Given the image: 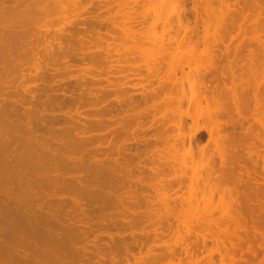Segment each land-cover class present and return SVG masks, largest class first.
<instances>
[{
	"label": "rangeland",
	"instance_id": "obj_1",
	"mask_svg": "<svg viewBox=\"0 0 264 264\" xmlns=\"http://www.w3.org/2000/svg\"><path fill=\"white\" fill-rule=\"evenodd\" d=\"M14 1V2H12ZM29 2H27L26 0H0V28H1V31H0V41H2L3 43H5V41L7 40V47L8 48H5L4 44L1 45L0 43V49L1 47L3 48V50H0V68H1V71H5L6 73H2L0 71V77L3 79L0 78V85L3 87H0V117L4 116L3 118L1 117L0 118V132H7L8 136H9V133L12 131V133H14L16 130H17V133L15 132L14 134H17L20 135V136H23L25 135L26 133V136L31 137L32 140H35L33 141L34 143H38V144H35L36 146L38 145V148H36V146L34 145V143L32 144L33 147L35 148V150L32 148L33 151L31 152H35L36 149H38L36 152L39 153V151H45L46 153H48L50 155V152L51 154H57V152L59 153V150H60V153L62 155V152L65 153L63 154V156L61 155H57L55 156V161L54 159L52 160H49L47 154L44 153V158L45 160H42V157L40 156V160H39V164L40 163H45L46 166L45 168H47V171H43L42 172V175L39 173L38 174V177L39 175L41 176H44L45 174L48 176L46 177V175L44 177H46L48 180H54L53 176L54 177H58V181L61 183L63 182L64 187H61V188H57V189H52V185L51 182L49 184L48 182V185H50V188H48V185H47V188L46 187L44 188V192H43V196H46L44 198H39L38 200V196H37V203H39V208H41V212H45L46 210L47 211H53L55 213V215H52L53 213H50V212H47L48 215L47 216H51L53 218H55V220H57L56 217H58V219L60 220L58 222V226H61L62 224V227L64 226V228H74V229H77L79 233H84L89 235L90 237H88L87 235L85 234H74V237L72 236L70 238V244L65 251H67V253L63 250L62 251V255L63 253L65 252L66 255L70 256H73L72 258L74 259H71L69 258L68 256L64 255L66 258V261L67 263L70 262L71 260V263L70 264H241L242 263V260H249V262L253 261L252 263L253 264H259V261L262 259V256L264 255V248L261 249V247H259L257 244H262L264 246V143L262 141H264V0H242V2H244L243 4L240 3L239 0H233L234 2H232V0H228V2H225L227 0H215L217 2H214L213 0H208V2L206 0H132L134 2H132L131 0H120L121 3L119 2V0H112L114 2H108L107 0H73V3L76 4L75 5H72L71 1L70 3L67 1V3L63 2L61 3L62 1L64 0H36L33 1L34 3H32V0H28ZM43 1V3L41 2ZM98 1V2H96ZM107 1V2H106ZM129 1V2H128ZM142 1V2H141ZM145 1V2H144ZM163 4H161L160 2ZM164 1L167 3H164ZM173 1V5L170 4L172 3ZM193 1V2H192ZM202 1V5L200 4V2ZM210 1V4L208 5ZM212 1V2H211ZM221 1V2H219ZM229 1H230V4H234V6L230 5L229 4ZM241 5H239V3ZM4 2V3H3ZM79 4H77V3ZM86 4H85V3ZM103 2V3H102ZM106 2V3H105ZM132 2V3H131ZM140 2V3H139ZM148 2V3H147ZM150 2H151V5L154 4V2L156 4L149 7L150 5ZM153 2V3H152ZM159 2V3H158ZM168 2H170V8H169V4ZM179 2V3H178ZM185 2V3H184ZM189 2V3H188ZM197 3L198 4V18H197V22L195 23V18H193V16H195L196 13H194L195 11H193L191 9V6L193 5L192 3ZM204 2V3H203ZM226 3V5L224 3ZM238 3L237 5L235 3ZM258 2V4H257ZM24 3V4H23ZM46 3V4H45ZM58 3V4H57ZM109 5H108V4ZM115 3V4H114ZM122 3L124 4V6L122 5ZM130 3V4H129ZM177 3V4H176ZM207 3V4H206ZM220 3V5H219ZM223 3V4H222ZM227 3L231 6L228 7ZM256 3V4H255ZM9 4V6H8ZM30 6H28V5ZM47 4L49 6H47ZM50 4H53L50 5ZM56 4V5H55ZM62 4V5H61ZM65 4V7H63V5ZM67 4V5H66ZM82 4V6H81ZM105 4L106 7L104 8ZM114 4L116 6H112L111 5ZM129 6H128V5ZM135 6H134V5ZM147 4V5H146ZM149 4V5H148ZM159 6H158V5ZM192 4V5H191ZM204 4V5H203ZM218 4V5H217ZM251 4V5H250ZM4 5V7L2 6ZM14 7H12V6ZM18 5V6H16ZM21 5V6H20ZM24 5V6H23ZM37 5V6H34ZM45 5V6H43ZM61 5V6H60ZM70 5V6H69ZM75 8H72V6ZM79 5H80V8H79ZM95 5V6H94ZM119 5V7H118ZM137 5V6H136ZM155 5H157L158 7H161L160 5H164L165 7H167V9L163 6L162 9L159 8V10L157 11L156 9L158 7H156ZM167 5V6H166ZM179 5V6H177ZM183 5V6H182ZM200 5V6H199ZM217 7H216V6ZM224 5V7L222 6ZM3 8H2V7ZM49 8H47V7ZM52 6V8H50ZM60 6V8H59ZM78 6V7H77ZM88 6V7H87ZM100 6V8H99ZM123 7V10H124V7H125V10H129L126 11L127 14L121 10L120 11V8ZM134 6V7H133ZM145 6V7H143ZM147 6V7H146ZM175 6V7H174ZM202 6V7H201ZM213 6V7H212ZM217 9H215L214 8ZM246 6V7H244ZM7 7V8H6ZM11 7V8H10ZM22 7V8H21ZM38 7V8H37ZM46 7V9H45ZM68 7L70 9H68ZM87 7V8H86ZM108 7V9H107ZM118 7V8H116ZM129 7V8H128ZM137 7V8H135ZM143 7V8H142ZM149 7V8H148ZM152 7V11L150 8ZM188 7V10L185 11V9ZM201 7V8H199ZM207 7V8H205ZM230 11H227L228 9ZM239 7V8H238ZM240 7H241V11H240ZM17 8V9H16ZM20 8V9H19ZM43 8V9H42ZM66 10V14H67V17H66V14L65 13V10ZM85 8L87 9L85 11ZM102 8V9H101ZM113 8V9H112ZM132 8V9H131ZM142 8V9H141ZM147 8V9H146ZM156 8V9H155ZM224 8V9H223ZM232 8V9H230ZM235 8H238V9H235ZM246 8V9H245ZM4 9V10H3ZM7 9V10H6ZM11 9V10H10ZM13 9V11H12ZM22 9V10H21ZM26 9V10H25ZM32 9V10H31ZM47 9H49V11L47 12ZM53 9V10H52ZM57 9V10H56ZM62 11H60V10ZM89 9V11H88ZM98 9V10H97ZM105 9L107 10H110V11H105ZM136 9V10H135ZM139 9V10H138ZM177 9V10H176ZM180 9V10H178ZM189 9L192 11H189ZM203 9V11H202ZM211 9V11H210ZM227 9V10H226ZM233 9L235 10H238V11H233ZM3 10V11H1ZM11 11L12 13H10L9 11ZM15 10V11H14ZM18 10V12H17ZM28 10V11H27ZM43 10V11H42ZM45 10V11H44ZM52 10V12H51ZM64 10V11H63ZM72 12V13H67V12ZM72 10V11H71ZM84 10V11H82ZM103 10V11H102ZM133 14H132V12ZM138 10V12H137ZM151 10V11H150ZM164 10V11H162ZM169 10V12H168ZM172 10V12H171ZM174 10H176L177 12H175ZM216 10V11H215ZM220 10V12H219ZM223 10V11H222ZM242 10H245V11H242ZM21 11V12H20ZM112 11V12H111ZM114 11V12H113ZM123 11V12H122ZM136 11V12H135ZM144 11L146 13H144ZM156 11V12H155ZM180 11V12H179ZM202 11V12H201ZM215 11V12H214ZM14 12V13H13ZM16 12V13H15ZM44 12V13H43ZM55 12H61V13H55ZM80 12V13H79ZM103 12H105L106 14H104ZM119 12V13H118ZM143 12V13H142ZM149 12V13H147ZM154 14H153V13ZM158 12V13H157ZM171 12V14H169ZM212 12V13H211ZM218 12V13H217ZM224 12V13H223ZM227 14H226V13ZM231 16H228L229 13ZM238 12V13H237ZM11 15H10V14ZM42 13V14H41ZM55 13V14H54ZM86 13V17L84 16ZM95 15V16H93ZM96 13V14H95ZM108 13H109V17H108ZM111 13V14H110ZM128 13H131V14H128ZM150 13L153 15V18H158L159 16V13L162 14V18L163 17H167L169 19L170 22L167 24L166 21H162L160 20L159 18L156 19L155 21L157 22H153L154 20H150L149 17L152 18V16H149ZM165 15H164V14ZM176 13L182 18V22H184L185 24H180L177 22V19L178 17L175 16ZM183 13V14H181ZM210 13V15H209ZM216 13V14H215ZM222 13V14H220ZM243 13V14H242ZM13 14V15H12ZM18 14V15H15ZM21 14V15H20ZM50 16H48V15ZM57 14V15H56ZM63 14V15H62ZM103 14V15H102ZM115 14H121L120 15H116ZM127 16H126V15ZM136 14L140 15L139 17V20L138 17L136 16ZM148 16H147V15ZM173 14H174V17H173ZM206 14V15H205ZM233 14V15H232ZM240 14V15H239ZM245 14V15H244ZM7 15V17H6ZM24 15L26 16L24 18ZM40 15V16H39ZM42 15V16H41ZM46 15V16H45ZM55 15V16H54ZM65 15V16H64ZM69 15V17H68ZM82 15V16H80ZM88 15V16H87ZM108 17L106 19V17ZM129 15H130V18L132 19H129ZM134 17L135 18H132L131 17ZM148 19H147V17ZM157 15V17H156ZM171 17H170V16ZM193 15V16H192ZM200 15V16H199ZM207 15L211 16V17H208ZM259 15V16H258ZM21 16V18H19ZM76 16V17H75ZM104 16V18L102 17ZM113 16V17H112ZM119 16L120 20H118L119 18H117ZM123 16H125L126 18H124ZM141 16H144V17H141ZM183 16V17H182ZM217 16V17H216ZM219 16V17H218ZM236 16V17H235ZM257 18H256V17ZM35 17V18H34ZM38 17V18H37ZM44 17V18H43ZM84 17V19H83ZM146 17V19H144ZM177 17V18H175ZM196 17V16H195ZM200 17V18H199ZM202 17V18H201ZM205 17V18H204ZM215 17V18H214ZM223 17V19H222ZM240 17V18H239ZM244 17V18H243ZM4 19V21L2 19ZM8 18H9V21H8ZM62 21H61V19ZM66 18V19H65ZM79 18V19H77ZM90 18V19H89ZM98 18V19H97ZM115 18V20H114ZM143 18L144 23H143V20H141ZM154 18V19H155ZM161 18V17H160ZM174 18V19H173ZM189 18V19H188ZM217 18V19H216ZM228 18H229V21L230 19L233 20V23L231 22H227L228 21ZM255 18V19H254ZM20 20V23L22 22V25L20 23H18L17 21ZM50 19H53V20H50ZM56 19V20H55ZM59 19V21H58ZM70 19V20H69ZM73 19V20H72ZM82 19V20H81ZM86 19V21H85ZM94 19L98 20L97 23H96V20L94 21ZM101 19V20H100ZM164 19V18H163ZM194 19V21H193ZM200 19V21L198 20ZM205 19V21H203ZM210 19V20H208ZM214 20V22L211 21ZM221 19V20H220ZM256 19H258L256 21ZM260 19V20H259ZM17 20V21H16ZM44 20V21H42ZM55 20V21H54ZM78 20V21H76ZM83 20L85 22H83ZM106 20V21H105ZM141 20V21H140ZM165 20V19H164ZM174 21L172 23V21ZM176 20V21H175ZM184 20V21H183ZM203 22H202V21ZM236 20H239V21H236ZM13 21V22H11ZM45 21H48L49 23L45 22ZM54 21V22H52ZM58 21V23H57ZM111 21V23L108 22ZM113 21V22H112ZM127 21V25L125 27V23ZM129 21V22H128ZM132 21V22H131ZM134 21V22H133ZM159 21V22H158ZM161 21V22H160ZM242 21V22H241ZM258 22L256 25L252 22ZM15 22V23H14ZM39 22V23H38ZM53 24H52V23ZM60 22V23H59ZM74 22V23H73ZM78 22V24H77ZM92 22V23H91ZM103 22V23H102ZM115 22V23H114ZM119 22V24H118ZM140 22V23H138ZM148 22L149 24L154 25L153 26H150L148 23V25L146 23ZM151 22V23H150ZM166 22V23H164ZM203 24H202V23ZM211 22V23H210ZM219 24V27H218V24ZM237 22V23H236ZM14 23V24H13ZM29 23V24H28ZM31 23V24H30ZM73 23V24H72ZM85 23H88V24H85ZM114 23V24H113ZM129 23V24H128ZM138 23V24H137ZM142 23V25H141ZM159 25H158V24ZM166 26V28H163L164 25ZM177 23V24H176ZM231 23V24H229ZM48 24V25H47ZM50 24V26H49ZM52 24V25H51ZM72 24V25H71ZM91 24H93L94 26L92 27ZM103 24V25H102ZM136 27H135V25ZM146 24V25H145ZM157 24V26H156ZM172 24V26H171ZM187 24V25H186ZM196 24V25H194ZM217 24V25H216ZM227 24L229 26H227ZM237 24V25H236ZM239 24V25H238ZM241 24V25H240ZM7 25V26H5ZM18 25V26H16ZM21 25V27H19ZM97 25V26H96ZM100 25V26H99ZM108 28H107V26ZM111 27H110V26ZM132 25L133 26V29H132ZM140 25V26H139ZM163 25V27L161 26ZM170 25V26H169ZM207 25V26H206ZM224 25V26H223ZM259 25H260V28L261 30H259L258 32V28H259ZM14 26V27H13ZM24 26V27H23ZM30 26V27H29ZM90 27V28H87V27ZM99 26V27H98ZM122 26V27H119ZM138 26V27H137ZM142 26V27H141ZM156 26V28H155ZM176 26V27H175ZM182 26V27H181ZM184 26V27H183ZM189 26V27H187ZM193 26H196V27H193ZM217 28H216V27ZM232 26V27H230ZM237 26V27H235ZM255 26V27H254ZM6 27V28H4ZM9 27V28H7ZM35 27V28H33ZM63 27V28H62ZM92 27V28H91ZM130 27V28H129ZM140 27V28H139ZM149 27V28H148ZM150 27H152V29H154L156 32H154V30L150 29ZM159 27V29H158ZM170 27V28H169ZM181 27V28H180ZM187 27V28H185ZM222 27V28H221ZM257 27V28H256ZM2 28H4L2 30ZM11 28V29H10ZM25 30H24V29ZM52 28V30H51ZM66 30H65V29ZM73 28H76L75 30ZM112 30H111V29ZM115 28V29H114ZM118 28V29H117ZM177 28V29H176ZM202 28V29H201ZM210 28V29H209ZM219 28V29H218ZM226 28V29H225ZM235 28V29H234ZM241 28V29H240ZM30 29V30H29ZM33 29V30H32ZM80 29V30H79ZM97 29V30H96ZM125 31H124V30ZM130 29V30H129ZM132 29V30H131ZM158 29V30H157ZM181 29V31H179ZM188 29V30H187ZM194 29V30H193ZM233 29V30H232ZM10 30V31H9ZM16 30V31H15ZM41 33H40V31ZM43 30V31H42ZM74 30V31H73ZM77 30V31H76ZM79 30V31H78ZM122 32H121V31ZM164 30V31H162ZM167 30V31H166ZM179 32H177V31ZM184 30V32H183ZM191 30V31H190ZM199 30V31H198ZM217 30V31H216ZM226 30V31H225ZM231 30V31H230ZM235 30V31H234ZM2 31H3V34H2ZM9 31V32H8ZM19 31V32H18ZM31 31V32H30ZM34 31V32H33ZM38 33H36V32ZM47 32L48 34H46L45 32ZM49 31V32H48ZM55 34L52 36V33ZM100 31V32H98ZM140 31V32H139ZM176 31V32H175ZM214 31H216L214 33ZM230 32V33H227ZM234 31V32H233ZM251 31V32H250ZM261 31V32H260ZM8 32V33H7ZM18 32V34H16ZM23 32V33H21ZM33 32V33H32ZM90 32V33H89ZM96 32V33H95ZM110 32V33H109ZM116 32V33H115ZM142 32V33H141ZM145 32V33H144ZM164 32V33H163ZM166 32V33H165ZM186 32V33H185ZM193 32V33H191ZM208 32V34H207ZM232 32V33H231ZM239 32V34H238ZM243 32H247V34L249 33V35L247 34H243ZM257 32V33H256ZM263 32V33H262ZM30 33V34H29ZM35 33V34H34ZM58 33V34H57ZM67 33V34H66ZM69 33V34H68ZM70 33L72 35H70ZM78 33V34H77ZM86 33V35H85ZM98 33V34H97ZM105 33V34H104ZM113 33V34H112ZM139 33V34H138ZM148 33V34H147ZM153 33V34H152ZM156 33V36L155 34ZM184 33V34H183ZM201 33V35H200ZM218 33V35L216 34ZM221 33L222 36H221ZM242 33V34H240ZM253 33V34H252ZM256 35H255V34ZM6 34V36L4 35ZM9 34V37H7ZM22 36H20V35ZM29 34V35H28ZM32 34V35H31ZM34 34V36H33ZM43 35L42 38L41 36L39 35ZM50 34V36H49ZM60 34V36H58ZM64 36H63V35ZM77 34V35H76ZM96 36H95V35ZM132 35V36H129V35ZM143 34V35H142ZM145 34V35H144ZM147 34V35H146ZM171 34V35H170ZM175 34V35H174ZM183 34V35H182ZM196 34V35H195ZM28 35V37H27ZM39 36L38 39L37 37L35 36ZM56 35V36H55ZM105 35V36H104ZM115 35V36H114ZM118 35H121V36H118ZM122 35H123V38H122ZM151 35V36H150ZM165 35V37L163 36ZM169 35V36H168ZM174 35V36H173ZM177 35V38H176V41L174 40L175 36ZM190 35V36H189ZM200 35V36H198ZM207 35V36H206ZM216 35L218 37L214 38L213 40V37ZM221 38H220V36ZM229 35V36H228ZM246 37H245V36ZM261 37H260V36ZM45 36L48 38H45ZM69 36V37H68ZM71 36L73 38H71ZM78 38H77V37ZM80 36V37H79ZM84 36V37H82ZM94 36L96 38H94ZM110 36H113V37H110ZM136 37V39L134 37ZM142 36V37H141ZM147 36V37H146ZM150 38H149V37ZM160 36V37H159ZM163 36V38L161 37ZM170 38L168 39L167 38ZM182 36V37H181ZM185 38H184V37ZM213 36V37H212ZM238 36V37H237ZM251 37V39L253 40H249ZM6 40H5V38ZM11 37H13V39H11ZM14 37H18L17 40L16 38ZM33 37V39H32ZM98 37V38H97ZM107 37V38H106ZM120 37V38H119ZM133 37V38H132ZM190 37V38H189ZM192 37V38H191ZM194 37V38H193ZM222 37L225 38V40L223 39L222 40ZM236 37V38H235ZM247 39L245 40L244 39ZM253 37V38H252ZM2 38V40H1ZM4 38V39H3ZM23 41L25 42H22V39ZM26 40H25V39ZM41 40H40V39ZM47 40H45V39ZM52 40H51V39ZM75 38V39H74ZM82 40H81V39ZM87 38L90 39L89 42L87 41ZM94 38V39H93ZM101 38V39H99ZM103 38V39H102ZM111 38V39H110ZM122 38V39H121ZM155 38V39H154ZM167 41H166V39ZM196 38V39H195ZM211 38V39H210ZM228 38V40H227ZM232 38V39H230ZM254 38H259L260 41H258V39H254ZM15 39V40H14ZM20 39V40H18ZM36 39V41H35ZM58 39V40H57ZM62 39H63V42H62ZM66 39V40H65ZM79 39V40H78ZM93 39V40H92ZM107 39V40H106ZM117 41H116V40ZM120 39V41H119ZM131 39V40H129ZM137 39H140L142 41L139 40V42L137 41ZM158 39V40H157ZM183 39L184 42H183ZM189 39V40H188ZM193 39H195L193 41ZM207 39V40H206ZM238 39V40H237ZM9 40V41H8ZM39 40V41H37ZM65 40V41H64ZM124 40V41H123ZM128 40V41H127ZM146 41L144 43V41ZM160 40L162 41V46L164 47H159L161 46V42ZM169 40L172 41L169 42ZM197 40H198V43H197ZM224 41L223 43L219 41ZM242 40V41H241ZM255 40V41H254ZM21 41V42H19ZM29 41V42H28ZM68 41V42H67ZM96 41V42H95ZM102 41V42H101ZM108 41V42H106ZM131 41V42H129ZM135 41V43L133 42ZM150 41V42H149ZM155 43H154V42ZM168 43H166V42ZM174 41V42H173ZM185 41L186 43L188 44H185ZM216 41V42H215ZM239 41V42H238ZM254 41V42H253ZM18 42V43H17ZM31 42V43H30ZM36 42V43H34ZM39 42V43H38ZM40 45V43H42ZM51 42V43H49ZM61 42V43H60ZM67 42V43H66ZM70 42V43H69ZM83 42V43H82ZM87 42V43H86ZM128 42V43H127ZM154 44H153V43ZM158 42V43H157ZM163 42L165 43V45L163 44ZM200 42V43H199ZM211 42V43H210ZM214 42V43H213ZM218 42V43H217ZM227 42V43H226ZM235 42V43H234ZM241 42V43H240ZM247 42H250V43H247ZM15 43V45L13 44ZM22 43V44H21ZM55 43V44H53ZM59 43V44H58ZM63 43V44H62ZM65 43V44H64ZM81 43V44H80ZM89 43V44H88ZM102 43V44H101ZM107 43V44H106ZM113 43H117V44H113ZM125 45H124V44ZM137 43V44H136ZM153 44L152 46H155V44L157 45V47L155 48H158L159 49H162V50H159V54L158 52H156L158 49H155L154 47L148 45V44ZM171 43V44H169ZM179 43V44H178ZM182 43V45H181ZM184 43V44H183ZM207 43V44H206ZM231 43V44H230ZM255 43V44H254ZM26 44V47L24 46ZM28 44L29 45V48H28ZM33 44V45H32ZM39 44V45H38ZM46 47H45V45ZM51 44V45H50ZM91 44V45H90ZM102 46H101V45ZM120 44V45H119ZM139 44V46H138ZM141 44V45H140ZM145 44V45H144ZM147 44V45H146ZM174 44V45H173ZM176 44V45H175ZM199 44V45H198ZM204 44V45H203ZM221 44V45H220ZM223 44V45H222ZM237 44V45H236ZM240 44V45H239ZM22 45V46H21ZM38 45V46H37ZM47 45L49 47H47ZM69 45V46H68ZM73 45V48L72 46ZM98 45V46H97ZM107 47L105 49V46ZM113 46H116V47H112ZM131 45V46H130ZM159 45V46H158ZM239 45V46H238ZM246 45V47H245ZM259 45V46H258ZM14 46V47H13ZM18 46V47H17ZM21 46V47H19ZM44 46V47H43ZM57 46V47H56ZM65 46V47H64ZM88 46V47H87ZM120 46V47H119ZM128 46V47H127ZM132 46H133V49H132ZM143 46V47H142ZM167 46V47H166ZM178 46V47H177ZM182 46V47H181ZM185 48H184V47ZM190 46V47H189ZM208 46V47H207ZM211 46V47H210ZM215 46V48L213 47ZM221 46L225 49L226 47V50L228 52V55H227V58L225 57V60L223 61V59L221 58H218V55H220V52H222L224 49L221 48ZM234 46V47H233ZM238 49H236L237 47ZM249 46V48H248ZM257 46V47H256ZM12 48V49H9V48ZM25 47V48H24ZM31 47V49H30ZM62 47V48H61ZM70 47V48H68ZM101 47V49H99ZM123 47V48H122ZM125 47V48H124ZM138 47V48H136ZM146 47V48H145ZM152 47V48H151ZM172 47H174V50H171L173 49ZM177 47L176 51H175V48ZM204 47V48H203ZM207 47V48H206ZM213 47V48H212ZM242 47V48H241ZM15 48V49H13ZM21 48V49H19ZM46 48V49H45ZM55 48V49H54ZM65 48V49H64ZM95 48V49H93ZM112 48V50H111ZM141 48V49H140ZM168 48V49H167ZM170 48V49H169ZM184 50V52L182 51V49ZM201 48V49H200ZM220 48V49H219ZM248 51L246 53L245 50ZM257 48H260V49H257ZM5 49V50H4ZM18 49L20 51H18ZM27 49V50H26ZM44 49V50H42ZM62 49V50H61ZM70 49V51H69ZM98 49V50H97ZM103 49V50H102ZM118 52H116L117 50ZM122 49V50H121ZM127 49V50H126ZM135 51L136 52H131L130 51ZM144 49V50H143ZM155 49V50H154ZM166 49V50H164ZM188 49V50H187ZM190 49V50H189ZM215 49L217 51H215ZM222 49V50H221ZM254 49V50H252ZM257 49V50H256ZM8 50H11L8 51ZM25 51V52H22ZM59 50V51H58ZM74 50V51H73ZM84 50V51H83ZM97 50V51H96ZM105 50V51H104ZM116 50V51H115ZM141 53H138L137 55V52ZM170 50V51H169ZM186 50V51H185ZM192 50V51H191ZM197 50V51H196ZM205 50V51H204ZM209 52H207V51ZM223 51V52H226ZM250 50V52H249ZM261 50V51H260ZM6 51V53H5ZM31 51L32 53L30 54ZM45 51V52H43ZM50 51V52H49ZM52 51V52H51ZM111 51V52H110ZM129 52L127 55L126 52ZM146 51V52H145ZM151 51H154L155 53L153 54ZM163 51V56L161 54L160 56V53ZM196 53V56L198 58H194V55ZM212 51V52H211ZM215 51V52H214ZM219 51V52H218ZM239 51V52H238ZM241 51H242V54H241ZM254 51V53H253ZM14 52V53H13ZM20 52V54L18 55V53ZM21 52L24 54L22 55ZM29 52V53H28ZM34 52V53H33ZM57 52V53H56ZM60 52V53H59ZM67 52V53H66ZM69 52V53H68ZM72 52V53H71ZM83 52H84V55H83ZM122 52V54L120 53ZM125 52L126 55H124L123 53ZM134 54L136 53V55L133 57V55L131 54ZM145 52V54H144ZM166 52V54H164ZM175 52H177V54H174ZM179 52V53H178ZM203 52V53H202ZM207 54H206V53ZM262 52V53H261ZM11 54V55H14V56H11V55H8ZM36 53V54H35ZM44 53V54H43ZM49 53V54H48ZM52 53V55H51ZM82 53V54H81ZM93 53V54H92ZM98 53V54H97ZM110 53V54H109ZM115 53V55H114ZM148 53V55H147ZM150 53V54H149ZM192 53L194 55H192ZM219 53V54H217ZM251 53V54H248ZM46 54H48L49 56H47ZM54 54V55H53ZM69 54V55H68ZM79 54V55H78ZM101 54V55H100ZM104 54V55H103ZM113 54V55H111ZM118 54V55H117ZM121 54V55H120ZM144 54V55H143ZM171 54V55H170ZM208 54H211L208 55ZM213 54V55H212ZM245 54V55H244ZM258 54H260L259 56L261 58H263L261 60V58L258 56ZM262 54V55H261ZM26 55V57H25ZM51 55V56H50ZM60 55V56H59ZM78 55L80 57V60L77 58ZM88 55V56H86ZM98 55V56H97ZM100 55V56H99ZM106 55V56H105ZM117 55V56H116ZM120 55V56H119ZM140 55V56H139ZM145 55H146V58H145ZM149 55H154L155 57L153 56H149ZM165 55V56H164ZM168 55V56H166ZM174 55V56H173ZM180 55V57H179ZM191 55V56H190ZM234 55V56H232ZM253 55V57H252ZM255 55V56H254ZM8 56V57H6ZM15 56H17V58L15 59ZM22 58V60L19 59ZM39 56V57H38ZM45 58H44V57ZM64 58H63V57ZM83 56V57H82ZM102 59V62L100 63L99 59ZM105 56V57H104ZM112 56V57H111ZM114 56V57H113ZM120 58H119V57ZM121 56H122V60L124 59H127V60H124L121 61ZM129 57V60L127 57ZM139 56V57H138ZM150 58H148V57ZM158 56V57H157ZM210 56V57H209ZM229 56H230V60L229 59ZM245 56V57H244ZM263 56V57H262ZM12 57V59H10ZM41 57V58H40ZM49 57V58H47ZM59 57V58H58ZM61 57L63 59H61ZM73 57V58H72ZM87 57V58H85ZM94 57V58H93ZM104 57V58H103ZM106 57H110L109 61ZM116 57V58H115ZM125 57V58H124ZM133 57V61H132V58ZM156 57L158 59H156ZM163 57L162 60H160V58ZM166 57V59H164ZM170 57V58H169ZM187 57V58H186ZM190 57V58H189ZM193 57V58H192ZM213 57V58H212ZM224 57V56H223ZM244 57V58H243ZM255 57V58H254ZM27 58V59H26ZM32 58V59H31ZM55 58V59H54ZM76 58V59H74ZM85 60H84V59ZM89 58H93L90 59V60H87ZM96 58H97V61H96ZM119 58V59H118ZM139 58V60H137ZM141 58V59H140ZM144 60H143V59ZM186 58V59H185ZM210 58V60L208 59ZM212 58V59H211ZM232 58V59H231ZM244 61H243V59ZM248 58V59H247ZM259 58L260 60V63H259V60L257 59ZM19 59V60H17ZM24 59V60H23ZM30 59V60H29ZM34 59V60H33ZM36 59V60H35ZM46 59V60H45ZM54 59V60H53ZM68 59V60H67ZM106 59V60H105ZM113 59V60H112ZM116 59V61H114ZM131 59V60H130ZM189 59V60H188ZM191 59V60H190ZM194 59V60H193ZM217 59V60H216ZM221 59V60H220ZM237 59V60H236ZM242 59V60H241ZM251 59V60H249ZM254 59V60H253ZM2 60V62H1ZM6 60V61H5ZM51 60H53L52 62H50ZM83 61V62H78V61ZM120 62H118V61ZM151 60V62H150ZM153 60V61H152ZM160 61H163L162 62V66L159 64L161 62ZM165 60V62H164ZM178 60V61H176ZM185 60V61H184ZM193 60V61H192ZM212 60V61H211ZM214 60V61H213ZM250 61L249 63L247 61ZM258 60V63L256 62ZM15 62V63H12V62ZM23 61V62H22ZM29 61V62H28ZM39 61V62H38ZM65 61V62H63ZM68 61V62H67ZM73 61V62H72ZM96 61V63H95ZM131 61V62H130ZM135 61V62H134ZM141 63H140V62ZM144 61V62H143ZM169 61V62H168ZM180 61V62H179ZM219 61V62H218ZM220 61H222L220 63ZM227 61V62H226ZM231 61V63H230ZM262 61H263V64H262ZM55 62V63H54ZM78 62V63H77ZM92 62H94L92 64ZM110 62V63H109ZM118 65H116L117 63ZM133 62V63H132ZM155 62L156 64H159L160 66H155ZM167 62V64H165ZM184 62H186L184 64ZM197 62V64L194 65V63ZM202 62V63H201ZM232 66H230L229 64ZM252 62V64H251ZM17 63L19 64V66H17ZM50 63H52L50 65ZM85 63V64H84ZM98 63L100 65H98ZM105 63V64H104ZM123 63V64H122ZM124 63L126 64V66L124 65ZM128 63V64H127ZM130 63V64H129ZM142 63H146L145 65L142 64ZM150 63V64H149ZM154 63V65L152 66L151 64ZM172 63V64H171ZM189 63L190 66L187 64ZM201 63V64H200ZM215 64L216 67L218 69H220V66L221 64H223V66H221V70L225 73L224 76H225V80L223 82L220 81V90L218 91V94H214V95H211V97L209 96L208 100H205V98L203 97V95H199L197 96L196 94V91H200L202 88L199 89V86L198 84H196V86H192L194 83L192 80H203L204 77L202 78V76H204V74L202 72L205 73L206 70H211L210 68H213L212 65L210 64ZM227 63V65H225ZM234 63V64H233ZM238 64V66L235 65ZM243 63L245 64L243 66ZM257 63V64H256ZM43 64V65H42ZM48 64V65H47ZM68 64V65H67ZM92 64V65H91ZM110 65V67L112 68H109L108 65ZM192 64V66H191ZM203 64V65H202ZM205 64V66H204ZM240 64H242L240 66ZM260 64V65H259ZM262 64V65H261ZM8 65V67H7ZM30 65V66H29ZM47 65V66H46ZM57 65V66H56ZM64 65V66H63ZM66 65V66H65ZM94 65V66H93ZM113 65V66H112ZM123 65V66H122ZM164 65V66H163ZM169 65V66H167ZM180 65V66H178ZM187 65V66H186ZM197 65V66H196ZM214 65V66H215ZM220 65V66H219ZM230 66L232 69H227V67L225 66ZM43 66V67H42ZM50 66V67H49ZM53 66V67H52ZM59 66V67H58ZM102 66V67H101ZM122 66V67H121ZM4 67H7V68H4ZM11 67V68H10ZM19 67V68H18ZM24 67V68H23ZM41 67V68H40ZM48 67V68H47ZM69 67V68H68ZM90 67V68H89ZM103 67L106 68V69H109V70H106L104 69L103 70ZM209 69H208V68ZM224 67V68H223ZM241 69H240V68ZM263 68V70L261 71L260 68ZM3 68V69H2ZM30 68V69H29ZM50 68V69H49ZM55 68V70H54ZM85 68V71H82V69ZM92 68V69H91ZM100 68V69H98ZM226 68V69H225ZM246 68V69H245ZM14 71H13V70ZM20 69V71L18 70ZM42 69V70H41ZM87 69V70H86ZM95 69V70H94ZM97 69V70H96ZM111 69V70H110ZM199 69V70H198ZM206 69V70H205ZM224 69V70H223ZM235 69V70H234ZM240 72H239V70ZM8 70V71H6ZM12 70V71H10ZM18 70V71H17ZM24 70V71H23ZM44 70V71H43ZM49 70V71H48ZM57 70V71H56ZM68 70V71H67ZM76 70V71H75ZM90 70V71H89ZM99 70V71H98ZM114 70V72H113ZM234 70V71H233ZM259 70V71H257ZM41 71V73L39 72ZM101 71V72H100ZM112 71V72H110ZM202 71V72H201ZM244 71V72H242ZM261 71V72H260ZM9 74H8V73ZM10 72H11V75H10ZM17 72L19 75H17ZM35 72V73H34ZM47 72V73H46ZM53 72V73H52ZM108 72V73H107ZM232 72V73H231ZM238 72V73H236ZM29 73H32V75L34 74V76L32 78H30L32 75L29 74ZM73 73V74H72ZM95 73V74H94ZM97 73V74H96ZM112 73V74H111ZM227 73V74H226ZM236 73V74H235ZM246 75H245V74ZM259 73L261 75H259ZM3 74V75H2ZM7 76H6V75ZM24 74V76H22ZM51 74V75H50ZM53 74V75H52ZM82 74V75H81ZM95 75V76H92V75ZM100 74V75H99ZM108 77H106L105 75ZM109 74V75H108ZM255 74V75H253ZM258 74V75H257ZM5 75V76H4ZM30 75V76H29ZM43 75V76H42ZM71 75V76H70ZM77 75L79 78H77ZM91 75V76H90ZM230 75H232V77L235 79H233ZM237 75V77H236ZM240 75V82H242L240 84L239 82V76ZM243 75V76H242ZM11 76V77H10ZM19 76V77H18ZM22 76V77H21ZM29 76V77H28ZM74 76V77H73ZM88 78H86V77ZM104 76V77H103ZM151 76V77H150ZM230 76V77H229ZM257 76V77H256ZM263 76V77H262ZM16 77V78H15ZM26 77V78H25ZM55 77H57L55 79ZM60 77V78H59ZM63 77V78H62ZM99 77V78H98ZM106 77V78H105ZM245 77V78H244ZM10 78V79H9ZM12 78V80H11ZM24 78V79H23ZM39 78V79H38ZM43 78V79H41ZM52 78V80H51ZM55 80H54V79ZM75 78V79H74ZM95 78V79H94ZM233 80H232V79ZM247 78V79H246ZM254 78V79H253ZM5 79V80H4ZM7 79H9L7 81ZM15 79V81H14ZM23 79V80H22ZM29 79V80H27ZM32 79V80H31ZM35 79H38L35 81ZM63 79V80H62ZM77 79V80H76ZM85 79V80H84ZM87 79V80H86ZM107 79V80H106ZM175 79V81H174ZM231 79V80H230ZM243 81H242V80ZM245 79V80H244ZM21 82H20V81ZM41 80V81H40ZM45 80V81H44ZM51 80V81H50ZM75 80V81H74ZM110 80V82H109ZM123 80V81H121ZM177 80V81H176ZM229 80V81H228ZM235 80V82H234ZM256 80V81H255ZM4 83H3V82ZM10 81V82H9ZM14 81V82H13ZM19 83H17V82ZM25 81V83H24ZM29 81V83H28ZM32 81V82H30ZM45 83H44V82ZM52 83H50V82ZM56 81V83H54ZM60 81V82H58ZM69 81V82H68ZM74 81V83H72ZM90 81V82H89ZM169 81V82H168ZM192 81V82H191ZM246 81V83H245ZM248 81V82H247ZM251 81V82H250ZM9 82V83H8ZM12 82L14 83V85L12 84ZM39 82H42V84H46V85H42V84H39ZM48 82V83H47ZM63 82V83H62ZM72 84H71V83ZM87 82V84L85 83ZM108 82V83H106ZM118 82V83H117ZM166 82V83H165ZM168 82V83H167ZM174 82V83H173ZM180 84H179V83ZM219 82V81H218ZM24 83V84H23ZM29 85H28V84ZM67 83V85H66ZM84 83V85H83ZM111 83V84H110ZM113 83V84H112ZM169 83H171L169 85ZM177 83V84H176ZM190 83V84H189ZM226 83V84H225ZM245 83V84H244ZM253 83V84H252ZM263 83V84H262ZM9 84V85H8ZM50 86H49V85ZM52 84V85H51ZM71 84V85H70ZM76 85V86H73V85ZM78 84V85H77ZM111 86H110V85ZM117 84V85H116ZM225 84V85H224ZM238 84V85H237ZM16 85V86H15ZM23 85V86H22ZM38 85V86H37ZM41 87H40V86ZM58 85V86H57ZM66 85V86H65ZM92 85V86H91ZM96 87H94V86ZM107 85V86H106ZM109 85V86H108ZM167 85V86H166ZM181 85V86H180ZM241 85V86H240ZM5 86V88H4ZM8 88H7V87ZM20 86V87H19ZM22 86V88H21ZM27 86V87H26ZM32 86V88L30 87ZM64 86V88H62ZM81 86V88H80ZM88 86V87H87ZM100 86V88H99ZM114 86V87H113ZM161 86V87H160ZM164 87V90L163 87ZM171 86V87H170ZM173 86V87H172ZM186 86V87H185ZM191 86V87H190ZM198 86V87H197ZM223 86V87H222ZM227 88H226V87ZM238 86V87H237ZM244 86V87H243ZM247 88H246V87ZM35 87V88H34ZM38 87V88H37ZM43 87V88H42ZM73 87V88H72ZM157 87H160L159 89H155ZM166 87H168V91H165L166 90ZM178 87H182L180 90H181V93L180 92H177V91H180L178 90ZM193 87V88H192ZM230 87V91H229V88ZM24 88H27V92L25 91ZM37 88V89H36ZM70 88V89H68ZM76 88V89H74ZM78 88L79 90H82V91H78ZM95 88V89H94ZM105 88V89H104ZM111 88V89H110ZM155 90H154V89ZM171 88V89H170ZM174 88V89H173ZM194 90V92L192 91V89ZM232 88V89H231ZM234 88V89H233ZM235 88H236V91H235ZM243 88V89H242ZM18 89V90H17ZM34 89V90H32ZM93 89V90H92ZM108 89V90H107ZM142 89V90H141ZM184 89V90H182ZM191 89V91H190ZM222 89V90H221ZM247 89V90H246ZM3 90V91H2ZM30 90V91H29ZM32 90V91H31ZM70 92H69V91ZM84 90V91H83ZM107 90V91H106ZM110 90V91H109ZM157 90V91H156ZM171 90V91H170ZM177 90V91H176ZM188 90V91H187ZM224 90V92H223ZM249 90V92H248ZM258 90V91H257ZM7 91V92H6ZM12 91V92H11ZM35 91H38V92H34ZM102 93V94H97L96 93ZM149 91V92H148ZM156 91V92H155ZM159 91V92H158ZM164 91V92H163ZM169 91H170V94H169ZM222 91V92H221ZM227 91V92H225ZM251 91V92H250ZM253 91V93H252ZM3 92V93H2ZM5 92V93H4ZM18 92V93H17ZM47 92V93H46ZM49 92H52V93H49ZM66 92V93H65ZM108 92V93H107ZM134 92V94L132 93ZM143 92V93H142ZM151 92V93H150ZM155 92V93H154ZM177 92V93H176ZM188 92V94H186ZM244 92V94H243ZM263 92V93H262ZM7 93V94H6ZM29 93V94H28ZM46 93V94H45ZM48 93H49V96H48ZM56 93V94H55ZM74 93V94H73ZM85 93V94H84ZM110 93V94H109ZM141 93V94H139ZM163 93V94H162ZM195 93V94H194ZM223 93V94H222ZM229 93H231L229 95ZM238 93V94H236ZM42 94V95H41ZM53 94V95H52ZM64 94V95H63ZM71 94V95H70ZM91 94H94V95H91ZM136 94V95H135ZM148 94V95H147ZM161 94V95H160ZM180 94V95H178ZM227 94V96H226ZM251 94V95H250ZM258 94V95H257ZM17 95H19L17 97ZM52 95V96H50ZM61 95V96H60ZM63 95V96H62ZM86 95V96H84ZM88 95V96H87ZM91 95V96H90ZM132 95V96H131ZM150 95V96H149ZM159 95V96H158ZM177 95V96H176ZM186 95V97L184 98V96ZM188 95V96H187ZM192 95V96H191ZM216 95V96H215ZM239 95V96H238ZM249 95V96H248ZM16 96V97H15ZM21 96V97H20ZM55 96V97H54ZM68 96V97H67ZM110 96V97H109ZM135 96V97H134ZM154 96V98H153ZM157 96V97H156ZM191 96V100H190V97ZM218 96V97H217ZM220 96V97H219ZM223 96V97H222ZM232 96V98L230 97ZM240 98L241 100H243L242 102H240L241 100L237 98ZM245 97L246 98H242V97ZM252 96V97H250ZM255 96V97H254ZM262 96V97H261ZM12 97V98H11ZM23 97V98H22ZM25 97V98H24ZM49 97V98H48ZM51 97V98H50ZM57 97V98H56ZM61 97V98H60ZM65 97V98H64ZM75 97V98H74ZM86 97V98H85ZM116 97V98H115ZM143 97V98H142ZM148 97V98H147ZM156 97V98H155ZM165 97V98H164ZM183 97V98H182ZM188 97V98H187ZM196 97L200 98V99H197ZM28 98V99H27ZM33 98V99H31ZM36 98V99H35ZM44 98V99H43ZM69 98V99H68ZM74 98V99H73ZM82 98V99H81ZM102 98V99H101ZM110 98L112 100H110ZM131 98V99H130ZM133 98V99H132ZM135 98V99H134ZM142 98V99H141ZM150 98V99H149ZM172 98V99H171ZM173 98H175L177 101L173 100ZM186 98H187V101H186ZM231 98V99H230ZM11 99V100H10ZM13 99V101H12ZM27 99V100H26ZM59 99V100H58ZM67 99V100H66ZM79 99V100H78ZM85 99V100H83ZM95 103H94V101ZM106 99H109V100H106ZM163 99V100H162ZM61 100V101H60ZM69 100V101H68ZM76 101V103L74 101ZM82 102H81V101ZM89 100V101H88ZM105 100V101H104ZM116 100V101H115ZM126 100V101H124ZM128 100V101H127ZM131 100H132V103H131ZM193 100L195 102H193ZM215 102H214V101ZM239 100V101H238ZM250 100V103L253 105H250V103L248 102ZM252 100V101H251ZM263 100V101H262ZM21 101V102H20ZM29 101V102H28ZM32 101V102H31ZM50 101V102H49ZM54 101V102H53ZM56 101V102H55ZM60 101V102H58ZM93 101V102H92ZM114 101V102H113ZM118 101V103H117ZM127 104V102H129ZM135 103H134V102ZM140 101V102H139ZM161 101V102H160ZM163 101V104L162 106L160 105ZM165 101V102H164ZM167 101V102H166ZM174 101V102H173ZM191 101V102H189ZM210 102V105L208 102ZM221 101V102H220ZM232 101V102H231ZM234 101V102H233ZM245 101V103H243ZM258 101V103H257ZM40 102V103H39ZM68 102V103H67ZM73 102V106L71 105V103ZM78 102V103H77ZM106 102V103H105ZM111 102V103H110ZM121 102V103H120ZM125 102V103H124ZM138 102V103H136ZM160 102V104L158 105V103ZM172 102V103H171ZM183 102V103H181ZM231 102V103H230ZM260 102V103H259ZM8 103V104H7ZM53 103V104H52ZM55 103V104H54ZM67 103V104H66ZM82 105H81V104ZM94 103V104H93ZM134 103V104H133ZM142 103V104H141ZM155 103V104H154ZM213 105H212V104ZM221 103V105H220ZM225 103V104H224ZM233 103V104H232ZM262 103V105H260ZM4 106H3V105ZM25 104V105H24ZM34 104V105H33ZM71 106H70V105ZM75 104V105H74ZM81 106H80V105ZM86 106H85V105ZM98 104V105H97ZM108 104V106H107ZM114 104V105H113ZM121 104V105H120ZM124 106H123V105ZM138 104V105H137ZM141 104V105H140ZM154 104V105H153ZM157 104V105H156ZM165 104V105H164ZM167 104V105H166ZM244 109L243 108V106ZM249 104V105H248ZM257 104V105H256ZM62 105V106H61ZM67 105V106H66ZM79 105V107L77 106ZM87 105H89L87 107ZM129 105V106H127ZM140 105V106H139ZM156 105V106H155ZM164 105V106H163ZM217 105V106H216ZM239 105V106H238ZM247 105V106H246ZM260 105V106H259ZM6 106V107H5ZM20 106V107H19ZM61 106V108H60ZM85 106V107H83ZM92 106V107H91ZM94 106V107H93ZM107 106V107H105ZM118 106H119V109H118ZM134 106V107H133ZM137 106V108H136ZM148 106V108H147ZM158 106V107H157ZM168 106V107H167ZM181 106V107H180ZM200 106V107H199ZM210 106V107H209ZM223 106V107H222ZM240 106H242L240 108ZM251 106V107H250ZM14 107V108H12ZM16 107V108H15ZM24 107V108H23ZM31 107V109H29ZM32 107H35V108H32ZM58 107V108H57ZM63 107V108H62ZM65 107V108H64ZM70 107V110L67 111V109H69ZM77 107V109H76ZM81 107V108H80ZM83 107V108H82ZM87 107V108H86ZM97 107V108H96ZM104 107V108H103ZM113 107V108H112ZM125 107V108H124ZM156 107V108H155ZM167 107V108H165ZM209 107V109H208ZM262 107V108H261ZM28 108V110L26 109ZM53 108V109H52ZM72 108V109H71ZM85 108V109H84ZM94 109V111L91 109ZM101 108V109H100ZM106 108L107 110H109V108L111 110L109 111H106ZM117 108V109H116ZM129 108V109H128ZM133 108H136V109H133ZM144 108V109H143ZM146 108V109H145ZM161 108V109H160ZM164 110H163V109ZM179 108V109H178ZM218 108V109H217ZM224 108V109H223ZM228 108V109H227ZM258 108L259 109V112L262 113L260 114L258 112ZM9 109V111H8ZM26 109V110H25ZM37 109V110H36ZM42 109V110H41ZM99 109V110H98ZM105 109V110H104ZM126 109L125 111H122ZM143 109V110H141ZM160 109V110H159ZM174 109V110H173ZM222 109V110H221ZM227 109V110H226ZM239 111H238V110ZM257 109V110H256ZM262 109V110H261ZM24 110V111H22ZM33 110V111H32ZM50 112H49V111ZM55 110V111H53ZM75 110V111H74ZM80 112H79V111ZM97 110V111H96ZM113 110V111H112ZM140 110V112H139ZM147 110V111H146ZM162 110V111H161ZM167 110L169 112H167ZM176 110H179V111H176ZM201 110V111H200ZM14 111L16 113H14ZM27 111V112H26ZM31 111V112H30ZM48 111V112H47ZM59 111V112H58ZM88 111V112H86ZM90 111V112H89ZM106 113H105V112ZM111 111V112H110ZM118 111V112H117ZM121 111V112H120ZM159 111V112H158ZM176 111V112H175ZM221 111V113H220ZM230 114H228L229 112ZM241 111H243V113H245L244 115L243 114H240L242 113ZM2 112H4V115L2 114ZM26 112V113H25ZM43 112V113H42ZM53 112V113H52ZM66 112V113H65ZM70 112V113H69ZM98 112V113H97ZM102 112V113H101ZM124 112V113H123ZM151 112V113H150ZM155 112V113H154ZM167 112L168 116L165 114ZM171 112V113H170ZM173 112V113H172ZM181 113L182 114V117H181V114H178V113ZM211 112V113H210ZM214 112V113H213ZM224 112V113H223ZM238 112V113H237ZM247 112V113H246ZM79 113V114H78ZM90 113V114H89ZM95 113V114H94ZM101 113V114H99ZM114 113V114H113ZM120 113V114H119ZM176 113V115L174 114ZM202 113V115H201ZM209 113V115L207 114ZM219 113V114H218ZM237 113V114H236ZM253 113V114H252ZM19 114V115H18ZM25 114V115H24ZM36 114V115H35ZM54 114V116H53ZM56 114V115H55ZM59 114V115H58ZM85 116H84V115ZM93 114V115H92ZM98 114V115H97ZM118 116H117V115ZM139 114V115H138ZM143 114V115H142ZM173 115L174 116H170V115ZM204 114V115H203ZM210 114H211V117H210ZM216 114V116H215ZM13 115V116H12ZM33 115H35L34 117H32ZM66 115V116H65ZM71 115V116H70ZM74 115V116H73ZM100 115V117H99ZM115 115V116H114ZM134 115V116H133ZM177 115H180L177 116ZM185 115V116H184ZM205 115L207 117H205ZM218 115V116H217ZM220 115V116H219ZM234 115V116H233ZM240 115V116H239ZM243 115V116H242ZM28 116V118H27ZM43 116V117H42ZM50 116V118H48ZM62 116V117H61ZM93 116V117H92ZM136 116V117H135ZM154 116V117H153ZM213 116V118H212ZM231 116V117H229ZM262 116V117H261ZM8 117V118H7ZM17 120H16V118ZM30 117V118H29ZM45 117V118H44ZM52 117V118H51ZM75 117H79V121L78 119ZM85 117V118H84ZM89 117V118H88ZM99 117V119H98ZM112 117V118H111ZM158 117H160L161 119H159ZM168 118V120L165 119ZM176 117L180 118L183 120L184 118V121L183 124L179 125L177 124L178 122V119H176ZM224 117V118H223ZM227 117H229V120L228 118L226 119ZM235 117H236V120H235ZM239 117V118H238ZM243 117V118H242ZM19 118V119H18ZM26 118V119H25ZM56 118L57 121H56ZM73 118V119H72ZM171 118V120H170ZM221 118V119H220ZM233 118V119H232ZM246 118V119H244ZM262 118V119H261ZM22 119V120H21ZM97 119V120H96ZM103 119V121H102ZM105 119V120H104ZM142 119V120H141ZM173 119V120H172ZM176 121H175V120ZM194 119V120H193ZM219 119V120H218ZM226 119V120H225ZM232 119V120H230ZM240 119V120H239ZM244 119V120H243ZM28 121V123L25 121ZM31 120V121H30ZM33 120V121H32ZM51 120L53 121V125L51 123ZM64 122H63V121ZM75 120V121H73ZM128 120V121H127ZM149 120V121H148ZM163 122H162V121ZM170 120V122H169ZM216 120V121H215ZM232 122L235 124V126L232 124V126H234V128L236 127V130L232 131V128H230V132L232 131V133H234V136L235 137L233 140H230L228 138H221L223 137V131L224 132H228V130L225 129V122ZM249 120V121H248ZM14 121V122H13ZM47 121V122H46ZM62 121V122H60ZM105 121V122H104ZM108 121V122H106ZM131 121V122H130ZM140 121V122H139ZM145 121V123H144ZM158 121V122H157ZM168 121V122H167ZM172 121V122H171ZM222 123V124H220ZM239 121V122H238ZM242 121V123L240 122ZM5 122V123H4ZM13 122V123H11ZM44 122V123H43ZM68 122V123H67ZM87 122V123H85ZM90 122V123H89ZM93 122V123H92ZM100 122H103L102 124ZM149 122V123H147ZM230 122V123H231ZM246 124H245V123ZM248 122V123H247ZM258 122V123H257ZM15 123V124H14ZM19 123V124H18ZM21 123V124H20ZM40 123V124H39ZM48 123H50L48 125ZM59 123V124H58ZM77 123L74 127V124ZM83 123L85 125H83ZM89 123V124H88ZM129 123V124H128ZM160 123V124H159ZM174 125H173V124ZM224 123V124H223ZM229 123V124H230ZM244 123V124H243ZM252 126H251V124ZM257 123V124H256ZM47 124V125H46ZM60 124L62 126H60ZM65 124V125H64ZM69 124V125H68ZM80 124V125H79ZM94 124V127L93 125ZM124 124V125H123ZM126 124V125H125ZM138 124V125H137ZM143 127H142V125ZM158 124V125H157ZM165 124V125H164ZM4 125V126H2ZM18 125V126H17ZM72 125V127L70 126ZM90 125V126H89ZM100 125V126H99ZM153 125V126H152ZM169 125V126H168ZM181 127H179V126ZM244 125V126H243ZM256 125V126H255ZM6 126V128H5ZM36 126V127H35ZM42 126V127H41ZM58 126V127H57ZM77 126V127H76ZM130 126V128H129ZM157 126V127H156ZM168 126V127H166ZM249 126V128L247 127ZM258 126V127H257ZM2 127V128H1ZM27 127V128H25ZM67 127V129H66ZM84 131H83V129ZM89 127V128H88ZM124 127V128H123ZM200 129H199V128ZM214 127V128H213ZM219 130H218V128ZM244 127V128H243ZM253 127V128H252ZM254 127L257 129H254ZM8 128V130H7ZM30 128V129H29ZM32 128V129H31ZM47 128V130H46ZM60 130H59V129ZM65 128V129H64ZM216 128V129H215ZM221 128H223L221 130ZM233 128V129H234ZM248 131H247V129ZM24 129V130H23ZM29 129V130H28ZM35 129V130H34ZM54 129V130H53ZM58 129V130H57ZM74 129V130H73ZM78 131V135L76 136L75 133L76 131ZM88 129V130H87ZM110 129V130H109ZM121 129V130H120ZM126 129V130H125ZM138 129V130H137ZM152 129V130H151ZM165 131H164V130ZM203 129V130H202ZM215 129V132L214 130ZM263 129V130H262ZM27 132H26V131ZM31 130V132H30ZM64 132H63V131ZM70 130V131H69ZM213 130V132H212ZM217 130V131H216ZM252 130V131H251ZM260 130V131H259ZM262 130V132H261ZM25 131V132H23ZM34 131H37V132H34L35 135L37 134H40L38 135V137L34 136L33 132ZM39 131V132H38ZM53 131V132H52ZM57 131V132H56ZM69 131V132H68ZM92 131V132H91ZM160 131V133H159ZM210 131L215 134L213 135V138L211 137L212 136V133H210ZM222 131V132H221ZM236 131V132H235ZM238 131V132H237ZM259 131V133H258ZM9 132V133H8ZM49 132V134H48ZM59 132V133H58ZM81 132H86L85 134L84 133H81ZM162 132V133H161ZM219 132V133H218ZM240 132V133H239ZM243 132H246L248 134L244 133ZM1 133V135H2ZM23 135H22V134ZM31 133V134H29ZM53 133V134H52ZM62 133V134H61ZM76 133V134H77ZM81 133V134H80ZM92 133V134H91ZM97 133V134H96ZM100 133V134H99ZM110 133V134H109ZM238 133V134H237ZM241 133L244 135H241ZM262 133V135H261ZM56 134H58L56 136ZM65 134V135H63ZM102 134H103V138H102ZM164 134V135H163ZM189 134V135H188ZM217 134L221 135V137L217 136ZM225 134V133H224ZM250 134V135H249ZM254 134V136L252 137V135ZM261 135V137H258L259 135ZM11 135V134H10ZM13 135V134H12ZM29 135V136H28ZM44 135V136H43ZM71 135V136H70ZM80 135V136H79ZM84 137H83V136ZM101 135V136H100ZM138 135V136H137ZM140 135V136H139ZM194 135V136H193ZM223 135V136H222ZM240 135L242 136L240 138ZM16 136V135H15ZM15 136H12L15 138V140H17L16 142L18 144H24L23 141V138L24 137H16ZM55 136V137H54ZM61 136V137H60ZM79 136V137H78ZM161 136V137H160ZM164 136V137H163ZM192 136V138H191ZM198 136V139H196ZM238 136V137H236ZM256 136H257V139H256ZM36 137V138H35ZM58 137V138H57ZM78 137V138H77ZM88 139H87V138ZM91 137L93 139H91ZM98 137V138H97ZM138 137V138H137ZM181 138V140H183L184 142H180L181 140L177 138ZM3 138V136L1 137V139ZM34 138V139H33ZM48 138V139H47ZM51 138V140L49 139ZM64 140H62V139ZM70 138V139H69ZM72 138V139H71ZM90 138V140H89ZM152 138V139H151ZM173 138V139H172ZM219 138L221 140H219ZM22 139V140H21ZM45 141H44V140ZM76 139V140H75ZM86 140V142H84V144L86 145V147L84 146V144L82 145L81 141L83 140ZM127 139V140H126ZM139 139V141H138ZM172 139V140H171ZM192 139V140H191ZM225 139V140H224ZM31 140V141H32ZM39 140V141H38ZM62 140V141H61ZM81 140V141H80ZM84 140V141H85ZM93 142H92V141ZM98 140V141H97ZM141 140V141H140ZM143 140V141H142ZM18 141H22V142H18ZM26 141V140H25ZM24 141V142H25ZM71 141V142H70ZM77 143L80 141V145H82V147L78 144V145H73L75 146L74 148H72V143L74 144V142ZM130 141V142H129ZM149 141L151 143H149ZM193 141V142H192ZM217 141L219 143H217ZM224 141V142H223ZM229 141V142H228ZM231 141V142H230ZM233 141V142H232ZM236 141V142H234ZM239 141V142H238ZM245 141V142H244ZM52 142V143H51ZM92 142V144H91ZM101 142V143H100ZM119 142V143H118ZM142 142V143H141ZM144 142V143H143ZM154 142V143H153ZM223 142V143H221ZM227 142V143H226ZM27 143V142H26ZM32 142H30L29 140V144H31ZM50 143V146H48ZM71 145H69V144ZM76 143V144H77ZM90 143V144H88ZM113 143V145H112ZM134 143V144H133ZM147 143V146H143ZM149 143V144H148ZM182 146H181V144ZM184 143V144H183ZM226 143V144H225ZM231 146H230V144ZM233 143H236V144H233ZM238 143H240L239 145H237ZM54 144V145H53ZM56 144V145H55ZM95 144V145H93ZM103 144V145H102ZM133 144V145H132ZM140 144V145H139ZM143 144V145H142ZM151 144V145H150ZM160 144V145H159ZM192 146H190V145ZM16 145V144H15ZM53 145V146H52ZM68 145V146H67ZM92 145V147H91ZM110 145V146H109ZM141 145L143 147H141ZM149 145V146H148ZM174 145V146H173ZM184 145V146H183ZM207 145V146H206ZM229 145V146H227ZM17 146V145H16ZM22 146V145H21ZM42 146V147H40ZM55 146V148H54ZM66 146V147H65ZM77 146H80L79 149H77L78 147ZM90 146V147H89ZM97 148H96V147ZM135 146V147H134ZM139 146V147H138ZM189 146V147H188ZM225 146V147H223ZM234 146V147H233ZM236 146V148H235ZM19 147V145H18ZM23 147V146H22ZM44 147V148H43ZM54 148V150L51 148ZM110 150H109V148ZM149 147V148H148ZM166 147V148H165ZM184 147V148H183ZM221 147H223L221 149ZM228 147V148H227ZM255 147V148H254ZM41 148V149H40ZM46 148V149H45ZM118 148V149H117ZM126 150H124V149ZM139 148V149H138ZM188 148V149H187ZM228 150H226V149ZM62 149V150H61ZM65 149L67 151H65ZM70 149H71V152H70ZM83 149V150H82ZM85 149V151H84ZM95 149V150H94ZM106 149V150H105ZM122 149V150H121ZM131 149V150H130ZM133 149V150H132ZM146 149V151H144ZM149 149V151H148ZM164 149V150H163ZM177 149V150H176ZM239 149V150H238ZM252 149V150H251ZM257 149V150H256ZM58 150V151H57ZM69 150V151H68ZM79 150V151H77ZM89 153H87L86 152ZM94 150V151H92ZM98 150V151H97ZM104 150V151H103ZM130 150V151H129ZM140 150V151H139ZM185 150V151H184ZM194 150V151H193ZM224 150V151H223ZM233 150V151H232ZM241 150V152H240ZM258 152H256V151ZM56 151V153L54 152ZM92 151V152H90ZM101 151V152H100ZM107 151V152H106ZM137 151V153H136ZM189 151V152H188ZM192 151V153L190 152ZM228 151L231 153L229 154ZM234 151H238L236 153H234ZM263 151V152H262ZM78 152V153H77ZM79 152H82V153H79ZM141 152V153H139ZM143 152V153H142ZM148 152V153H147ZM225 153V154H222V153ZM69 153V155H67ZM91 153V154H90ZM102 153V154H100ZM105 153V154H104ZM114 153V154H113ZM116 153V154H115ZM123 153V154H122ZM132 153V155H131ZM245 157H244V155ZM256 153V155H255ZM259 153V154H258ZM40 154V153H39ZM77 154V155H75ZM79 154V155H78ZM94 154V155H93ZM97 156H96V155ZM107 154V155H106ZM126 154L128 155L126 157ZM251 154V155H250ZM67 155V156H66ZM73 155V156H72ZM86 155V156H85ZM92 155V156H91ZM106 155V156H105ZM124 155V156H123ZM155 155V156H154ZM243 155V156H241ZM250 155V156H248ZM47 156V157H45ZM53 156L54 158V155H51ZM65 156L67 158H65ZM77 158H75V157ZM90 156V157H89ZM102 156V157H101ZM122 156V157H121ZM131 156V157H130ZM138 156V157H137ZM145 156V157H144ZM227 156V158H226ZM234 156V157H233ZM238 157L235 159V157ZM258 156V157H257ZM56 157H58L56 159ZM62 160H61V158ZM64 157V158H63ZM72 157V158H70ZM80 157V158H79ZM81 157H82V161H81ZM84 157V158H83ZM93 157V158H92ZM99 157V158H98ZM133 157V159H132ZM141 159H140V158ZM233 157V158H232ZM261 157V158H260ZM60 158V159H59ZM68 158L70 161H68ZM74 158V159H73ZM79 158V159H78ZM86 158V159H85ZM90 158V159H89ZM92 158V159H91ZM102 158V160H101ZM111 158V161H114L113 163L111 161H109ZM225 158V159H224ZM240 158V159H239ZM248 158V159H247ZM258 158V159H257ZM59 159V160H58ZM64 159V161H63ZM72 159V160H71ZM77 159V160H76ZM88 159V161H86ZM226 161V165H224V163L221 161ZM229 161H228V160ZM42 160V162H40ZM91 160V161H90ZM95 160V161H94ZM100 160V161H98ZM181 160H183V162L187 163L186 165L185 164H182L181 163ZM220 160V161H218ZM232 160V161H231ZM245 160V161H244ZM47 161V162H46ZM58 161V162H57ZM79 161V162H77ZM102 161V162H101ZM109 161V162H108ZM119 161V163H118ZM125 161V162H124ZM129 161V162H128ZM138 161V162H137ZM237 161V162H236ZM241 161V163H240ZM242 161H244V164ZM37 162V160H36ZM77 162V163H76ZM101 162V164H100ZM105 162H108L109 164L107 166H104L106 163ZM111 162V163H110ZM193 162V164H192ZM211 162V163H210ZM214 162V163H213ZM48 163V164H47ZM60 163V164H59ZM74 163V164H73ZM79 163V164H78ZM82 163V164H81ZM103 163V165H102ZM114 163H118V164H114ZM126 163V164H125ZM130 163V164H129ZM158 163V164H156ZM177 163V164H176ZM189 163V164H188ZM208 163V164H207ZM210 163V164H209ZM219 163V164H218ZM223 163V164H222ZM237 163V164H236ZM243 163V164H242ZM44 164V165H45ZM56 164V165H55ZM72 164V165H71ZM77 164V165H76ZM97 164H100L102 165L100 167V165L98 166ZM133 164H134V168L136 169L138 166V168L135 170L133 168ZM138 166H137V165ZM143 166H142V165ZM161 164V165H160ZM192 164V165H191ZM213 164V165H212ZM215 164V165H214ZM222 164V165H221ZM230 164V165H228ZM232 164V166H231ZM240 165V167H238ZM248 164V167L247 168L248 170L251 169L252 173H250L251 171H248L246 168ZM43 165V166H44ZM59 165V166H58ZM66 165V166H65ZM79 165V166H78ZM86 165H89L87 166L85 169ZM110 165V167H109ZM168 165H170L169 167H167ZM173 165V166H172ZM188 166V168L184 167V166ZM190 165V166H189ZM198 165V166H197ZM221 165V166H219ZM238 165V166H237ZM242 165H246V166H242ZM263 165V166H262ZM72 166L73 169H70ZM81 166V167H80ZM83 166V167H82ZM105 167V169H102V167ZM113 166V167H112ZM116 166V167H115ZM128 166V167H127ZM132 166V167H131ZM142 166V167H141ZM227 168V167H230L232 170L234 169V171L230 170L231 173L233 174H229L230 171H228L227 169L225 170L224 167ZM237 167V170L235 172V168ZM253 166V167H252ZM77 169H76V168ZM92 167V168H91ZM100 167V168H99ZM107 167V168H106ZM118 167V168H117ZM154 167V168H153ZM174 167V168H173ZM176 167V168H175ZM194 167V168H193ZM203 167H204V170H203ZM223 167V169H222ZM243 169H242V168ZM57 168L60 169L61 171H57ZM76 170H75V169ZM78 168L80 169L78 170ZM83 168L85 170H83ZM94 168V169H93ZM99 168V169H98ZM112 168L109 172L107 171L108 169ZM121 168H124L121 169ZM143 168V169H142ZM144 168L146 169L145 171ZM166 168V169H165ZM168 168V169H167ZM196 168H198L202 173V175H204L207 179L208 177H210L211 180H205V177L202 176L201 177V174H200V177L198 178V176H196V174H194V172H196ZM241 168V169H240ZM253 168V169H252ZM255 168V169H254ZM52 169H55V170H52ZM93 170V174L91 173V171ZM96 169V170H95ZM102 169V170H101ZM123 170L122 172L121 171H118V170ZM132 169V172H130V170ZM140 169L142 172H140ZM156 169V170H155ZM192 169V170H191ZM209 169V170H208ZM215 171L214 173H211L213 172L212 171ZM51 170V171H50ZM71 170V171H70ZM89 170V171H88ZM98 170V171H97ZM107 171V172H104ZM113 170V171H112ZM135 170V171H134ZM164 170V171H163ZM171 170V171H170ZM194 170V172H193ZM254 170V171H253ZM50 171V172H49ZM54 171V173H53ZM70 171V172H69ZM78 171V172H76ZM95 171V172H94ZM116 171V172H114ZM151 171V172H150ZM155 174H153V172ZM162 173H161V172ZM183 171V172H182ZM206 173H205V172ZM208 171L211 175L208 176ZM228 171V172H227ZM247 171V172H246ZM57 172V173H55ZM68 172V174H67ZM72 172V173H71ZM86 172V173H85ZM102 172V173H101ZM104 172V173H103ZM123 172H126L125 175L122 173ZM135 172V173H134ZM145 172V173H144ZM149 172V173H147ZM178 172V173H177ZM190 172V174H189ZM236 174H235V173ZM238 172H241L240 174H238ZM49 173V174H47ZM64 175H63V174ZM77 173V174H75ZM83 173V174H82ZM85 173V174H84ZM89 173V174H88ZM113 173L115 176H113ZM139 173V175H138ZM147 173V174H146ZM182 175H181V174ZM194 174L197 178L193 177V175L191 174ZM205 173V174H204ZM208 173V174H207ZM224 173L226 174H229V178L228 180H226L224 178ZM243 173H246V174H243ZM250 173V174H248ZM255 173V174H254ZM44 174V175H43ZM52 174H54L52 176ZM60 174V175H59ZM91 174V175H90ZM102 174V175H101ZM105 174V175H104ZM109 176H108V175ZM135 174V175H134ZM146 174V175H144ZM162 174V175H161ZM165 176H164V175ZM171 174V175H170ZM178 176L181 175V176ZM235 174V175H234ZM251 174H254V175H251ZM98 177H97V176ZM108 177H107V176ZM124 176V178L120 177V176ZM138 175V176H137ZM145 177H144V176ZM153 175V176H152ZM160 175V176H159ZM184 175V176H183ZM240 177H239V176ZM247 175V176H246ZM258 177H255L257 176ZM260 175V176H259ZM77 176V177H76ZM100 176V177H99ZM104 176V178H102ZM106 176V178H105ZM113 176V177H112ZM174 176V177H173ZM190 176V177H189ZM208 176V177H207ZM216 176V178H215ZM217 176H218V179H217ZM234 176V177H233ZM243 176V177H241ZM250 176V177H249ZM80 177V178H79ZM85 180H83L84 178ZM94 177V178H93ZM97 177V178H96ZM112 177V178H111ZM131 177V178H130ZM138 177V178H137ZM148 178V179H151V180H148L145 181L146 179L144 178ZM151 177V178H150ZM167 177V178H165ZM173 177V178H171ZM197 179L198 181L195 182L196 180L193 179V181L195 182L194 184H197L199 183L201 186H199L198 184L196 185L197 187H204L203 186V181L206 182V184L208 183V181H211L213 180V185L211 190H214L213 192L211 191L210 193L208 192V184L211 183L209 182L207 185L205 184V188H203V190H199V191H196V194H197V199H196V203L195 205L193 203H191L192 207H190L189 205L186 204V199H188L187 195L189 193V196H195L193 195V191L194 189L190 190L191 189V185H192V180H189V179ZM220 177V178H219ZM245 177H248L247 181L245 179ZM263 179H262V178ZM75 178V179H74ZM79 178V179H77ZM96 178V179H95ZM119 180H118V179ZM177 178V180H176ZM188 178V179H187ZM215 178V179H214ZM258 180H256V179ZM45 179V181L47 180ZM90 179V180H89ZM98 179V180H97ZM111 180V181H108V180ZM114 181H113V180ZM123 179V180H121ZM131 179V180H130ZM139 179L140 182L139 183ZM142 179V180H141ZM167 179V180H166ZM179 179V180H178ZM204 179V180H203ZM221 179V180H220ZM224 179V181H222ZM243 179V180H242ZM245 179V181H244ZM252 179V180H251ZM47 180V181H48ZM60 180H65V181H60ZM81 180V182H80ZM89 180V181H88ZM96 180V181H95ZM117 182H116V181ZM176 180V181H175ZM189 180V181H187ZM200 180V181H199ZM218 180V182H217ZM226 180V181H225ZM242 180V181H240ZM262 180V181H261ZM76 181V182H75ZM124 183H123V182ZM135 181V182H134ZM149 181V182H148ZM156 183H155V182ZM177 181L180 185L176 187V184H177ZM215 181V182H214ZM238 181V182H237ZM83 182V183H82ZM85 182V183H84ZM93 182V183H91ZM96 182V183H95ZM110 182V184H109ZM122 182V183H121ZM176 182V184H175ZM190 182V184H189ZM243 182V184H242ZM255 184H254V183ZM263 182V183H262ZM87 183V185H86ZM90 183V184H89ZM108 183V184H107ZM126 183V184H125ZM134 183V184H133ZM135 183H137L138 186L135 185ZM164 183V184H163ZM172 183V184H171ZM212 183L209 185L211 186ZM231 183V184H230ZM241 185H240V184ZM259 183V184H257ZM262 183V185H260ZM69 186L72 184H74L73 186ZM98 184V185H97ZM115 184V185H114ZM122 184H125L124 187ZM140 184V185H139ZM155 184V185H154ZM167 184V185H166ZM174 184V186H172ZM186 184V185H185ZM229 184V185H228ZM68 187H67V186ZM172 187H171V186ZM189 185V186H188ZM216 185V186H215ZM90 186V188L88 187ZM109 186V187H108ZM117 186L120 189L117 188ZM131 186V187H130ZM143 186V188H142ZM187 186V187H186ZM193 186V185H192ZM207 186V187H206ZM66 187L68 189H66ZM85 187V188H84ZM114 187V188H113ZM130 187V188H129ZM141 187V188H140ZM158 187V188H157ZM171 187V188H170ZM195 187L194 185V188L195 190H197L198 188ZM217 187V188H216ZM219 187V188H218ZM228 187V188H227ZM237 187V189H236ZM6 188V187H5ZM73 188V189H72ZM83 188V189H82ZM95 188V189H94ZM99 188V190H98ZM111 188V189H109ZM117 188V189H116ZM125 188V189H124ZM137 188V189H136ZM193 188V187H192ZM197 188V189H196ZM207 188V189H206ZM211 188V187H210ZM64 189V190H63ZM71 189V190H70ZM90 189V190H89ZM103 189V191H102ZM116 189V190H115ZM165 189V190H164ZM187 189V190H186ZM200 189V188H199ZM217 189V190H216ZM228 189V190H227ZM49 190V192H48ZM51 190V191H50ZM59 190V191H58ZM61 190V191H60ZM63 190V192H62ZM77 190V191H76ZM84 190L85 193H83L82 191ZM89 190V191H88ZM92 190V192H91ZM156 190V191H155ZM164 190V191H163ZM169 192H168V191ZM184 190V191H183ZM225 190V191H223ZM230 190V191H229ZM241 190V192H240ZM73 191V192H72ZM75 191V192H74ZM120 191V192H119ZM122 191V192H121ZM127 191V192H126ZM129 191V192H128ZM163 194H161L162 192ZM167 191V192H166ZM42 192H41V195H42ZM54 192V193H53ZM57 192V193H56ZM59 192V193H58ZM69 192V193H68ZM72 192V193H70ZM94 192V193H93ZM157 192V193H156ZM159 192V193H158ZM177 192V193H176ZM195 192V191H194ZM199 192V193H198ZM203 194H202V193ZM207 192V193H206ZM225 192V193H224ZM246 194H245V193ZM250 192V193H249ZM62 193V194H61ZM66 193V194H65ZM78 193V194H77ZM82 193V194H81ZM93 193V194H92ZM102 193V194H101ZM183 193V194H182ZM213 195H212V194ZM219 193V194H218ZM64 197V199L66 200V202L64 203L65 206L63 205H59V204H62V202L60 203L59 201V204L58 202H56L55 200V203L53 201V198H54V195L56 196L55 198L58 199V197L60 196ZM87 194V195H86ZM89 194V196H88ZM97 194V195H96ZM106 194V196H104ZM109 194H111L109 196ZM116 194V196H115ZM160 196H159V195ZM206 194V195H204ZM239 194V196H238ZM16 195H18L20 198V194L17 193ZM40 195V194H39ZM52 195V196H51ZM69 195V196H68ZM75 195V196H74ZM93 195V196H91ZM104 197H103V196ZM114 195V196H113ZM119 195V196H118ZM137 195V196H135ZM154 195V196H153ZM165 195V196H164ZM202 195L203 196H206L205 199L204 197L202 198ZM209 195V197H208ZM42 196V197H43ZM51 196V197H49ZM60 196V197H61ZM81 196V197H79ZM88 196V197H87ZM133 196V197H132ZM159 196V197H158ZM190 196V197H191ZM238 196V197H237ZM245 196H248V199L247 197L245 198ZM49 197V198H48ZM72 197V198H71ZM75 197H76V201L75 200ZM100 197V198H99ZM158 197V198H157ZM196 197V196H195ZM200 197V199L198 198ZM234 197V198H233ZM253 197H256V198H253ZM52 198V200H50ZM79 198V199H78ZM88 198V199H87ZM94 198V199H92ZM115 198V199H114ZM138 199V201L136 199ZM141 198V199H140ZM163 198V200L161 201V199ZM166 198V199H165ZM169 198V199H168ZM183 198V199H182ZM185 198V199H184ZM210 198V199H209ZM239 198V199H238ZM43 199V200H41ZM61 199V198H60ZM84 199V200H83ZM106 199V200H105ZM109 199V200H108ZM133 199V200H132ZM152 199V200H151ZM182 199V200H181ZM191 199V198H190ZM189 199V201H190ZM193 199V198H192ZM191 199V200H192ZM199 199V200H198ZM202 199L203 201L205 200V202L203 203L204 205V208L202 205ZM237 199V200H236ZM241 199V200H240ZM248 201H247V200ZM46 200V201H45ZM54 203L53 205H51L52 203ZM121 200V201H120ZM167 200V201H166ZM169 200V201H168ZM252 200V201H251ZM259 200V201H258ZM36 201V199H35ZM42 201V202H41ZM76 201V202H74ZM113 201V202H112ZM116 203H115V202ZM140 201L142 203H140ZM159 201V202H158ZM179 201V202H178ZM193 201H195L193 199ZM192 201V202H193ZM241 201V202H240ZM244 201V202H243ZM246 201V202H245ZM254 201V202H253ZM263 203H261V202ZM44 202V203H43ZM47 202H50L48 203L47 205ZM70 203L71 206H70V210H69V204ZM79 202V203H78ZM119 202V203H118ZM133 202V203H132ZM138 202V203H137ZM167 202V204L165 203ZM169 202V203H168ZM191 202V201H190ZM189 202V203H190ZM199 202V203H198ZM250 202V203H249ZM253 202V203H252ZM259 202V204H258ZM35 204L36 206H38V204ZM42 203V204H41ZM84 203V204H83ZM160 203V204H159ZM162 203V204H161ZM165 203V204H164ZM240 203L242 205V207L240 206ZM57 204V205H56ZM75 204V205H74ZM79 204V205H78ZM83 204V205H82ZM89 204V205H88ZM96 204V205H95ZM134 206H132V205ZM138 204V205H137ZM141 204V205H140ZM143 204V205H142ZM251 204V205H250ZM262 204V205H261ZM47 205V206H46ZM50 205V206H49ZM56 205V206H55ZM85 205V206H84ZM92 205V206H90ZM164 205V206H163ZM167 205V206H165ZM171 207H170V206ZM183 205V206H182ZM187 205V206H186ZM197 208V212L199 213L201 210V213H203L204 209H205V206L207 207L208 210H210V215L211 214H214V215H211L212 218H209L208 223L206 224V226H204L203 224H201V213L200 214H196V215H190V214H193V212L191 210H194V209H191L193 208L194 206ZM42 206V207H40ZM44 206V207H43ZM46 206V207H45ZM53 206V207H52ZM58 206V207H57ZM61 208H60V207ZM82 209H81V207ZM84 206V207H83ZM111 206V207H110ZM129 206V208H128ZM186 206V207H185ZM212 206V207H211ZM254 206V207H252ZM257 206V207H256ZM261 206V207H259ZM48 207V209H47ZM64 208V211H62V209ZM91 207V208H90ZM94 207V208H93ZM161 207V208H160ZM164 207V208H163ZM167 207V208H166ZM190 207V209L188 208ZM250 207V209H249ZM57 209H60L61 210V213L59 211V215L56 214V212H58ZM72 208V209H71ZM166 208V209H165ZM168 208L170 211H168ZM201 208V210H200ZM252 208V209H251ZM254 208H255V211H254ZM44 209V210H43ZM52 209V210H50ZM54 209V210H53ZM66 209V210H65ZM67 209L69 212H67ZM85 209V211H84ZM156 209V210H155ZM183 209V210H182ZM190 212H189V210ZM259 209V210H258ZM262 209V210H261ZM56 210V212H55ZM83 210V211H82ZM86 210L88 212H86ZM169 214H167V212ZM199 210V211H198ZM215 210V211H214ZM134 211H137V212H134ZM165 213H164V212ZM172 211V212H171ZM219 211H223L221 212V216L219 215ZM226 211V212H225ZM249 211V212H248ZM65 212V213H64ZM67 212V213H66ZM90 212V213H89ZM93 212V213H92ZM95 212V213H94ZM113 212V214H111ZM162 212V213H161ZM195 212V211H194ZM205 214L207 211H204ZM238 212V213H237ZM256 212L258 214H256ZM64 213V214H62ZM100 213V214H99ZM131 213V214H129ZM139 213V215H138ZM173 215H171V214ZM174 213L175 217L174 216ZM209 213V212H207ZM218 213V214H217ZM250 213L252 215H250ZM262 213V214H261ZM70 216L68 217L67 216ZM70 214V215H69ZM72 214V215H71ZM74 214V215H73ZM85 214V215H84ZM117 214V215H115ZM123 214V215H122ZM146 214V215H144ZM178 214L179 216L181 217L180 214L184 215L183 216V220H180L179 221V217H178ZM188 214V216H187ZM204 214V213H203ZM217 216V219H219L218 217H224L221 221V219H219L217 221V219H215L214 217ZM232 214V215H231ZM235 214V215H233ZM241 214V215H240ZM256 214V215H255ZM63 216V218L61 216ZM90 215V216H88ZM112 215V216H111ZM163 215V216H162ZM171 215V216H169ZM198 215V216H197ZM208 215V214H207ZM229 215V216H228ZM244 215V216H242ZM262 215V216H261ZM69 219H66L67 217ZM87 216V218H86ZM93 216V218H92ZM96 216V217H95ZM133 216L135 218H133ZM139 216V217H137ZM174 216V217H173ZM200 216V217H199ZM204 216V215H203ZM209 216V215H208ZM214 216V217H213ZM232 216V217H231ZM236 216V217H235ZM250 216H252L251 218H255V219H251ZM65 217V219H64ZM75 217V218H74ZM89 217V218H88ZM131 217V218H130ZM199 217V218H198ZM240 218L238 219V218ZM62 218V219H60ZM74 218V219H73ZM82 218V219H81ZM203 218V217H202ZM214 218V219H213ZM63 219H64V223H63ZM89 219V220H88ZM118 219V220H117ZM132 219V220H131ZM133 219H136V220H133ZM187 219V220H186ZM225 219V221H224ZM261 219V220H260ZM8 220V219H7ZM92 220V221H91ZM97 220V221H96ZM212 220V222H211ZM228 220V221H227ZM239 220V221H238ZM263 220V221H262ZM62 221V222H61ZM66 221H67V224H66ZM102 221V222H101ZM108 221V222H107ZM111 221V222H110ZM117 221V222H116ZM136 221V222H134ZM185 221V222H184ZM186 221H189V222H192V225H194V232L190 231V230H186V226L183 225V223L186 225ZM197 221V222H196ZM199 221V222H198ZM216 221V222H215ZM221 221V223H220ZM232 221V222H231ZM242 221V222H241ZM262 221V222H261ZM10 222V219L8 220V223ZM70 222V224L72 225H68ZM78 222L79 225H78ZM85 224H84V223ZM93 222V223H92ZM110 222V223H109ZM182 222V224L180 223ZM194 222V223H193ZM215 222V223H213ZM256 222V223H255ZM61 223V224H60ZM89 223H92L94 225V228L90 226ZM115 223V224H113ZM127 223V224H126ZM188 223V222H187ZM211 223V224H210ZM219 223V224H218ZM60 224V225H59ZM88 224V226L90 227H86ZM96 224V225H95ZM104 224V225H103ZM133 224V225H132ZM190 224V223H189ZM197 224H199L197 226ZM201 224V225H200ZM256 224V225H255ZM259 227H258V225ZM262 224V225H261ZM85 225V226H84ZM92 225V226H93ZM113 225V226H111ZM121 225V226H119ZM124 225V226H123ZM191 225V224H190ZM216 225V226H215ZM218 225V226H217ZM246 225V226H245ZM2 226V225H1ZM0 226V229H2L3 227ZM7 226V225H6ZM72 226V227H71ZM76 226V227H75ZM77 226L79 228H77ZM119 226V227H118ZM197 226V227H196ZM220 226V227H219ZM255 226V229L253 227ZM82 229H81V228ZM85 227V229H84ZM96 227V228H95ZM99 227V228H98ZM130 227V228H129ZM203 228L202 229H197V228ZM208 227V229L206 228ZM242 227V228H241ZM263 227V229H262ZM89 228V229H87ZM91 228V230H90ZM119 228V229H118ZM258 228V229H256ZM261 228V229H260ZM5 229V228H4ZM73 229V230H74ZM80 229V230H79ZM93 229V230H92ZM98 229V230H97ZM197 229V230H196ZM253 229V230H252ZM260 229V230H259ZM91 232H90V231ZM196 230V231H195ZM248 230V231H247ZM259 230V231H257ZM262 230V231H261ZM84 231V232H83ZM239 231V232H238ZM247 231V232H246ZM252 231V233H251ZM256 231V232H255ZM75 232V231H74ZM87 232V233H86ZM175 232V233H174ZM190 232V234H189ZM196 232V233H195ZM250 232V234H249ZM262 232V233H260ZM76 233V232H75ZM108 233V234H107ZM174 233V234H173ZM195 233V234H193ZM228 233V234H227ZM256 235H255V234ZM259 233V234H258ZM173 234V235H172ZM214 234V235H213ZM263 234V235H261ZM24 235V234H23ZM21 235V237L23 236ZM83 235V236H82ZM180 235V236H178ZM217 237H216V236ZM240 235H243V236H240ZM254 235V236H252ZM84 236H87L85 237V239H83L82 237ZM119 236V237H118ZM227 236V237H226ZM252 236V237H251ZM261 236V237H260ZM24 237V236H23ZM79 237V238H78ZM96 239H95V238ZM118 237V238H117ZM123 239H121V238ZM196 237V238H195ZM87 238V240H86ZM95 240H94V239ZM112 238V239H111ZM120 238V239H119ZM185 241H184V239ZM205 238V239H204ZM238 239V240H235V239ZM76 239V240H75ZM82 239V240H81ZM189 242H188V240ZM83 240L85 242H83ZM90 240V241H89ZM112 240V241H111ZM226 240V241H225ZM234 240V241H233ZM17 241V239H16ZM39 241V240H38ZM76 243H75V242ZM79 241V242H78ZM89 241V242H88ZM93 241V243H92ZM97 241V242H96ZM111 241V242H110ZM203 241V242H202ZM224 241V242H223ZM229 241V242H228ZM261 241V242H260ZM14 242V241H12ZM34 244L36 245L35 247H33V250L35 251L37 248L40 249L39 247L41 246V244H37L35 243V241H33ZM40 242V241H39ZM47 242V241H46ZM95 242V243H94ZM132 242V243H131ZM186 242V243H185ZM41 243H44L41 241ZM86 243V244H85ZM116 243V244H115ZM120 243V244H119ZM189 243V244H188ZM257 243V244H256ZM75 246H74V245ZM91 244V245H89ZM231 244V245H230ZM245 244V245H244ZM253 244V246H252ZM39 245V247H37ZM46 245V244H44ZM43 245V246H44ZM73 247H72V246ZM88 247H87V246ZM96 245V246H95ZM119 248H118V246ZM205 245V246H204ZM234 245V246H233ZM236 245V246H235ZM91 246V247H90ZM47 247V248H46ZM82 247L84 249H82ZM86 247V248H85ZM93 247V248H92ZM96 247V248H95ZM117 247V248H115ZM229 247V248H228ZM241 247V248H240ZM247 247V249H246ZM44 248H46L48 251H49V248L48 246H45ZM42 246H41V249L43 250L44 249ZM74 248V250H73ZM76 248V249H75ZM99 248L101 251H99ZM169 248V249H168ZM188 248V249H187ZM192 248V250H191ZM26 249V248H25ZM31 249V248H30ZM30 249L28 251H30ZM40 249V250H41ZM71 249V250H70ZM117 249V250H116ZM131 249V250H130ZM168 249V250H167ZM182 249V250H181ZM221 249V250H220ZM227 249V250H226ZM260 249V250H259ZM22 251H25L23 249H21ZM32 250V249H31ZM68 250L70 251L68 253ZM83 250V251H82ZM98 250V251H97ZM114 250V251H113ZM28 251H26V253H29ZM61 251H58L57 253L59 254V256H61V254L59 252ZM73 251V252H72ZM79 251V252H78ZM86 251H89V252H94L93 254L92 253H88ZM111 251V252H110ZM124 251V252H123ZM170 251V252H169ZM191 253H190V252ZM225 251V252H224ZM250 251V252H249ZM256 253H254V252ZM257 251V252H256ZM51 252L54 253V256H53V253L51 255ZM83 255H81V253ZM118 252V253H117ZM187 252V254H186ZM32 253H34L32 251ZM55 253V250L54 251H50L49 254L52 256V259L53 257H55V259L53 260H49L46 261V264L50 263L49 261H54V260H57V263H61L63 264L64 261H62V257H59L58 254ZM71 253V254H70ZM78 255H77V254ZM97 253V254H96ZM112 253V254H111ZM124 253V254H123ZM129 253V254H127ZM172 253V254H171ZM190 253V254H189ZM252 253V254H251ZM37 254V253H36ZM34 253V255H36ZM70 254V255H69ZM76 254V255H75ZM91 254V256L88 255ZM101 254V255H100ZM105 256H104V255ZM121 254V256H120ZM184 254H186L184 256ZM33 255V254H32ZM40 256V254H38ZM37 255V256H38ZM81 255V257L79 256ZM85 255V256H84ZM94 255V257L91 259L90 257H92ZM164 255V256H163ZM169 255V256H168ZM171 255V256H170ZM49 256V255H48ZM70 256V257H71ZM75 256V257H74ZM99 256V257H98ZM174 256V257H172ZM78 257V258H77ZM84 257V258H83ZM167 257V258H166ZM225 257V258H224ZM252 257V258H251ZM264 257V256H263ZM37 258V257H36ZM59 258V259H58ZM81 258V260L79 259ZM86 258V259H85ZM88 258V259H87ZM109 258V259H108ZM122 258V259H121ZM173 258V259H172ZM177 258V259H176ZM181 258V259H179ZM230 258V259H229ZM39 259V257H38ZM61 259V260H60ZM69 259V260H68ZM169 259L172 261H169ZM238 259V261H237ZM240 259V260H239ZM253 259V260H252ZM43 260V259H42ZM46 259H44L45 261ZM76 260H79V261H76ZM89 260V261H88ZM122 260V261H121ZM62 261V262H61ZM66 261L64 262V264H67ZM74 261V262H73ZM86 261V263H85ZM167 261V262H166ZM56 262V261H54ZM54 262L52 264H54ZM251 263V264H252ZM56 264V263H55Z\"/></svg>",
	"mask_w": 264,
	"mask_h": 264
},
{
	"label": "bare ground",
	"instance_id": "obj_2",
	"mask_svg": "<svg viewBox=\"0 0 264 264\" xmlns=\"http://www.w3.org/2000/svg\"><path fill=\"white\" fill-rule=\"evenodd\" d=\"M24 1H25V0H24ZM26 1L29 2L28 0H26ZM30 1H31V0H30ZM33 1L36 2V0H32V3H34ZM43 1H44V0H43ZM43 1H41V2L43 3ZM50 1H51V0H50ZM52 1H53V0H52ZM55 1H56V0H55ZM61 1H62V0H61ZM65 1H66V0L62 1L61 3L65 2ZM70 1H71V0H70ZM70 1L68 0L69 3H70ZM77 1H79V0H77ZM91 1H92V0H91ZM93 1H94V0H93ZM93 1H92V2H93ZM104 1H105V0H104ZM107 1H108V0H107ZM107 1H106V2H107ZM110 1H111V2H114V1H112V0H109L108 2H110ZM115 1H116V0H115ZM124 1H125V0H124ZM131 1H132V0H131ZM135 1H136V0H135ZM138 1H140V0H138ZM146 1H147V0H146ZM153 1H154V0H153ZM156 1H158V0H156ZM161 1H162V0H161ZM165 1H167V0H165ZM165 1H164V3H166ZM170 1H171V0H170ZM173 1H174V0H173ZM173 1H172V3L168 2V4L170 3V4L173 5ZM187 1H189V0H187ZM195 1H196V0H195ZM197 1H198V0H197ZM197 1H196V2H197ZM199 1H200V0H199ZM202 1H203V0H202ZM202 1L200 2L201 5H202ZM206 1L208 2V0H206ZM213 1H214V2H217V1H215V0H213ZM230 1H231V0H230ZM230 1H229V4H230ZM239 1H240V3H242V4L244 3V2H242V0H239ZM254 1H255V0H254ZM12 2H14V1H12ZM79 2H80V1H79ZM96 2H98V1H96ZM106 2H105V3H106ZM119 2L121 3L120 0H119ZM128 2H129V1H128ZM132 2H134V1H132ZM132 2H131V3H132ZM136 2H137V1H136ZM141 2H142V1H141ZM144 2H145V1H144ZM159 2H160V1H159ZM159 2H158V3H159ZM192 2H193V1H192ZM192 2H191V3H192ZM211 2H212V1H211ZM219 2H221V1H219ZM225 2H228V0L225 1ZM232 2H234V1L232 0ZM237 2H238V1H237ZM237 2L235 3L236 5L239 3V2H238V3H237ZM3 3H4V2H3ZM65 3H67V1H66ZM71 3H72V5H75V6H76V4L73 3V0L71 1ZM76 3H77V2H76ZM84 3H85V2H84ZM102 3H103V2H102ZM139 3H140V2H139ZM147 3H148V2H147ZM152 3H153V2H152ZM160 3H161V2H160ZM178 3H179V2H178ZM184 3H185V2H184ZM188 3H189V2H188ZM197 3H198V2H197ZM197 3H194V4L192 3L193 5L191 4V5H192V6H191V9H192L193 11H195L194 13H196V14H195L196 17L192 15L193 18L196 19V20H195V23L197 22V18H198V14H199V12H198V4H197ZM203 3H204V2H203ZM223 3H224V2H223ZM223 3H222V4H223ZM240 3H239V5H241ZM0 4H1V3H0ZM23 4H24V3H23ZM34 4H36V3H34ZM45 4H46V3H45ZM57 4H58V3H57ZM77 4H79V3H77ZM85 4H86V3H85ZM107 4H108V3H107ZM107 4H105V6H104V4H103L104 8L106 7ZM109 4H110V3H109ZM109 4H108V5H109ZM114 4H115V3H114ZM114 4H112L111 7H112V6H116V5H114ZM129 4H130V3H129ZM154 4H156V3L154 2ZM154 4L151 5V2H150V5H149V4H148V5H149V7H150V6L153 7ZM161 4H163V2H162ZM166 4H167V3H166ZM170 4H169V8H170ZM176 4H177V3H176ZM206 4H207V3H206ZM209 4H210V1H209L208 5H209ZM211 4H212V3H211ZM211 4H210V5H211ZM224 4L226 5V3H224ZM229 4L227 3L228 7L231 5V4H230V5H229ZM255 4H256V3H255ZM257 4H258V2H257ZM27 5H28V4H27ZM50 5L53 6V4H50ZM55 5H56V4H55ZM61 5H62V4H61ZM61 5H60V6H61ZM66 5H67V4H66ZM72 5H71V6H72ZM122 5L124 6L123 3H122ZM127 5H128V4H127ZM133 5H134V4H133ZM146 5H147V4H146ZM157 5H158V4H157ZM157 5H155V6L158 7L159 5H158V6H157ZM203 5H204V4H203ZM217 5H218V4H217ZM219 5H220V3H219ZM232 5L234 6V4H232ZM232 5H231V6H232ZM250 5H251V4H250ZM2 6L4 7V5H2ZM2 6H1V7H2ZM8 6H9V4H8ZM10 6H12V5H10ZM16 6H18V5H16ZM20 6H21V5H20ZM23 6H24V5H23ZM28 6H29V5H28ZM33 6H34V5H33ZM35 6H37V5H35ZM35 6H34V7H35ZM43 6H45V5H43ZM47 6H49V5L47 4ZM47 6H46V7H47ZM52 6H51L50 8H52ZM60 6H59V8H60ZM69 6H70V5H69ZM81 6H82V4H81ZM94 6H95V5H94ZM128 6H129V5H128ZM134 6H135V5H134ZM134 6H133V7H134ZM136 6H137V5H136ZM160 6H161V7H158L157 9H156V8H155V9L158 11L159 8L162 9V7H163L164 5H163V6L160 5ZM166 6H167V5H166ZM177 6H179V5H177ZM182 6H183V5H182ZM199 6H200V5H199ZM215 6H216V5H215ZM215 6H214V8H215ZM222 6L224 7V5H222ZM231 6H230V7H231ZM3 7H2V8H3ZM12 7H14V6H12ZM29 7H30V6H29ZM46 7H45V9H46ZM63 7H65V4L63 5ZM77 7H78V6H77ZM87 7H88V6H87ZM87 7H86V8H87ZM118 7H119V5H118ZM118 7H116V8H118ZM121 7H122V6H121ZM143 7H145V6H143ZM143 7H142V8H143ZM146 7H147V6H146ZM149 7H148V8H149ZM152 7L150 8L151 10H152ZM164 7H165V6H164ZM174 7H175V6H174ZM201 7H202V6H201ZM201 7H199V8H201ZM212 7H213V6H212ZM216 7H217V6H216ZM244 7H246V6H244ZM6 8H7V7H6ZM10 8H11V7H10ZM21 8H22V7H21ZM37 8H38V7H37ZM47 8H49V7H47ZM70 8H71V7H70ZM70 8L68 7V9H70ZM72 8H74V7L72 6ZM79 8H80V5H79ZM86 8H85V11L87 10ZM99 8H100V6H99ZM128 8H129V7H128ZM135 8H137V7H135ZM142 8H141V9H142ZM165 8L167 9V7H165ZM205 8H207V7H205ZM226 8H227V7H226ZM238 8H239V7H238ZM238 8H235V9H238ZM246 8H247V7H246ZM246 8H245V9H246ZM16 9H17V8H16ZM19 9H20V8H19ZM42 9H43V8H42ZM63 9H64V8H63ZM74 9H75V8H74ZM101 9H102V8H101ZM107 9H108V7H107ZM107 9H105V11H106ZM112 9H113V8H112ZM131 9H132V8H131ZM146 9H147V8H146ZM207 9H208V8H207ZM215 9H216V8H215ZM223 9H224V8H223ZM227 9H228V8H227ZM227 9H226V10H227ZM230 9H232V8H230ZM235 9H233V11H238V10H235ZM3 10H4V9H3ZM3 10H1V11H3ZM6 10H7V9H6ZM10 10H11V9H10ZM21 10H22V9H21ZM25 10H26V9H25ZM31 10H32V9H31ZM52 10H53V9H52ZM52 10H51V12H52ZM56 10H57V9H56ZM59 10H60V9H59ZM64 10H65V9H64ZM64 10H63V11H64ZM66 10H67V8H66ZM66 10H65V13H64V14H66ZM97 10H98V9H97ZM121 10H123V7L120 8V11H121ZM124 10H125V7H124ZM124 10H123V11H124ZM135 10H136V9H135ZM138 10H139V9H138ZM138 10H137V12H138ZM151 10H150V11H151ZM176 10H177V9H176ZM176 10H174V11L177 12ZM178 10H180V9H178ZM186 10H188V7L185 9V11H186ZM216 10H217V9H216ZM216 10H215V11H216ZM8 11H9V10H8ZM12 11H13V9H12ZM14 11H15V10H14ZM27 11H28V10H27ZM42 11H43V10H42ZM44 11H45V10H44ZM48 11H49V9H47V12H48ZM60 11H61V10H60ZM71 11H72V10H71ZM82 11H84V10H82ZM88 11H89V9H88ZM102 11H103V10H102ZM107 11H110V10H107ZM123 11H122V12H123ZM126 11L129 12V10H126ZM126 11H124V12L127 14ZM152 11H154V10H152ZM162 11H164V10H162ZM180 11H181V10H180ZM180 11H179V12H180ZM189 11H191V10L189 9ZM202 11H203V9H202ZM202 11H201V12H202ZM210 11H211V9H210ZM215 11H214V12H215ZM222 11H223V10H222ZM227 11H230V10L228 9ZM240 11H241V7H240ZM242 11H245V10H242ZM9 12L12 13L11 11H9ZM17 12H18V10H17ZM20 12H21V11H20ZM49 12H50V11H49ZM61 12H62V11H61ZM61 12H55V13H61ZM72 12H73V11H72ZM72 12H70V10H69V12H67V13H72ZM111 12H112V11H111ZM113 12H114V11H113ZM131 12H132V10H131ZM135 12H136V11H135ZM155 12H156V11H155ZM159 12H160V10H159ZM164 12H165V11H164ZM168 12H169V10H168ZM171 12H172V10H171ZM171 12H170L169 14H171ZM186 12H187V11H186ZM191 12H192V11H191ZM219 12H220V10H219ZM10 13H9V14H10ZM13 13H14V12H13ZM15 13H16V12H15ZM18 13H19V12H18ZM43 13H44V12H43ZM55 13H54V14H55ZM79 13H80V12H79ZM103 13L106 14L105 12H103ZM118 13H119V12H118ZM142 13H143V12H142ZM144 13H146V12L144 11ZM147 13H149V12H147ZM152 13H153V12H152ZM157 13H158V12H157ZM172 13H173V12H172ZM177 13H178V12H177ZM177 13H176L175 16L178 17L177 22L179 23V25H180V24H182V25L185 24L184 22H182V18H181V16H180V14L178 15ZM211 13H212V12H211ZM217 13H218V12H217ZM223 13H224V12H223ZM225 13H226V12H225ZM228 13H229V12H228ZM237 13H238V12H237ZM41 14H42V13H41ZM72 14H73V13H72ZM91 14H92V13H91ZM95 14H96V13H95ZM110 14H111V13H110ZM126 14H125V15H126ZM128 14H131V13H128ZM132 14H133V12H132ZM153 14H154V13H153ZM163 14H164V13H163ZM165 14H166V12H165ZM165 14H164V15H165ZM181 14H183V13H181ZM215 14H216V13H215ZM220 14H222V13H220ZM226 14H227V13H226ZM242 14H243V13H242ZM10 15H11V14H10ZM12 15H13V14H12ZM14 15H15V14H14ZM16 15H18V14H16ZM16 15H15V16H16ZM20 15H21V14H20ZM46 15H48V14H46ZM46 15H45V16H46ZM56 15H57V14H56ZM62 15H63V14H62ZM92 15H93V14H92ZM102 15H103V14H102ZM116 15H120V16H121V14H115V16H116ZM146 15H147V14H146ZM146 15H145V16H146ZM171 15H172V14H171ZM205 15H206V14H205ZM209 15H210V13H209ZM209 15H207V16H208V17H211V16H209ZM222 15H223V14H222ZM232 15H233V14H232ZM239 15H240V14H239ZM244 15H245V14H244ZM0 16H1V15H0ZM39 16H40V15H39ZM41 16H42V15H41ZM48 16H50V15H48ZM54 16H55V15H54ZM64 16H65V15H64ZM80 16H82V15H80ZM84 16L86 17V13H85ZM87 16H88V15H87ZM93 16H95V15H93ZM110 16H111V15H110ZM110 16H109V13H108V17H109V18H110ZM126 16H127V15H126ZM136 16L138 17L137 14H136ZM147 16H148V15H147ZM147 16H146V17H147ZM149 16H152V18H151V17H149V18H150V20H151V19L154 20L153 22H157V21H155V20L158 19V18H159L160 20H162V21H166L167 24L170 22L169 20H167V19H169V18L167 17V15H166V17H163L165 20L162 18V14H160V13H159V15H158V16H159L158 18H155V17H154L155 19L153 18V15H152L151 13H150ZM169 16H170V15H169ZM199 16H200V15H199ZM228 16H231L230 13H229ZM258 16H259V15H258ZM6 17H7V15H6ZM25 17H26V16L24 15V18H25ZM66 17H67V14H66ZM68 17H69V15H68ZM75 17H76V16H75ZM102 17L104 18V16H102ZM105 17H106V15H105ZM108 17H106V19H107ZM112 17H113V16H112ZM123 17L126 18L125 16H123ZM131 17H132V15H131ZM139 17H140V15H139ZM139 17H138L137 20H139ZM141 17H144V16H141ZM146 17H145L144 19H146ZM156 17H157V15H156ZM160 17H161V18H160ZM170 17H171V16H170ZM173 17H174V14H173ZM177 17H175V18H177ZM182 17H183V16H182ZM216 17H217V16H216ZM218 17H219V16H218ZM223 17H224V15H223ZM223 17H222V19H223ZM235 17H236V16H235ZM255 17H256V16H255ZM19 18H21V16H20ZM34 18H35V17H34ZM37 18H38V17H37ZM43 18H44V17H43ZM117 18H119V16H118ZM132 18H135V16L132 17ZM199 18H200V17H199ZM201 18H202V17H201ZM204 18H205V17H204ZM211 18H212V17H211ZM214 18H215V17H214ZM239 18H240V17H239ZM243 18H244V17H243ZM256 18H257V17H256ZM1 19H2V18H1ZM4 19H5V18H4ZM4 19H2V20L4 21ZM21 19H22V18H21ZM21 19H20V20H21ZM60 19H61V18H60ZM65 19H66V18H65ZM77 19H79V18H77ZM83 19H84V17H83ZM89 19H90V18H89ZM97 19H98V18H97ZM110 19H112V18H110ZM129 19H131V18H130V15H129ZM147 19H148V17H147ZM173 19H174V18H173ZM188 19H189V18H188ZM216 19H217V18H216ZM254 19H255V18H254ZM17 20H18V19H17ZM17 20H16V21H17ZM20 20H18L17 22L20 23ZM50 20H53V19H50ZM55 20H56V19H55ZM55 20H54V21H55ZM69 20H70V19H69ZM72 20H73V19H72ZM81 20H82V19H81ZM95 20H96V19H94V21H95ZM100 20H101V19H100ZM114 20H115V18H114ZM118 20H120V18H119ZM131 20H132V19H131ZM141 20H143V18H142ZM141 20H140V21H141ZM148 20H149V19H148ZM198 20L200 21V19H198ZM208 20H210V19H208ZM220 20H221V19H220ZM257 20H258V19H256V21H257ZM259 20H260V19H259ZM8 21H9V18H8ZM42 21H44V20H42ZM54 21H52V22H54ZM58 21H59V19H58ZM58 21H57V23H58ZM61 21H62V19H61ZM76 21H78V20H76ZM85 21H86V19H85ZM85 21L83 20V22H85ZM97 21H98V20H96V23H97ZM105 21H106V20H105ZM144 21H145V20H143V23H144ZM171 21H172V20H171ZM175 21H176V20H175ZM183 21H184V20H183ZM193 21H194V19H193ZM201 21H202V20H201ZM203 21H205V19H204ZM203 21H202V22H203ZM211 21H212V19H211ZM231 21H232V22H231ZM236 21H239V20H236ZM263 21H264V20H263ZM11 22H13V21H11ZM45 22L49 23L48 21H45ZM52 22H51V23H52ZM78 22H79V21H78ZM78 22H77V24H78ZM107 22H108V21H107ZM109 22L111 23V21H109ZM109 22H108V23H109ZM112 22H113V21H112ZM128 22H129V21H128ZM131 22H132V21H131ZM133 22H134V21H133ZM158 22H159V21H158ZM160 22H161V21H160ZM166 22H164V23H166ZM173 22H174V21H172V23H173ZM202 22H201V23H202ZM212 22H214V20H213ZM227 22H231V23H233V20L230 19V21H229V18H228V21H226V23H227ZM241 22H242V21H241ZM258 22H259V21H258ZM258 22H257V23H258ZM14 23H15V22H14ZM14 23H13V24H14ZM38 23H39V22H38ZM59 23H60V22H59ZM73 23H74V22H73ZM73 23H72V24H73ZM91 23H92V22H91ZM102 23H103V22H102ZM114 23H115V22H114ZM114 23H113V24H114ZM138 23H140V22H138ZM138 23H137V24H138ZM145 23H146V22H145ZM147 23H148V22H147ZM147 23H146V24H147ZM150 23H151V22H150ZM170 23H171V22H170ZM174 23H175V22H174ZM210 23H211V22H210ZM216 23H217V22H216ZM222 23H224V22H222ZM222 23H221V24H222ZM231 23H229V24H231ZM236 23H237V22H236ZM253 23H254L255 25L257 24L255 21L252 22V24H253ZM20 24L22 25V22H21ZM28 24H29V23H28ZM30 24H31V23H30ZM52 24H53V23H52ZM52 24H51V25H52ZM54 24H55V22H54ZM72 24H71V25H72ZM85 24H88V23H85ZM97 24H98V23H97ZM118 24H119V22H118ZM128 24H129V23H128ZM146 24H145V25H146ZM148 24H149V23H148ZM148 24H147V25H148ZM157 24H158V23H157ZM157 24H156V26H157ZM162 24H163V23H162ZM176 24H177V23H176ZM202 24H203V23H202ZM217 24H218V23H217ZM217 24H216V25H217ZM219 24H220V23H219ZM219 24H218V27H219ZM221 24H220V26H221ZM258 24H259V23H258ZM263 24H264V23H263ZM21 25H20L19 27H21ZM47 25H48V24H47ZM88 25H90V24H88ZM102 25H103V24H102ZM119 25H120V24H119ZM124 25H125V27H126V25H127V21H126V23H125ZM134 25H135V24H134ZM134 25L131 26L132 29H133V26H134ZM141 25H142V23H141ZM149 25H150V26H153L154 23H153V25H151V24H149ZM149 25H148V26H149ZM158 25H159V24H158ZM163 25H164V24H163ZM163 25H161V26L163 27ZM186 25H187V24H186ZM194 25H196V24H194ZM231 25H232V24H231ZM236 25H237V24H236ZM238 25H239V24H238ZM240 25H241V24H240ZM5 26H7V25H5ZM16 26H18V25H16ZM49 26H50V24H49ZM55 26H56V24H55ZM91 26L93 27L94 25L91 24ZM96 26H97V25H96ZM99 26H100V25H99ZM99 26H98V27H99ZM106 26H107V25H106ZM109 26H110V25H109ZM139 26H140V25H139ZM142 26H143V25H142ZM142 26H141V27H142ZM156 26H155V28H156ZM169 26H170V25H169ZM171 26H172V24H171ZM206 26H207V25H206ZM223 26H224V25H223ZM227 26H229V25L227 24ZM13 27H14V26H13ZM23 27H24V26H23ZM29 27H30V26H29ZM86 27H87V26H86ZM92 27H91V28H92ZM110 27H111V26H110ZM118 27H119V26H118ZM120 27H122V26H120ZM120 27H119V28H120ZM135 27H136V25H135ZM137 27H138V26H137ZM175 27H176V26H175ZM181 27H182V26H181ZM181 27H180V28H181ZM183 27H184V26H183ZM187 27H189V26H187ZM187 27H185V28H187ZM193 27H196V26H193ZM215 27H216V26H215ZM230 27H232V26H230ZM235 27H237V26H235ZM254 27H255V26H254ZM4 28H6V27H4ZM4 28H2V30H3ZM7 28H9V27H7ZM33 28H35V27H33ZM62 28H63V27H62ZM87 28H90V27H87ZM107 28H108V26H107ZM129 28H130V27H129ZM139 28H140V27H139ZM148 28H149V27H148ZM163 28H166V26L164 25ZM169 28H170V27H169ZM196 28H197V27H196ZM216 28H217V27H216ZM221 28H222V27H221ZM256 28H257V27H256ZM263 28H264V27H263ZM10 29H11V28H10ZM23 29H24V28H23ZM64 29H65V28H64ZM66 29H67V28H66ZM66 29H65V30H66ZM73 29L75 30L76 28H73ZM110 29H111V28H110ZM114 29H115V28H114ZM117 29H118V28H117ZM132 29H131V30H132ZM150 29H152V27H150ZM158 29H159V27H158ZM158 29H157V30H158ZM176 29H177V28H176ZM201 29H202V28H201ZM209 29H210V28H209ZM218 29H219V28H218ZM225 29H226V28H225ZM234 29H235V28H234ZM240 29H241V28H240ZM4 30H5V29H4ZM24 30H25V29H24ZM29 30H30V29H29ZM32 30H33V29H32ZM35 30H36V28H35ZM51 30H52V28H51ZM74 30H73V31H74ZM79 30H80V29H79ZM79 30H78V31H79ZM96 30H97V29H96ZM111 30H112V29H111ZM123 30H124V29H123ZM129 30H130V29H129ZM152 30H154V29H152ZM187 30H188V29H187ZM193 30H194V29H193ZM232 30H233V29H232ZM259 30H261L260 25H259V28H258V32H259ZM0 31H1V28H0ZM9 31H10V30H9ZM9 31H8V32H9ZM15 31H16V30H15ZM39 31H40V30H39ZM39 31H38V32H39ZM42 31H43V30H42ZM76 31H77V30H76ZM120 31H121V30H120ZM124 31H125V30H124ZM162 31H164V30H162ZM166 31H167V30H166ZM176 31H177V30H176ZM176 31H175V32H176ZM179 31H181V29H180ZM179 31H177V32H179ZM190 31H191V30H190ZM198 31H199V30H198ZM216 31H217V30H216ZM216 31H214V33H215ZM225 31H226V30H225ZM230 31H231V30H230ZM234 31H235V30H234ZM234 31H233V32H234ZM8 32H7V33H8ZM18 32H19V31H18ZM18 32H17L16 34H18ZM30 32H31V31H30ZM33 32H34V31H33ZM33 32H32V33H33ZM35 32H36V31H35ZM38 32H36V33H38ZM44 32H45V31H44ZM48 32H49V31H48ZM98 32H100V31H98ZM121 32H122V31H121ZM139 32H140V31H139ZM154 32H156V31L154 30ZM181 32H182V31H181ZM183 32H184V30H183ZM250 32H251V31H250ZM260 32H261V31H260ZM263 32H264V30H263ZM263 32H262V33H263ZM21 33H23V32H21ZM40 33H41V31H40ZM45 33L48 34L47 32H45ZM51 33H52V31H51ZM89 33H90V32H89ZM95 33H96V32H95ZM109 33H110V32H109ZM115 33H116V32H115ZM141 33H142V32H141ZM144 33H145V32H144ZM163 33H164V32H163ZM165 33H166V32H165ZM185 33H186V32H185ZM191 33H193V32H191ZM227 33H230V32L227 31ZM231 33H232V32H231ZM244 33H245V32H243V34H244ZM256 33H257V32H256ZM0 34H1V33H0ZM2 34H3V31H2ZM29 34H30V33H29ZM29 34H28V35H29ZM34 34H35V33H34ZM34 34H33V36H34ZM41 34H42V33H41ZM41 34H39V35H40L41 38H42L43 35H41ZM54 34H55V32H54ZM54 34L52 33V36H53ZM57 34H58V33H57ZM66 34H67V33H66ZM68 34H69V33H68ZM77 34H78V33H77ZM77 34H76V35H77ZM97 34H98V33H97ZM97 34H96V35H97ZM104 34H105V33H104ZM112 34H113V33H112ZM138 34H139V33H138ZM147 34H148V33H147ZM147 34H146V35H147ZM152 34H153V33H152ZM154 34H155V36H156V33H154ZM183 34H184V33H183ZM183 34H182V35H183ZM207 34H208V32H207ZM216 34L218 35V33H216ZM222 34H223V33H221V36H222ZM238 34H239V32H238ZM240 34H242V33H240ZM245 34H247V32H246ZM252 34H253V33H252ZM254 34H255V33H254ZM263 34H264V33H263ZM4 35L6 36V34H4ZM19 35H20V34H19ZM22 35H23V34H22ZM22 35H20V36H22ZM28 35H27V37H28ZM31 35H32V34H31ZM62 35H63V34H62ZM70 35H72V34L70 33ZM85 35H86V33H85ZM94 35H95V34H94ZM96 35H95V36H96ZM132 35H133V34H132ZM132 35L130 34L129 36H132ZM142 35H143V34H142ZM144 35H145V34H144ZM170 35H171V34H170ZM174 35H175V34H174ZM174 35H173V36H174ZM195 35H196V34H195ZM200 35H201V33H200ZM200 35H198V36H200ZM223 35H224V34H223ZM247 35H249V33H248ZM255 35H256V34H255ZM49 36H50V34H49ZM49 36H48V38H49ZM55 36H56V35H55ZM58 36H60V34H59ZM63 36H64V35H63ZM95 36H94V38H96ZM104 36H105V35H104ZM114 36H115V35H114ZM118 36H121V35H118ZM150 36H151V35H150ZM163 36L165 37V35H163ZM163 36H161V37L163 38ZM168 36H169V35H168ZM168 36H167V38H168ZM189 36H190V35H189ZM206 36H207V35H206ZM213 36H214V35H213ZM213 36H212V37H213ZM215 36H216V35H215ZM215 36L213 37V40H214V38L218 37V36H216V37H215ZM219 36H220V35H219ZM221 36H220V38H221ZM224 36H225V35H224ZM228 36H229V35H228ZM244 36H245V35H244ZM259 36H260V35H259ZM7 37H9V34H8ZM7 37H6V38H7ZM35 37H37V39H38L39 36L36 35ZM68 37H69V36H68ZM76 37H77V36H76ZM79 37H80V36H79ZM82 37H84V36H82ZM110 37H113V36H110ZM133 37H134V36H133ZM133 37H132V38H133ZM141 37H142V36H141ZM146 37H147V36H146ZM148 37H149V36H148ZM159 37H160V36H159ZM181 37H182V36H181ZM183 37H184V36H183ZM237 37H238V36H237ZM245 37H246V36H245ZM245 37H244V39H245ZM248 37H249V36H248ZM260 37H261V36H260ZM4 38H5V37H4ZM4 38H3V39H4ZM6 38H5V40H6ZM14 38H16V40H17L18 37H14ZM45 38H47V37L45 36ZM45 38H44V39H45ZM48 38H47V39H48ZM71 38H73V37L71 36ZM77 38H78V37H77ZM94 38H93V39H94ZM97 38H98V37H97ZM106 38H107V37H106ZM119 38H120V37H119ZM122 38H123V35H122ZM122 38H121V39H122ZM134 38L136 39V37H134ZM149 38H150V37H149ZM176 38H177V35H176L175 38H174L175 41H176ZM184 38H185V37H184ZM189 38H190V37H189ZM191 38H192V37H191ZM193 38H194V37H193ZM235 38H236V37H235ZM249 38H250V39H249L250 41L253 40V39H251V37H249ZM252 38H253V37H252ZM11 39H13V37H11ZM21 39H22V38H21ZM24 39H25V38H24ZM32 39H33V37H32ZM39 39H40V38H39ZM50 39H51V38H50ZM74 39H75V38H74ZM80 39H81V38H80ZM82 39H83V38H82ZM82 39H81V40H82ZM84 39H85V37H84ZM93 39H92V40H93ZM99 39H101V38H99ZM102 39H103V38H102ZM110 39H111V38H110ZM154 39H155V38H154ZM165 39H166V38H165ZM168 39H170V38H168ZM195 39H196V38H195ZM195 39H193V41H194ZM210 39H211V38H210ZM223 39L225 40V38L222 37V40H223ZM230 39H232V38H230ZM247 39H248V38H247ZM247 39H245V40H247ZM254 39H256V40L258 39V41H260L259 38H254ZM1 40H2V38H1ZM14 40H15V39H14ZM18 40H20V39H18ZM25 40H26V39H25ZM40 40H41V39H40ZM45 40H46V39H45ZM51 40H52V39H51ZM57 40H58V39H57ZM65 40H66V39H65ZM65 40H64V41H65ZM78 40H79V39H78ZM89 40H90V39L87 38V41H88V42H89ZM106 40H107V39H106ZM115 40H116V39H115ZM129 40H131V39H129ZM139 40H140V39H137L138 42H139ZM157 40H158V39H157ZM184 40H185V39H183V42H184ZM188 40H189V39H188ZM206 40H207V39H206ZM227 40H228V38H227ZM237 40H238V39H237ZM8 41H9V40H8ZM35 41H36V39H35ZM37 41H39V40H37ZM46 41H47V40H46ZM116 41H117V40H116ZM119 41H120V39H119ZM123 41H124V40H123ZM127 41H128V40H127ZM131 41H132V40H131ZM131 41H129V42H131ZM140 41H142V40H140ZM143 41H144V40H143ZM146 41H147V40H146ZM146 41H144V43H145ZM166 41H167V39H166ZM166 41H165V42H166ZM195 41H196V40H195ZM241 41H242V40H241ZM254 41H255V40H254ZM254 41H253V42H254ZM261 41H262V40H261ZM261 41H260V42H261ZM263 41H264V40H263ZM263 41H262V42H263ZM1 42H2V41H0V43H1ZM6 42H7V40L5 41V43H3V42H2V43H3L4 45L7 44V43H9V42H7V43H6ZM19 42H21V41H19ZM22 42H25V41H23V39H22ZM28 42H29V41H28ZM62 42H63V39H62ZM67 42H68V41H67ZM67 42H66V43H67ZM95 42H96V41H95ZM101 42H102V41H101ZM106 42H108V41H106ZM133 42L135 43V41H133ZM149 42H150V41H149ZM153 42H154V41H153ZM153 42H152V43H153ZM160 42H161V46H159V45H158V46L162 48V47H163V46H162V41L160 40ZM169 42L172 43L171 40H169ZM173 42H174V41H173ZM215 42H216V41H215ZM220 42L223 43L224 41H221V40H220L219 43H220ZM238 42H239V41H238ZM2 43H1V45H3ZM17 43H18V42H17ZM30 43H31V42H30ZM34 43H36V42H34ZM38 43H39V42H38ZM49 43H51V42H49ZM60 43H61V42H60ZM69 43H70V42H69ZM82 43H83V42H82ZM86 43H87V42H86ZM108 43H109V42H108ZM127 43H128V42H127ZM131 43H132V42H131ZM154 43H155V42H154ZM154 43H153V44H154ZM157 43H158V42H157ZM166 43H167V42H166ZM171 43H169V44H171ZM197 43H198V40H197ZM199 43H200V42H199ZM210 43H211V42H210ZM213 43H214V42H213ZM217 43H218V42H217ZM226 43H227V42H226ZM234 43H235V42H234ZM240 43H241V42H240ZM247 43H250V42H247ZM13 44L15 45V43H13ZM21 44H22V43H21ZM36 44H37V43H36ZM41 44H43V42L40 43V45H41ZM53 44H55V43H53ZM58 44H59V43H58ZM62 44H63V43H62ZM64 44H65V43H64ZM80 44H81V43H80ZM88 44H89V43H88ZM101 44H102V43H101ZM101 44H100V45H101ZM106 44H107V43H106ZM113 44L115 45V44H117V43H113ZM123 44H124V43H123ZM136 44H137V43H136ZM147 44H148V43H147ZM147 44H146V45H147ZM153 44H150V43H149L148 45L152 46ZM163 44L165 45L164 42H163ZM167 44H168V43H167ZM178 44H179V43H178ZM183 44H184V43H183ZM185 44H187L186 41H185ZM188 44H189V43H188ZM188 44H187V46H188ZM206 44H207V43H206ZM230 44H231V43H230ZM254 44H255V43H254ZM1 45H0V46H1ZM29 45H30V44H28V48H29ZM32 45H33V44H32ZM38 45H39V44H38ZM38 45H37V46H38ZM44 45H45V44H44ZM50 45H51V44H50ZM50 45H49V46H50ZM90 45H91V44H90ZM119 45H120V44H119ZM124 45H125V44H124ZM140 45H141V44H140ZM144 45H145V44H144ZM173 45H174V44H173ZM175 45H176V44H175ZM181 45H182V43H181ZM198 45H199V44H198ZM203 45H204V44H203ZM220 45H221V44H220ZM222 45H223V44H222ZM236 45H237V44H236ZM239 45H240V44H239ZM239 45H238V46H239ZM15 46H16V45H15ZM21 46H22V45H21ZM21 46H19V47H21ZM24 46L26 47V44H25ZM30 46H31V45H30ZM49 46L47 45V47H49ZM68 46H69V45H68ZM71 46H72V48H73V45H71ZM97 46H98V45H97ZM101 46H102V45H101ZM104 46H105V45H104ZM116 46H117V45H116ZM116 46H113V45H112V47H116ZM130 46H131V45H130ZM138 46H139V44H138ZM258 46H259V45H258ZM4 47H5V48H8L7 45H5ZM13 47H14V46H13ZM17 47H18V46H17ZM25 47H24V48H25ZM43 47H44V46H43ZM45 47H46V45H45ZM56 47H57V46H56ZM64 47H65V46H64ZM87 47H88V46H87ZM119 47H120V46H119ZM127 47H128V46H127ZM142 47H143V46H142ZM152 47L155 48V47H157V45L155 44V46H152ZM152 47H151V48H152ZM159 47H158V48H155V49H158L156 52H158L159 50H162V49L164 48V47H163L162 49H159ZM166 47H167V46H166ZM177 47H178V46H177ZM177 47L175 48V51H176ZM181 47H182V46H181ZM183 47H184V46H183ZM189 47H190V46H189ZM207 47H208V46H207ZM207 47H206V48H207ZM210 47H211V46H210ZM213 47L215 48V46H213ZM213 47H212V48H213ZM233 47H234V46H233ZM236 47H237V46H236ZM245 47H246V45H245ZM256 47H257V46H256ZM61 48H62V47H61ZM68 48H70V47H68ZM106 48H107V47L105 46V49H106ZM122 48H123V47H122ZM124 48H125V47H124ZM136 48H138V47H136ZM145 48H146V47H145ZM172 48H173V49H171V50H174V47H172ZM184 48H185V47H184ZM203 48H204V47H203ZM221 48L224 49L222 46H221ZM226 48H227V47H226ZM226 48H225L223 51H225ZM241 48H242V47H241ZM248 48H249V46H248ZM9 49H12V48L10 47ZM13 49H15V48H13ZM19 49H21V48H19ZM19 49H18V51H20ZM30 49H31V47H30ZM45 49H46V48H45ZM54 49H55V48H54ZM64 49H65V48H64ZM93 49H95V48H93ZM99 49H101V47H100ZM132 49H133V46H132ZM140 49H141V48H140ZM155 49H154V50H155ZM167 49H168V48H167ZM169 49H170V48H169ZM181 49H182V48H181ZM200 49H201V48H200ZM219 49H220V48H219ZM222 49H221V50H222ZM236 49H238V47H237ZM243 49H244V48H243ZM257 49H260V48H257ZM257 49H256V50H257ZM0 50H3V48L1 47ZM4 50H5V49H4ZM26 50H27V49H26ZM26 50H25V51H26ZM42 50H44V49H42ZM61 50H62V49H61ZM97 50H98V49H97ZM97 50H96V51H97ZM102 50H103V49H102ZM111 50H112V48H111ZM116 50H117V49H116ZM116 50H115V51H116ZM121 50H122V49H121ZM126 50H127V49H126ZM143 50H144V49H143ZM164 50H166V49H164ZM187 50H188V49H187ZM189 50H190V49H189ZM244 50H245V49H244ZM252 50H254V49H252ZM8 51L11 52V50H8ZM25 51L22 50V52H25ZM58 51H59V50H58ZM69 51H70V49H69ZM73 51H74V50H73ZM83 51H84V50H83ZM104 51H105V50H104ZM130 51H131V49H130ZM166 51H167V50H166ZM169 51H170V50H169ZM182 51L184 52L183 49H182ZM185 51H186V50H185ZM191 51H192V50H191ZM196 51H197V50H196ZM204 51H205V50H204ZM206 51H207V50H206ZM215 51H217V50L215 49ZM215 51H214V52H215ZM223 51L220 52V55H218V58H221V59H223V61H224V60H225V57L227 58V55H228V52H229V51H228V52H227V50H226V52H223ZM247 51H248V49H247ZM247 51L245 50L244 53H246ZM260 51H261V50H260ZM0 52H1V51H0ZM22 52H21V54L24 55ZM29 52H30V54L32 53L31 51H29ZM29 52H28V53H29ZM43 52H45V51H43ZM49 52H50V51H49ZM51 52H52V51H51ZM110 52H111V51H110ZM116 52H118V50H117ZM131 52H136V50H135V51H131ZM131 52H130V53H131ZM145 52H146V51H145ZM145 52H144V54H145ZM151 52H152L153 54L155 53L154 51H151ZM207 52H209V51H207ZM211 52H212V51H211ZM218 52H219V51H218ZM238 52H239V51H238ZM249 52H250V50H249ZM1 53H2V52H1ZM5 53H6V51H5ZM13 53H14V52H13ZM33 53H34V52H33ZM56 53H57V52H56ZM59 53H60V52H59ZM66 53H67V52H66ZM68 53H69V52H68ZM71 53H72V52H71ZM120 53L122 54V52H120ZM126 53H127V55H129V54H128V53H129L128 51H127ZM138 53H140L139 50H138V52H137V55H138ZM178 53H179V52H178ZM194 53H195V51H194ZM202 53H203V52H202ZM205 53H206V52H205ZM253 53H254V51H253ZM261 53H262V52H261ZM2 54H3V53H2ZM19 54H20V52L18 53V55H19ZM35 54H36V53H35ZM43 54H44V53H43ZM48 54H49V53H48ZM48 54H46V55L49 56ZM81 54H82V53H81ZM92 54H93V53H92ZM97 54H98V53H97ZM109 54H110V53H109ZM121 54H120V55H121ZM123 54L126 55L125 52H124ZM131 54H132V53H131ZM134 54L136 55V53H134ZM134 54H132L133 57L135 56ZM140 54H141V53H140ZM144 54H143V55H144ZM149 54H150V53H149ZM158 54H159V52H158ZM161 54H162V56H163V51L160 53V56H161ZM164 54H166V52H165ZM174 54H177V52H175ZM206 54H207V53H206ZM217 54H219V53H217ZM241 54H242V51H241ZM247 54H248V53H247ZM249 54H251V53H249ZM249 54H248V55H249ZM8 55H11V54L8 53ZM51 55H52V53H51ZM51 55H50V56H51ZM53 55H54V54H53ZM68 55H69V54H68ZM78 55H79V54H78ZM78 55H76V56H77V58L80 60V57H81V56L79 57ZM83 55H84V52H83ZM100 55H101V54H100ZM100 55H99V56H100ZM103 55H104V54H103ZM111 55H113V54H111ZM114 55H115V53H114ZM117 55H118V54H117ZM117 55H116V56H117ZM120 55H119V56H120ZM147 55H148V53H147ZM170 55H171V54H170ZM177 55H178V54H177ZM192 55H194V54L192 53ZM208 55L211 56V54H208ZM212 55H213V54H212ZM242 55H243V54H242ZM244 55H245V54H244ZM259 55H260V54H258V56H259ZM261 55H262V54H261ZM0 56H1V55H0ZM11 56H14V55H11ZM59 56H60V55H59ZM86 56H88V55H86ZM97 56H98V55H97ZM97 56H96V57H97ZM105 56H106V55H105ZM105 56H104V57H105ZM119 56H118V57H119ZM139 56H140V55H139ZM139 56H138V57H139ZM149 56H153V57H155L154 55H149ZM164 56H165V55H164ZM166 56H168V55H166ZM173 56H174V55H173ZM190 56H191V55H190ZM195 56H196V53H195V55H194V58H195ZM210 56H209V57H210ZM223 56H224V57H223ZM232 56H234V55H232ZM254 56H255V55H254ZM6 57H8V56H6ZM18 57H19V56H18ZM25 57H26V55H25ZM38 57H39V56H38ZM43 57H44V56H43ZM62 57H63V56H62ZM62 57H61V59H63L65 56H64L63 58H62ZM82 57H83V56H82ZM104 57H103V58H104ZM111 57H112V56H111ZM113 57H114V56H113ZM126 57H127V56H126ZM129 57H130V56L127 57L128 60H129ZM133 57L131 58L132 61H133ZM147 57H148V56H147ZM157 57H158V56H157ZM157 57H156V59H158ZM179 57H180V55H179ZM244 57H245V56H244ZM244 57H243V58H244ZM252 57H253V55H252ZM259 57H260V56H259ZM262 57H263V56H262ZM16 58H17V56H15V59H16ZM22 58H23V57H22ZM22 58L20 59V57H19L20 60H22ZM40 58H41V57H40ZM44 58H45V57H44ZM47 58H49V57H47ZM58 58H59V57H58ZM72 58H73V57H72ZM85 58H87V57H85ZM93 58H94V57H93ZM93 58H89V59H87V60H90V59L93 60ZM97 58H98V57H97ZM97 58H96V61H97ZM99 58H100V57H99ZM99 58H98V59H99ZM106 58L109 60L110 57H106ZM115 58H116V57H115ZM119 58H120V57H119ZM119 58H118V59H119ZM124 58H125V57H124ZM145 58H146V55H145ZM145 58H144V59H145ZM148 58H150V57H148ZM169 58H170V57H169ZM186 58H187V57H186ZM186 58H185V59H186ZM189 58H190V57H189ZM192 58H193V57H192ZM196 58H198V57L196 56ZM196 58H195V59H196ZM212 58H213V57H212ZM212 58H211V59H212ZM243 58H242V59H243ZM254 58H255V57H254ZM260 58H261V57H260ZM10 59H12V57H11ZM19 59H17V60H19ZM26 59H27V58H26ZM31 59H32V58H31ZM54 59H55V58H54ZM54 59H53V60H54ZM74 59H76V58H74ZM83 59H84V58H83ZM131 59H130V60H131ZM140 59H141V58H140ZM142 59H143V58H142ZM144 59H143V60H144ZM162 59H163V57L160 58V60H162ZM164 59H166V57H165ZM208 59L210 60V58H208ZM221 59H220V60H221ZM231 59H232V58H231ZM242 59H241V60H242ZM247 59H248V58H247ZM257 59L259 60V58H257ZM262 59H263V58H261V60H262ZM23 60H24V59H23ZM29 60H30V59H29ZM33 60H34V59H33ZM35 60H36V59H35ZM45 60H46V59H45ZM53 60H51L50 62H52ZM67 60H68V59H67ZM84 60H85V59H84ZM105 60H106V59H105ZM110 60H111V59H110ZM110 60H109V61H110ZM112 60H113V59H112ZM120 60L124 62V60H127V59L122 60V56H121V59H120ZM137 60H139V58H138ZM145 60H146V59H145ZM160 60H159V62H161V63H159V64L162 66V62H163V61H160ZM166 60H168V59H166ZM188 60H189V59H188ZM190 60H191V59H190ZM193 60H194V59H193ZM193 60H192V61H193ZM216 60H217V59H216ZM228 60H230V56H229V59H228ZM236 60H237V59H236ZM249 60H251V59H249ZM249 60L247 61L248 63L250 62ZM253 60H254V59H253ZM258 60L256 61L257 63H258ZM5 61H6V60H5ZM96 61H95V63H96ZM99 61H100V59H99ZM114 61H116V59H115ZM117 61H118V60H117ZM152 61H153V60H152ZM176 61H178V60H176ZM184 61H185V60H184ZM211 61H212V60H211ZM213 61H214V60H213ZM243 61H244V59H243ZM263 61H264V59H263ZM263 61H262V64H263ZM1 62H2V60H1ZM22 62H23V61H22ZM28 62H29V61H28ZM38 62H39V61H38ZM63 62H65V61H63ZM67 62H68V61H67ZM72 62H73V61H72ZM78 62H83V61L81 60V61H78ZM78 62H77V63H78ZM101 62H102V59H101L100 63H101ZM110 62H111V61H110ZM110 62H109V63H110ZM118 62H120V61H118ZM130 62H131V61H130ZM134 62H135V61H134ZM139 62H140V61H139ZM143 62H144V61H143ZM150 62H151V60H150ZM164 62H165V60H164ZM168 62H169V61H168ZM179 62H180V61H179ZM218 62H219V61H218ZM221 62H222V61H220V63H221ZM226 62H227V61H226ZM244 62H245V61H244ZM12 63H15V62L13 61ZM54 63H55V62H54ZM93 63H94V62H92V64H93ZM102 63H103V62H102ZM116 63H117V62H116ZM132 63H133V62H132ZM140 63H141V62H140ZM185 63H186V62H184V64H185ZM201 63H202V62H201ZM201 63H200V64H201ZM230 63H231V61H230ZM257 63H256V64H257ZM259 63H260V60H259ZM51 64H52V63H50V65H51ZM84 64H85V63H84ZM92 64H91V65H92ZM104 64H105V63H104ZM122 64H123V63H122ZM127 64H128V63H127ZM129 64H130V63H129ZM142 64H144V63H142ZM145 64H146V63H145ZM145 64H144V65H145ZM149 64H150V63H149ZM159 64H156V62H155V66H157V65L160 66ZM165 64H167V62H166ZM171 64H172V63H171ZM187 64L190 66L189 63H187ZM195 64H197V62H195L194 65H195ZM228 64H229V62H228ZM233 64H234V63H233ZM249 64H250V63H249ZM251 64H252V62H251ZM262 64H261V65H262ZM42 65H43V64H42ZM47 65H48V64H47ZM47 65H46V66H47ZM67 65H68V64H67ZM98 65H100V64L98 63ZM107 65H108L109 68H111L109 64H107ZM116 65H118V63H117ZM124 65L126 66L125 63H124ZM146 65H147V64H146ZM151 65L153 66L154 63H152ZM202 65H203V64H202ZM210 65L213 66V68H210V69H212V71H211V70L209 71V70H206V69H205V70H206L205 73L201 71V72L204 74V76H202V78L204 77L203 80L200 79V80H196V81H194L196 78H195L194 80H192V81L194 82V83H192V84H193L192 86L195 87L196 84H198L199 89L202 88L199 92L196 91V94L198 93L197 96H199V95H203V97L205 98V100L210 99V98H208V97H209V96L211 97V95L218 94V91L220 90V89H219V88H220V85H219V84H220V81L223 82V81L225 80V79H224V78H225V76H224L225 73L221 70V69H222L221 66H223V64H221V66L219 65V66H220V69H218V68L216 67V65L213 64V63L210 64ZM214 65H215V66H214ZM225 65H227V63H226ZM229 65H230V64H229ZM229 65H228V66H225V67H227V69H229V67L231 66V65H230V66H229ZM235 65L238 66V64H236V63H235ZM241 65H242V64H240V66H241ZM244 65H245V64L243 63V66H244ZM259 65H260V64H259ZM263 65H264V64H263ZM17 66H19L18 63H17ZM29 66H30V65H29ZM56 66H57V65H56ZM63 66H64V65H63ZM65 66H66V65H65ZM93 66H94V65H93ZM112 66H113V65H112ZM122 66H123V65H122ZM122 66H121V67H122ZM147 66H148V65H147ZM163 66H164V65H163ZM167 66H169V65H167ZM178 66H180V65H178ZM186 66H187V65H186ZM191 66H192V64H191ZM196 66H197V65H196ZM204 66H205V64H204ZM7 67H8V65H7ZM7 67H4V68H7ZM42 67H43V66H42ZM49 67H50V66H49ZM52 67H53V66H52ZM58 67H59V66H58ZM101 67H102V66H101ZM108 67H106V68H108ZM231 67H232V66H231ZM231 67H230V69H232ZM244 67H245V66H244ZM10 68H11V67H10ZM18 68H19V67H18ZM23 68H24V67H23ZM40 68H41V67H40ZM47 68H48V67H47ZM68 68H69V67H68ZM89 68H90V67H89ZM106 68L103 67V70L106 69ZM207 68H208V67H207ZM223 68H224V67H223ZM239 68H240V67H239ZM257 68H258V67H257ZM259 68H260V67H259ZM259 68H258V69H259ZM2 69H3V68H2ZM29 69H30V68H29ZM49 69H50V68H49ZM91 69H92V68H91ZM98 69H100V68H98ZM111 69H112V68H111ZM111 69H110V70H111ZM208 69H209V68H208ZM225 69H226V68H225ZM240 69H241V68H240ZM245 69H246V68H245ZM261 69L263 70V68H260V70H261ZM12 70H13V69H12ZM12 70H10V71H12ZM18 70L20 71V69H18ZM18 70H17V71H18ZM41 70H42V69H41ZM54 70H55V68H54ZM86 70H87V69H86ZM94 70H95V69H94ZM96 70H97V69H96ZM100 70H101V69H100ZM106 70H109V69H106ZM198 70H199V69H198ZM223 70H224V69H223ZM234 70H235V69H234ZM234 70H233V71H234ZM238 70H239V69H238ZM262 70H261V71H262ZM0 71H1V68H0ZM6 71H8V70H6ZM13 71H14V70H13ZM23 71H24V70H23ZM43 71H44V70H43ZM48 71H49V70H48ZM56 71H57V70H56ZM67 71H68V70H67ZM75 71H76V70H75ZM82 71H85V68L82 69ZM89 71H90V70H89ZM98 71H99V70H98ZM257 71H259V70H257ZM261 71H260V72H261ZM1 72H2V71H1ZM3 72L6 73L5 71H3ZM3 72H2V73H3ZM8 72H9V71H8ZM8 72H7V73H8ZM20 72H21V71H20ZM39 72L41 73V71H39ZM100 72H101V71H100ZM110 72H112V71H110ZM113 72H114V70H113ZM239 72H240V70H239ZM242 72H244V71H242ZM14 73H15V72H14ZM16 73H17V72H16ZM16 73H15V74H16ZM34 73H35V72H34ZM46 73H47V72H46ZM52 73H53V72H52ZM107 73H108V72H107ZM223 73H224V74H223ZM231 73H232V72H231ZM236 73H238V72H236ZM236 73H235V74H236ZM240 73H241V72H240ZM8 74H9V73H8ZM8 74H7V75H8ZM19 74H20V73H19ZM19 74L17 73V75H19ZM29 74L32 75V73H29ZM41 74H42V73H41ZM72 74H73V73H72ZM94 74H95V73H94ZM94 74H93L92 76H95ZM96 74H97V73H96ZM111 74H112V73H111ZM226 74H227V73H226ZM244 74H245V73H244ZM2 75H3V74H2ZM5 75H6V74H5ZM5 75H4V76H5ZM7 75H6V76H7ZM10 75H11V72H10ZM50 75H51V74H50ZM52 75H53V74H52ZM81 75H82V74H81ZM99 75H100V74H99ZM104 75H105V74H104ZM108 75H109V74H108ZM245 75H246V74H245ZM253 75H255V74H253ZM257 75H258V74H257ZM259 75H261V74L259 73ZM0 76H1V75H0ZM8 76H9V75H8ZM22 76H24V74H23ZM22 76H21V77H22ZM29 76H30V75H29ZM29 76H28V77H29ZM33 76H34V74H33L30 78H32ZM42 76H43V75H42ZM70 76H71V75H70ZM75 76H77V75H75ZM90 76H91V75H90ZM105 76H106V75H105ZM230 76L232 77V75H230ZM230 76H229V77H230ZM242 76H243V75H242ZM10 77H11V76H10ZM18 77H19V76H18ZM73 77H74V76H73ZM85 77H86V76H85ZM103 77H104V76H103ZM106 77H107V76H106ZM106 77H105V78H106ZM150 77H151V76H150ZM236 77H237V75H236ZM238 77H239V82H240V75H239ZM256 77H257V76H256ZM262 77H263V76H262ZM0 78H1V77H0ZM15 78H16V77H15ZM25 78H26V77H25ZM56 78H57V77H55V79H56ZM59 78H60V77H59ZM62 78H63V77H62ZM77 78H79V77L77 76ZM86 78H87V77H86ZM98 78H99V77H98ZM107 78H108V77H107ZM232 78H233V77H232ZM232 78H231V79H232ZM244 78H245V77H244ZM1 79H2V78H1ZM9 79H10V78H9ZM9 79H7V81H8ZM23 79H24V78H23ZM23 79H22V80H23ZM38 79H39V78H38ZM38 79H35V81L38 80ZM41 79H43V78H41ZM53 79H54V78H53ZM55 79H54V80H55ZM74 79H75V78H74ZM79 79H80V78H79ZM87 79H88V78H87ZM87 79H86V80H87ZM94 79H95V78H94ZM231 79H230V80H231ZM233 79H235V77H234ZM233 79H232V80H233ZM246 79H247V78H246ZM253 79H254V78H253ZM2 80H3V79H2ZM4 80H5V79H4ZM11 80H12V78H11ZM27 80H29V79H27ZM31 80H32V79H31ZM51 80H52V78H51ZM51 80H50V81H51ZM62 80H63V79H62ZM76 80H77V79H76ZM84 80H85V79H84ZM106 80H107V79H106ZM235 80H236V79H235ZM235 80H234V82H235ZM241 80H242V79H241ZM244 80H245V79H244ZM14 81H15V79H14ZM14 81H13V82H14ZM19 81H20V80H19ZM40 81H41V80H40ZM44 81H45V80H44ZM44 81H43V82H44ZM50 81H49V82H50ZM74 81H75V80H74ZM74 81H73L72 83H74ZM121 81H123V80H121ZM174 81H175V79H174ZM176 81H177V80H176ZM192 81H191V82H192ZM218 81H219V82H218ZM228 81H229V80H228ZM242 81H243V80H242ZM255 81H256V80H255ZM2 82H3V81H2ZM9 82H10V81H9ZM9 82H8V83H9ZM13 82H12V84L14 85ZM16 82H17V81H16ZM20 82H21V81H20ZM30 82H32V81H30ZM58 82H60V81H58ZM68 82H69V81H68ZM89 82H90V81H89ZM109 82H110V80H109ZM168 82H169V81H168ZM168 82H167V83H168ZM247 82H248V81H247ZM250 82H251V81H250ZM3 83H4V82H3ZM17 83H18V82H17ZM24 83H25V81H24ZM24 83H23V84H24ZM28 83H29V81H28ZM28 83H27V84H28ZM44 83H45V82H44ZM47 83H48V82H47ZM50 83H52V82H50ZM54 83H56V81H55ZM62 83H63V82H62ZM70 83H71V82H70ZM72 83H71V84H72ZM85 83L87 84V82H85ZM106 83H108V82H106ZM117 83H118V82H117ZM165 83H166V82H165ZM173 83H174V82H173ZM178 83H179V82H178ZM218 83H219V84H218ZM241 83H242V82H240V84H241ZM245 83H246V81H245ZM245 83H244V84H245ZM18 84H19V83H18ZM39 84H42V82H39ZM71 84H70V85H71ZM110 84H111V83H110ZM110 84H109V85H110ZM112 84H113V83H112ZM170 84H171V83H169V85H170ZM176 84H177V83H176ZM179 84H180V83H179ZM189 84H190V83H189ZM225 84H226V83H225ZM225 84H224V85H225ZM252 84H253V83H252ZM262 84H263V83H262ZM8 85H9V84H8ZM28 85H29V84H28ZM42 85H46V84H42ZM42 85H41V86H42ZM48 85H49V84H48ZM51 85H52V84H51ZM66 85H67V83H66ZM66 85H65V86H66ZM77 85H78V84H77ZM83 85H84V83H83ZM109 85H108V86H109ZM116 85H117V84H116ZM237 85H238V84H237ZM241 85H242V84H241ZM241 85H240V86H241ZM263 85H264V84H263ZM15 86H16V85H15ZM22 86H23V85H22ZM22 86H21V88H22ZM37 86H38V85H37ZM39 86H40V85H39ZM41 86H40V87H41ZM49 86H50V85H49ZM57 86H58V85H57ZM73 86H76V85L74 84ZM91 86H92V85H91ZM93 86H94V85H93ZM106 86H107V85H106ZM110 86H111V85H110ZM166 86H167V85H166ZM180 86H181V85H180ZM198 86H197V87H198ZM0 87H2V86L0 85ZM6 87H7V86H6ZM19 87H20V86H19ZM26 87H27V86H26ZM30 87L32 88V86H30ZM87 87H88V86H87ZM94 87H95V86H94ZM113 87H114V86H113ZM160 87H161V86H160ZM160 87H158V88H157V87H156V88L154 87V88H155V89H159ZM162 87H163V86H162ZM170 87H171V86H170ZM172 87H173V86H172ZM185 87H186V86H185ZM190 87H191V86H190ZM222 87H223V86H222ZM225 87H226V86H225ZM237 87H238V86H237ZM243 87H244V86H243ZM245 87H246V86H245ZM2 88H3V87H2ZM4 88H5V86H4ZM7 88H8V87H7ZM34 88H35V87H34ZM37 88H38V87H37ZM37 88H36V89H37ZM42 88H43V87H42ZM62 88H64V86H63ZM72 88H73V87H72ZM80 88H81V86H80ZM95 88H96V87H95ZM95 88H94V89H95ZM99 88H100V86H99ZM154 88H153V89H154ZM181 88H182V87H180V88L178 87V90H180ZM192 88H193V87H192ZM192 88H191V89H192ZM226 88H227V87H226ZM246 88H247V87H246ZM24 89H25V91L27 90V88H24ZM68 89H70V88H68ZM74 89H76V88H74ZM104 89H105V88H104ZM110 89H111V88H110ZM155 89H154V90H155ZM167 89H168V87H166V90H165V91H168V90H169V89H168V90H167ZM170 89H171V88H170ZM173 89H174V88H173ZM191 89H190V91H191ZM228 89H229V91H230V87H229ZM231 89H232V88H231ZM233 89H234V88H233ZM242 89H243V88H242ZM0 90H1V89H0ZM17 90H18V89H17ZM32 90H34V89H32ZM32 90H31V91H32ZM92 90H93V89H92ZM107 90H108V89H107ZM107 90H106V91H107ZM141 90H142V89H141ZM162 90H164V87H163ZM182 90H184V89H182ZM221 90H222V89H221ZM246 90H247V89H246ZM2 91H3V90H2ZM29 91H30V90H29ZM68 91H69V90H68ZM78 91H82V90H79V88H78ZM83 91H84V90H83ZM109 91H110V90H109ZM156 91H157V90H156ZM156 91H155V92H156ZM170 91H171V90H170ZM170 91H169V94H170ZM176 91H177V90H176ZM187 91H188V90H187ZM192 91L194 92L193 89H192ZM192 91H191V92H192ZM235 91H236V88H235ZM257 91H258V90H257ZM0 92H1V91H0ZM6 92H7V91H6ZM11 92H12V91H11ZM26 92H27V91H26ZM33 92H34V91H33ZM35 92H38V91H35ZM35 92H34V93H35ZM69 92H70V91H69ZM148 92H149V91H148ZM155 92H154V93H155ZM158 92H159V91H158ZM163 92H164V91H163ZM177 92H180V94H182V93H181V90H180V91H177ZM177 92H176V93H177ZM221 92H222V91H221ZM223 92H224V90H223ZM225 92H227V91H225ZM248 92H249V90H248ZM250 92H251V91H250ZM2 93H3V92H2ZM4 93H5V92H4ZM17 93H18V92H17ZM38 93H39V92H38ZM46 93H47V92H46ZM46 93H45V94H46ZM49 93H52V92H49ZM49 93H48V96H49ZM65 93H66V92H65ZM96 93H97V91H96ZM107 93H108V92H107ZM132 93L134 94V92H132ZM142 93H143V92H142ZM150 93H151V92H150ZM252 93H253V91H252ZM262 93H263V92H262ZM6 94H7V93H6ZM28 94H29V93H28ZM55 94H56V93H55ZM73 94H74V93H73ZM84 94H85V93H84ZM97 94L100 95V94H102V93L99 92V93H97ZM109 94H110V93H109ZM139 94H141V93H139ZM162 94H163V93H162ZM180 94H178V95H180ZM186 94H188V92H187ZM194 94H195V93H194ZM222 94H223V93H222ZM230 94H231V93H229V95H230ZM236 94H238V93H236ZM243 94H244V92H243ZM253 94H254V93H253ZM41 95H42V94H41ZM52 95H53V94H52ZM52 95H50V96H52ZM63 95H64V94H63ZM63 95H62V96H63ZM70 95H71V94H70ZM91 95H94V94H91ZM91 95H90V96H91ZM102 95H104V94H102ZM135 95H136V94H135ZM147 95H148V94H147ZM160 95H161V94H160ZM244 95H245V94H244ZM250 95H251V94H250ZM257 95H258V94H257ZM18 96H19V95H17V97H18ZM60 96H61V95H60ZM84 96H86V95H84ZM87 96H88V95H87ZM131 96H132V95H131ZM149 96H150V95H149ZM158 96H159V95H158ZM176 96H177V95H176ZM187 96H188V95H187ZM191 96H192V95H191ZM191 96H189V97H190V100H191ZM215 96H216V95H215ZM226 96H227V94H226ZM238 96H239V95H238ZM238 96H237V98H238ZM248 96H249V95H248ZM15 97H16V96H15ZM20 97H21V96H20ZM54 97H55V96H54ZM67 97H68V96H67ZM109 97H110V96H109ZM134 97H135V96H134ZM156 97H157V96H156ZM156 97H155V98H156ZM185 97H186V95L184 96V98H185ZM217 97H218V96H217ZM219 97H220V96H219ZM222 97H223V96H222ZM230 97L232 98V96H230ZM250 97H252V96H250ZM254 97H255V96H254ZM261 97H262V96H261ZM11 98H12V97H11ZM22 98H23V97H22ZM24 98H25V97H24ZM48 98H49V97H48ZM50 98H51V97H50ZM56 98H57V97H56ZM60 98H61V97H60ZM64 98H65V97H64ZM74 98H75V97H74ZM74 98H73V99H74ZM85 98H86V97H85ZM115 98H116V97H115ZM142 98H143V97H142ZM142 98H141V99H142ZM147 98H148V97H147ZM153 98H154V96H153ZM164 98H165V97H164ZM182 98H183V97H182ZM187 98H188V97H187ZM187 98H186V101H187ZM196 98H197V99H200L201 97H200V98L196 97ZM211 98H212V97H211ZM231 98H230V99H231ZM242 98H246V96H245V97L243 96ZM0 99H2V98H0ZM27 99H28V98H27ZM27 99H26V100H27ZM31 99H33V98H31ZM35 99H36V98H35ZM43 99H44V98H43ZM68 99H69V98H68ZM81 99H82V98H81ZM101 99H102V98H101ZM130 99H131V98H130ZM132 99H133V98H132ZM134 99H135V98H134ZM149 99H150V98H149ZM171 99H172V98H171ZM238 99H240V98H238ZM2 100H3V99H2ZM10 100H11V99H10ZM58 100H59V99H58ZM66 100H67V99H66ZM78 100H79V99H78ZM83 100H85V99H83ZM83 100H82V101H83ZM92 100H93V99H92ZM106 100H109V99H106ZM110 100H112V99L110 98ZM110 100H109V101H110ZM162 100H163V99H162ZM173 100L177 101L175 98H173ZM240 100H241V99H240ZM12 101H13V99H12ZM60 101H61V100H60ZM60 101H58V102H60ZM68 101H69V100H68ZM73 101H74V100H73ZM76 101H77V100H76ZM76 101H74V102L76 103ZM80 101H81V100H80ZM82 101H81V102H82ZM85 101H86V100H85ZM88 101H89V100H88ZM93 101H94V100H93ZM93 101H92V102H93ZM104 101H105V100H104ZM115 101H116V100H115ZM124 101H126V100H124ZM127 101H128V100H127ZM191 101H192V100H191ZM191 101H189V102H191ZM213 101H214V100H213ZM238 101H239V100H238ZM242 101H243V100H241L240 102H242ZM251 101H252V100H251ZM262 101H263V100H262ZM20 102H21V101H20ZM28 102H29V101H28ZM31 102H32V101H31ZM49 102H50V101H49ZM53 102H54V101H53ZM55 102H56V101H55ZM113 102H114V101H113ZM133 102H134V101H133ZM139 102H140V101H139ZM160 102H161V101H160ZM160 102L158 103V105L160 104ZM164 102H165V101H164ZM166 102H167V101H166ZM173 102H174V101H173ZM177 102H178V101H177ZM193 102H195V101L193 100ZM206 102H208V101H206ZM214 102H215V101H214ZM220 102H221V101H220ZM231 102H232V101H231ZM231 102H230V103H231ZM233 102H234V101H233ZM248 102L250 103V100H249ZM39 103H40V102H39ZM67 103H68V102H67ZM67 103H66V104H67ZM77 103H78V102H77ZM94 103H95V101H94ZM94 103H93V104H94ZM105 103H106V102H105ZM110 103H111V102H110ZM117 103H118V101H117ZM120 103H121V102H120ZM124 103H125V102H124ZM128 103H130V101L127 102V104H128ZM131 103H132V100H131ZM134 103H135V102H134ZM134 103H133V104H134ZM136 103H138V102H136ZM171 103H172V102H171ZM181 103H183V102H181ZM208 103H209V105H210V102H208ZM243 103H245V101H244ZM257 103H258V101H257ZM259 103H260V102H259ZM7 104H8V103H7ZM52 104H53V103H52ZM54 104H55V103H54ZM72 104H73V102L71 103V105H72ZM80 104H81V103H80ZM80 104H79V105H80ZM118 104H119V103H118ZM141 104H142V103H141ZM141 104H140V105H141ZM154 104H155V103H154ZM154 104H153V105H154ZM162 104H163V101H162V103H161L160 105L162 106ZM211 104H212V103H211ZM224 104H225V103H224ZM232 104H233V103H232ZM252 104H253V103H252ZM252 104L250 103V105H252ZM2 105H3V104H2ZM24 105H25V104H24ZM33 105H34V104H33ZM69 105H70V104H69ZM71 105H70V106H71ZM74 105H75V104H74ZM79 105H77V106L79 107ZM81 105H82V104H81ZM81 105H80V106H81ZM84 105H85V104H84ZM97 105H98V104H97ZM113 105H114V104H113ZM120 105H121V104H120ZM122 105H123V104H122ZM137 105H138V104H137ZM140 105H139V106H140ZM156 105H157V104H156ZM156 105H155V106H156ZM164 105H165V104H164ZM164 105H163V106H164ZM166 105H167V104H166ZM212 105H213V104H212ZM220 105H221V103H220ZM248 105H249V104H248ZM256 105H257V104H256ZM260 105H262V103H261ZM260 105H259V106H260ZM3 106H4V105H3ZM61 106H62V105H61ZM61 106H60V108H61ZM66 106H67V105H66ZM72 106H73V105H72ZM85 106H86V105H85ZM85 106H83V107H85ZM88 106H89V105H87V107H88ZM107 106H108V104H107ZM107 106H105V107H107ZM123 106H124V105H123ZM127 106H129V105H127ZM216 106H217V105H216ZM238 106H239V105H238ZM242 106H243V104H242ZM242 106H240V108H241ZM246 106H247V105H246ZM252 106H253V105H252ZM5 107H6V106H5ZM19 107H20V106H19ZM83 107H82V108H83ZM87 107H86V108H87ZM91 107H92V106H91ZM93 107H94V106H93ZM133 107H134V106H133ZM157 107H158V106H157ZM167 107H168V106H167ZM167 107H165V108H167ZM180 107H181V106H180ZM199 107H200V106H199ZM209 107H210V106H209ZM209 107H208V109H209ZM222 107H223V106H222ZM250 107H251V106H250ZM0 108H1V107H0ZM12 108H14V107H12ZM15 108H16V107H15ZM23 108H24V107H23ZM32 108H35V107H32ZM57 108H58V107H57ZM62 108H63V107H62ZM64 108H65V107H64ZM80 108H81V107H80ZM96 108H97V107H96ZM103 108H104V107H103ZM107 108H108V107H107ZM107 108H106V111L111 110L110 108H109V110H107ZM112 108H113V107H112ZM124 108H125V107H124ZM136 108H137V106H136ZM136 108H133V109H136ZM147 108H148V106H147ZM155 108H156V107H155ZM243 108H244V106H243ZM261 108H262V107H261ZM26 109L28 110V108H26ZM26 109H25V110H26ZM29 109H31V107H30ZM52 109H53V108H52ZM71 109H72V108H71ZM76 109H77V107H76ZM84 109H85V108H84ZM100 109H101V108H100ZM116 109H117V108H116ZM118 109H119V106H118ZM128 109H129V108H128ZM143 109H144V108H143ZM143 109H141V110H143ZM145 109H146V108H145ZM160 109H161V108H160ZM160 109H159V110H160ZM162 109H163V108H162ZM178 109H179V108H178ZM217 109H218V108H217ZM223 109H224V108H223ZM227 109H228V108H227ZM227 109H226V110H227ZM244 109H246V108H244ZM259 109H260V108H258V112H259ZM0 110H1V109H0ZM36 110H37V109H36ZM41 110H42V109H41ZM68 110H70V107H69V109H67V111H68ZM92 110L94 111L93 108L91 109V111H92ZM98 110H99V109H98ZM104 110H105V109H104ZM125 110H126V109H124V110H122V111H125ZM163 110H164V109H163ZM173 110H174V109H173ZM221 110H222V109H221ZM237 110H238V109H237ZM256 110H257V109H256ZM261 110H262V109H261ZM8 111H9V109H8ZM22 111H24V110H22ZM32 111H33V110H32ZM48 111H49V110H48ZM48 111H47V112H48ZM53 111H55V110H53ZM74 111H75V110H74ZM78 111H79V110H78ZM96 111H97V110H96ZM112 111H113V110H112ZM146 111H147V110H146ZM161 111H162V110H161ZM176 111H179V110H176ZM176 111H175V112H176ZM200 111H201V110H200ZM238 111H239V110H238ZM26 112H27V111H26ZM26 112H25V113H26ZM30 112H31V111H30ZM49 112H50V111H49ZM58 112H59V111H58ZM79 112H80V111H79ZM86 112H88V111H86ZM89 112H90V111H89ZM104 112H105V111H104ZM110 112H111V111H110ZM117 112H118V111H117ZM120 112H121V111H120ZM139 112H140V110H139ZM158 112H159V111H158ZM167 112H169V111L167 110ZM167 112H166L165 114L168 116ZM228 112H229V111H228ZM241 112H242V113H240V114H243V115L245 114V113H243V111H241ZM14 113H16V112L14 111ZM42 113H43V112H42ZM52 113H53V112H52ZM65 113H66V112H65ZM69 113H70V112H69ZM97 113H98V112H97ZM101 113H102V112H101ZM101 113H99V114H101ZM105 113H106V112H105ZM123 113H124V112H123ZM150 113H151V112H150ZM154 113H155V112H154ZM170 113H171V112H170ZM172 113H173V112H172ZM210 113H211V112H210ZM213 113H214V112H213ZM220 113H221V111H220ZM223 113H224V112H223ZM237 113H238V112H237ZM237 113H236V114H237ZM246 113H247V112H246ZM259 113H260V112H259ZM261 113H262V111H261ZM261 113H260V114H261ZM263 113H264V112H263ZM263 113H262V115H263ZM2 114L4 115V112H2ZM78 114H79V113H78ZM89 114H90V113H89ZM94 114H95V113H94ZM113 114H114V113H113ZM119 114H120V113H119ZM174 114L176 115V113H174ZM174 114H173V115H170V114H169V115H170V116H174ZM178 114H181V113L179 112ZM207 114L209 115V113H207ZM218 114H219V113H218ZM228 114H230V112H229ZM252 114H253V113H252ZM18 115H19V114H18ZM24 115H25V114H24ZM35 115H36V114H35ZM35 115H33L32 117H34ZM55 115H56V114H55ZM58 115H59V114H58ZM83 115H84V114H83ZM92 115H93V114H92ZM97 115H98V114H97ZM116 115H117V114H116ZM138 115H139V114H138ZM142 115H143V114H142ZM201 115H202V113H201ZM203 115H204V114H203ZM243 115H242V116H243ZM12 116H13V115H12ZM53 116H54V114H53ZM65 116H66V115H65ZM70 116H71V115H70ZM73 116H74V115H73ZM84 116H85V115H84ZM114 116H115V115H114ZM117 116H118V115H117ZM133 116H134V115H133ZM177 116L180 117V115H177ZM184 116H185V115H184ZM215 116H216V114H215ZM217 116H218V115H217ZM219 116H220V115H219ZM233 116H234V115H233ZM239 116H240V115H239ZM1 117H2V116H1ZM1 117H0V118H1ZM3 117H4V116H3ZM3 117H2V118H3ZM42 117H43V116H42ZM54 117H55V116H54ZM61 117H62V116H61ZM92 117H93V116H92ZM99 117H100V115H99ZM99 117H98V119H99ZM135 117H136V116H135ZM153 117H154V116H153ZM168 117H169V116H168ZM174 117H175V116H174ZM181 117H182V114H181ZM205 117H207V116L205 115ZM210 117H211V114H210ZM229 117H231V116H229ZM229 117H227L228 120H229ZM261 117H262V116H261ZM4 118H5V117H4ZM7 118H8V117H7ZM15 118H16V117H15ZM27 118H28V116H27ZM29 118H30V117H29ZM44 118H45V117H44ZM48 118H50V116H49ZM51 118H52V117H51ZM76 118H77V117H75V119H76ZM84 118H85V117H84ZM88 118H89V117H88ZM111 118H112V117H111ZM158 118L161 119L160 117H158ZM212 118H213V116H212ZM223 118H224V117H223ZM225 118H226V117H225ZM227 118H226V119H227ZM238 118H239V117H238ZM242 118H243V117H242ZM18 119H19V118H18ZM25 119H26V118H25ZM57 119H58V118H56V121H57ZM72 119H73V118H72ZM77 119H78V121H79V117H78ZM165 119H166V117H165ZM176 119H178V121H177L178 123H177V124H179L180 122H181V123H180L179 125L183 124L182 121H184V118H183V120H182V119L176 117ZM220 119H221V118H220ZM226 119H225V120H226ZM232 119H233V118H232ZM232 119H230V120H232ZM244 119H246V118H244ZM244 119H243V120H244ZM261 119H262V118H261ZM16 120H17V118H16ZM21 120H22V119H21ZM96 120H97V119H96ZM104 120H105V119H104ZM141 120H142V119H141ZM166 120H168V118H167ZM170 120H171V118H170ZM170 120H169V122H170ZM172 120H173V119H172ZM174 120H175V119H174ZM181 120H182V121H181ZM193 120H194V119H193ZM218 120H219V119H218ZM235 120H236V117H235ZM239 120H240V119H239ZM24 121H25V120H24ZM30 121H31V120H30ZM32 121H33V120H32ZM62 121H63V120H62ZM62 121H60V122H62ZM73 121H75V120H73ZM102 121H103V119H102ZM127 121H128V120H127ZM148 121H149V120H148ZM161 121H162V120H161ZM175 121H176V120H175ZM215 121H216V120H215ZM223 121H224V120H223ZM248 121H249V120H248ZM13 122H14V121H13ZM13 122H11V123H13ZM26 122L28 123V121H25V123H26ZM46 122H47V121H46ZM63 122H64V121H63ZM104 122H105V121H104ZM106 122H108V121H106ZM130 122H131V121H130ZM139 122H140V121H139ZM157 122H158V121H157ZM162 122H163V121H162ZM167 122H168V121H167ZM171 122H172V121H171ZM218 122H219V121H218ZM224 122H225V121H224ZM230 122H231V121H230ZM230 122L227 121V122H225V124L223 123V124L225 125V126H224L225 129L228 130V132H224V131H223V135H224V136L222 135L223 137H221V135L217 134L218 137H219V136H220L221 138H224V137H225V138H228V139H230V140H233V139L235 138V137H233V136H234V133H232V131L236 130V127L234 128L235 124L232 123V122L230 123ZM238 122H239V121H238ZM240 122L242 123V121H240ZM4 123H5V122H4ZM43 123H44V122H43ZM51 123H52V125H53V121H52V120H51ZM67 123H68V122H67ZM85 123H87V122H85ZM89 123H90V122H89ZM89 123H88V124H89ZM92 123H93V122H92ZM100 123L102 124L103 122H100ZM144 123H145V121H144ZM147 123H149V122H147ZM219 123H220V122H219ZM229 123H230V124H229ZM244 123H245V122H244ZM244 123H243V124H244ZM247 123H248V122H247ZM257 123H258V122H257ZM257 123H256V124H257ZM14 124H15V123H14ZM18 124H19V123H18ZM20 124H21V123H20ZM28 124H29V123H28ZM39 124H40V123H39ZM49 124H50V123H48V125H49ZM58 124H59V123H58ZM76 124H77V123L74 124V127H75ZM128 124H129V123H128ZM159 124H160V123H159ZM172 124H173V123H172ZM220 124H222V123H220ZM232 124H233L234 126H232ZM245 124H246V123H245ZM250 124H251V123H250ZM46 125H47V124H46ZM64 125H65V124H64ZM68 125H69V124H68ZM77 125H78V124H77ZM79 125H80V124H79ZM83 125H85V124L83 123ZM92 125H93V127H94V124H92ZM123 125H124V124H123ZM125 125H126V124H125ZM137 125H138V124H137ZM141 125H142V124H141ZM157 125H158V124H157ZM164 125H165V124H164ZM173 125H174V124H173ZM179 125H178V126H179ZM2 126H4V125H2ZM17 126H18V125H17ZM60 126H62V125L60 124ZM70 126L72 127V125H70ZM85 126H86V125H85ZM87 126H88V125H87ZM87 126H86V128H87ZM89 126H90V125H89ZM99 126H100V125H99ZM152 126H153V125H152ZM168 126H169V125H168ZM168 126H166V127H168ZM243 126H244V125H243ZM251 126H252V124H251ZM255 126H256V125H255ZM35 127H36V126H35ZM41 127H42V126H41ZM57 127H58V126H57ZM76 127H77V126H76ZM142 127H143V125H142ZM156 127H157V126H156ZM179 127H181V126H179ZM247 127L249 128V126H247ZM257 127H258V126H257ZM1 128H2V127H1ZM5 128H6V126H5ZM25 128H27V127H25ZM81 128H82V127H81ZM83 128H84V127H83ZM83 128H82V129H83ZM88 128H89V127H88ZM123 128H124V127H123ZM129 128H130V126H129ZM198 128H199V127H198ZM213 128H214V127H213ZM217 128H218V127H217ZM230 128H232V131H231V132L229 131ZM233 128H234V129H233ZM243 128H244V127H243ZM252 128H253V127H252ZM29 129H30V128H29ZM29 129H28V130H29ZM31 129H32V128H31ZM58 129H59V128H58ZM58 129H57V130H58ZM60 129H61V128H60ZM60 129H59V130H60ZM64 129H65V128H64ZM66 129H67V127H66ZM199 129H200V128H199ZM215 129H216V128H215ZM215 129H213L214 132H215ZM222 129H223V128H221V130H222ZM246 129H247V128H246ZM254 129H256V128L254 127ZM263 129H264V128H263ZM263 129H262V130H263ZM7 130H8V128H7ZM23 130H24V129H23ZM34 130H35V129H34ZM46 130H47V128H46ZM53 130H54V129H53ZM73 130H74V129H73ZM87 130H88V129H87ZM109 130H110V129H109ZM120 130H121V129H120ZM125 130H126V129H125ZM137 130H138V129H137ZM151 130H152V129H151ZM163 130H164V129H163ZM202 130H203V129H202ZM213 130H212V132H213ZM218 130H219V128H218ZM256 130H257V129H256ZM262 130H261V132H262ZM0 131H2V130H0ZM25 131H26V130H25ZM25 131H23V132H25ZM62 131H63V130H62ZM69 131H70V130H69ZM69 131H68V132H69ZM75 131H76V129H75ZM83 131H84V129H83ZM164 131H165V130H164ZM216 131H217V130H216ZM247 131H248V129H247ZM251 131H252V130H251ZM259 131H260V130H259ZM259 131H258V133H259ZM15 132L17 133V130H16ZM15 132H14V133H15ZM26 132H27V131H26ZM30 132H31V130H30ZM32 132H33V131H32ZM34 132H37V131H34ZM34 132H33V133H34ZM38 132H39V131H38ZM52 132H53V131H52ZM56 132H57V131H56ZM63 132H64V131H63ZM77 132H78V131H76V133H77ZM91 132H92V131H91ZM212 132L210 131V133H212ZM221 132H222V131H221ZM235 132H236V131H235ZM237 132H238V131H237ZM248 132H249V131H248ZM263 132H264V131H263ZM263 132H262V133H263ZM1 133H2V132H0V226L2 225L1 227H3V228L0 229V264H46V261H48V259H49V260H50V259L53 260V259H55V257H56V255H55V257H53V259H52V256H51V255H52L53 252H51V255H50V254H49L50 251H54V250H55V253H57L58 251H61V250H62V251H63V250L65 251L66 248H67L70 244H72V243H70V241H71L70 238H71L72 236L74 237V234L76 235V234L79 233L77 229H74V228H73L74 230H73L72 228H68V229H66L67 226H66V228H64V226L62 227L63 224H62L61 226H58V222L60 221V220L58 219L59 216L56 217L57 220H55V218H53V217H51V216H47V215H48V213H46L47 210H46L45 212H41L42 210H41V208H39V203H37V196H38V200H39L40 197H41V198L46 197V196H43V195H44L43 192H44V190H45V189H44L45 187H46V189H48V188H50V185H52L51 187H52V189H54V190L57 189V188H61V187H64V188H65V186L63 185L64 183H63V182L60 183V182L58 181V179H57L58 177H54V176H53L54 174H52V176H53V178H54V180H52V182H51V180H48V179L46 178V177H48L46 174H45L46 177H44V176H45L44 174H43L44 176H41L43 171H45V172L47 171V168H45V166H46L45 163H40V164L38 163L39 160H40V159H39L40 156L42 157V160H45V158L43 157V156H44V153L47 154L49 160L54 159V161H55V156H57V155H61V154H59V153H60V150H59V153L57 152L56 155H55V154H51V152H50V155H49V154L46 153L44 150H43L44 153H43V151H42V152L39 151V153H40V154H39V153H37V152H38V151H37L38 149H36L37 152H36V151H35V152H31V151H33L32 148L35 150V148H34L33 145H32V144L34 143L33 141H35V140H32L31 137H33V136H32L31 133H29V134H31V136L28 135L29 137L26 136L27 133H26L25 135H23V134L21 133L23 136H20V135L17 136V134L12 133V131H11L10 133L8 132V133H9V136H8L7 132H6V134H5V132H3L2 135H1ZM58 133H59V132H58ZM76 133H75V135L77 136L78 133H77V134H76ZM81 133H84V132H81ZM81 133H80V134H81ZM85 133H86V132H85ZM85 133H84V134H85ZM159 133H160V131H159ZM161 133H162V132H161ZM218 133H219V132H218ZM224 133H225V134H224ZM239 133H240V132H239ZM243 133H244V135H245L246 132H243ZM249 133H251V132H249ZM262 133H261V135H262ZM10 134H11V135H10ZM12 134H13V135H12ZM48 134H49V132H48ZM52 134H53V133H52ZM61 134H62V133H61ZM91 134H92V133H91ZM96 134H97V133H96ZM99 134H100V133H99ZM109 134H110V133H109ZM237 134H238V133H237ZM246 134H248V133H246ZM15 135H16V136H15ZM33 135L36 136L37 134L35 135V133H34ZM38 135H40V134H38ZM38 135H37L36 137H38ZM57 135H58V134H56V136H57ZM63 135H65V134H63ZM163 135H164V134H163ZM188 135H189V134H188ZM213 135H215V134L212 133V136H211L212 138H213ZM241 135H243V134L241 133ZM241 135H240V138L242 137ZM244 135H243V137H244ZM249 135H250V134H249ZM258 135H259V134H258ZM261 135H259L258 137H261ZM2 136H3V138L1 139ZM12 136H15L16 139H17V137H19V136H20L21 138L25 136V138H23V140L25 139L26 141H25V140H24L25 142L23 141L24 144H21V143H20V142H22V141H18V142L20 143V144H18V143L16 142L17 140H15V138L12 137ZM43 136H44V135H43ZM70 136H71V135H70ZM79 136H80V135H79ZM79 136H78V137H79ZM82 136H83V135H82ZM100 136H101V135H100ZM137 136H138V135H137ZM139 136H140V135H139ZM193 136H194V135H193ZM253 136H254V134L252 135V137H253ZM36 137H35V138H36ZM54 137H55V136H54ZM60 137H61V136H60ZM78 137H77V138H78ZM83 137H84V136H83ZM160 137H161V136H160ZM163 137H164V136H163ZM236 137H238V136H236ZM57 138H58V137H57ZM86 138H87V137H86ZM97 138H98V137H97ZM102 138H103V134H102ZM137 138H138V137H137ZM191 138H192V136H191ZM33 139H34V138H33ZM47 139H48V138H47ZM49 139L51 140V138H49ZM61 139H62V138H61ZM69 139H70V138H69ZM71 139H72V138H71ZM87 139H88V138H87ZM91 139H93V138L91 137ZM151 139H152V138H151ZM172 139H173V138H172ZM172 139H171V140H172ZM178 139L181 140L180 137L177 138V140H178ZM196 139H198V136H197ZM213 139H214V138H213ZM241 139H242V138H241ZM256 139H257V136H256ZM21 140H22V139H21ZM29 140H30V142H32L31 144H29ZM31 140H32V141H31ZM43 140H44V139H43ZM62 140H64V139H62ZM62 140H61V141H62ZM75 140H76V139H75ZM84 140H85V139H84ZM84 140H83V141L80 140L81 143L83 142L82 145L84 144V142H86V140H85V141H84ZM89 140H90V138H89ZM126 140H127V139H126ZM191 140H192V139H191ZM219 140H221V139L219 138ZM224 140H225V139H224ZM38 141H39V140H38ZM44 141H45V140H44ZM80 141H79L78 143H77V141H76L77 144H76L75 142H74V144L72 143V148H74V147H75L76 145H78V144L80 145V144H81ZM91 141H92V140H91ZM97 141H98V140H97ZM138 141H139V139H138ZM140 141H141V140H140ZM142 141H143V140H142ZM26 142H27V143H26ZM35 142H36V141H35ZM70 142H71V141H70ZM92 142H93V141H92ZM92 142H91V144H92ZM129 142H130V141H129ZM180 142H184V141L181 140ZM192 142H193V141H192ZM223 142H224V141H223ZM223 142H221V143H223ZM228 142H229V141H228ZM230 142H231V141H230ZM232 142H233V141H232ZM234 142H236V141H234ZM238 142H239V141H238ZM244 142H245V141H244ZM262 142L264 143V141H262ZM38 143H39V142H38ZM38 143H34V145H35V144H38ZM51 143H52V142H51ZM86 143H87V142H86ZM86 143H85V144H86ZM100 143H101V142H100ZM118 143H119V142H118ZM141 143H142V142H141ZM143 143H144V142H143ZM149 143H151V142L149 141ZM149 143H148V144H149ZM153 143H154V142H153ZM217 143H219V142L217 141ZM226 143H227V142H226ZM226 143H225V144H226ZM15 144H16L17 146H16ZM68 144H69V143H68ZM85 144H84V146L86 147L87 144H86V145H85ZM88 144H90V143H88ZM133 144H134V143H133ZM133 144H132V145H133ZM180 144H181V143H180ZM183 144H184V143H183ZM219 144H220V143H219ZM229 144H230V143H229ZM233 144H236V143H233ZM239 144H240V143H238L237 145H239ZM18 145H19V147H18ZM21 145H22L23 147H22ZM53 145H54V144H53ZM53 145H52V146H53ZM55 145H56V144H55ZM69 145H70V144H69ZM73 145H75V146H73ZM82 145H80V146L82 147ZM93 145H95V144H93ZM102 145H103V144H102ZM112 145H113V143H112ZM139 145H140V144H139ZM142 145H143V144H142ZM142 145H141V147H143V146L145 147V146H147V143H146L145 145H143V146H142ZM150 145H151V144H150ZM159 145H160V144H159ZM188 145H190V144H188ZM220 145H221V144H220ZM35 146H36V145H35ZM48 146H50V143H49ZM67 146H68V145H67ZM70 146H71V145H70ZM80 146H77V147H78L77 149H79ZM109 146H110V145H109ZM148 146H149V145H148ZM173 146H174V145H173ZM181 146H182V144H181ZM183 146H184V145H183ZM190 146H192V145H190ZM206 146H207V145H206ZM227 146H229V145H227ZM230 146H231V144H230ZM40 147H42V146H40ZM65 147H66V146H65ZM89 147H90V146H89ZM91 147H92V145H91ZM95 147H96V146H95ZM134 147H135V146H134ZM138 147H139V146H138ZM188 147H189V146H188ZM223 147H225V146H223ZM223 147H221V149H222ZM231 147H232V146H231ZM233 147H234V146H233ZM36 148H38V145L36 146ZM43 148H44V147H43ZM49 148H51V147H49ZM54 148H55V146H54ZM54 148H51V150H52V149L54 150ZM82 148H83V147H82ZM96 148H97V147H96ZM108 148H109V147H108ZM148 148H149V147H148ZM165 148H166V147H165ZM183 148H184V147H183ZM227 148H228V147H227ZM235 148H236V146H235ZM254 148H255V147H254ZM263 148H264V147H263ZM40 149H41V148H40ZM45 149H46V148H45ZM55 149H56V148H55ZM74 149H75V148H74ZM80 149H81V148H80ZM80 149H79V150H80ZM117 149H118V148H117ZM123 149H124V148H123ZM138 149H139V148H138ZM187 149H188V148H187ZM224 149H226V148H224ZM61 150H62V149H61ZM79 150H77V151H79ZM82 150H83V149H82ZM94 150H95V149H94ZM94 150H92V151H94ZM105 150H106V149H105ZM109 150H110V148H109ZM121 150H122V149H121ZM124 150H126V149H124ZM130 150H131V149H130ZM130 150H129V151H130ZM132 150H133V149H132ZM163 150H164V149H163ZM176 150H177V149H176ZM226 150H228V149H226ZM238 150H239V149H238ZM251 150H252V149H251ZM256 150H257V149H256ZM256 150H255V151H256ZM57 151H58V150H57ZM65 151H67V150L65 149ZM68 151H69V150H68ZM84 151H85V149H84ZM92 151H90V152H92ZM97 151H98V150H97ZM103 151H104V150H103ZM139 151H140V150H139ZM144 151H146V149H145ZM148 151H149V149H148ZM184 151H185V150H184ZM193 151H194V150H193ZM223 151H224V150H223ZM232 151H233V150H232ZM258 151H259V150H258ZM258 151H256V152H258ZM54 152L56 153V151H54ZM70 152H71V149H70ZM86 152H87V150H86ZM94 152H95V151H94ZM100 152H101V151H100ZM106 152H107V151H106ZM188 152H189V151H188ZM190 152L192 153V151H190ZM236 152H238V151H236ZM236 152L234 151V153H236ZM240 152H241V150H240ZM259 152H260V151H259ZM262 152H263V151H262ZM77 153H78V152H77ZM79 153H82V152H79ZM87 153H88V152H87ZM136 153H137V151H136ZM139 153H141V152H139ZM142 153H143V152H142ZM147 153H148V152H147ZM221 153H222V152H221ZM228 153L230 154L231 151H230V152L228 151ZM241 153H242V152H241ZM260 153H261V152H260ZM63 154H65V153L62 152V155H61V156H63ZM88 154H89V153H88ZM90 154H91V153H90ZM100 154H102V153H100ZM104 154H105V153H104ZM113 154H114V153H113ZM115 154H116V153H115ZM122 154H123V153H122ZM222 154H225V153H222ZM258 154H259V153H258ZM42 155H43V156H42ZM51 155H54V158H53V156H51ZM67 155H69V153H68ZM67 155H66V156H67ZM75 155H77V154H75ZM78 155H79V154H78ZM93 155H94V154H93ZM95 155H96V154H95ZM106 155H107V154H106ZM106 155H105V156H106ZM131 155H132V153H131ZM243 155H244V153H243ZM243 155H241V156H243ZM250 155H251V154H250ZM250 155H248V156H250ZM255 155H256V153H255ZM263 155H264V153H263ZM47 156H45V157H47ZM66 156H65V158H67ZM69 156H70V155H69ZM72 156H73V155H72ZM85 156H86V155H85ZM91 156H92V155H91ZM96 156H97V155H96ZM123 156H124V155H123ZM127 156H128V155L126 154V157H127ZM154 156H155V155H154ZM74 157H75V156H74ZM89 157H90V156H89ZM101 157H102V156H101ZM121 157H122V156H121ZM130 157H131V156H130ZM137 157H138V156H137ZM144 157H145V156H144ZM233 157H234V156H233ZM233 157H232V158H233ZM244 157H245V155H244ZM250 157H251V156H250ZM257 157H258V156H257ZM57 158H58V157H56V159H57ZM60 158H61V157H60ZM60 158H59V159H60ZM63 158H64V157H63ZM70 158H72V157H70ZM75 158H77V157H75ZM79 158H80V157H79ZM79 158H78V159H79ZM83 158H84V157H83ZM92 158H93V157H92ZM92 158H91V159H92ZM98 158H99V157H98ZM139 158H140V157H139ZM226 158H227V156H226ZM236 158H238V157L236 156L235 159H236ZM260 158H261V157H260ZM59 159H58V160H59ZM73 159H74V158H73ZM85 159H86V158H85ZM89 159H90V158H89ZM132 159H133V157H132ZM140 159H141V158H140ZM224 159H225V158H224ZM239 159H240V158H239ZM247 159H248V158H247ZM257 159H258V158H257ZM36 160H37V162H36ZM42 160H41L40 162H42ZM61 160H62V158H61ZM71 160H72V159H71ZM76 160H77V159H76ZM101 160H102V158H101ZM227 160H228V159H227ZM236 160H237V159H236ZM63 161H64V159H63ZM68 161H70L69 158H68ZM81 161H82V157H81ZM86 161H88V159H87ZM90 161H91V160H90ZM94 161H95V160H94ZM98 161H100V160H98ZM109 161H111V158H110ZM109 161H108V162H109ZM114 161H116V160H114ZM114 161H111V162L113 163ZM218 161H220V160H218ZM221 161H222V159H221ZM228 161H229V160H228ZM231 161H232V160H231ZM244 161H245V160H244ZM244 161H242V162L244 163ZM46 162H47V161H46ZM57 162H58V161H57ZM77 162H79V161H77ZM77 162H76V163H77ZM82 162H83V161H82ZM101 162H102V161H101ZM101 162H100V164H101ZM108 162H105L106 164H105L104 166H107V165L109 164ZM111 162H110V163H111ZM116 162H117V161H116ZM124 162H125V161H124ZM128 162H129V161H128ZM137 162H138V161H137ZM222 162H223V163L225 162L224 165L227 166L225 160L222 161ZM236 162H237V161H236ZM55 163H56V161H55ZM118 163H119V161H118ZM118 163H114V164H118ZM181 163H182V164H185V165L187 164V163L183 162V160H181ZM210 163H211V162H210ZM210 163H209V164H210ZM213 163H214V162H213ZM223 163H222V164H223ZM240 163H241V161H240ZM243 163H242V164H243ZM44 164H45V165H44ZM47 164H48V163H47ZM59 164H60V163H59ZM73 164H74V163H73ZM78 164H79V163H78ZM81 164H82V163H81ZM100 164H97V165L99 166ZM125 164H126V163H125ZM129 164H130V163H129ZM156 164H158V163H156ZM176 164H177V163H176ZM188 164H189V163H188ZM192 164H193V162H192ZM192 164H191V165H192ZM207 164H208V163H207ZM218 164H219V163H218ZM222 164H221V165H222ZM236 164H237V163H236ZM244 164H246V163H244ZM43 165H44V166H43ZM55 165H56V164H55ZM71 165H72V164H71ZM76 165H77V164H76ZM102 165H103V163H102ZM102 165H100V167H101ZM136 165H137V164H136ZM141 165H142V164H141ZM160 165H161V164H160ZM212 165H213V164H212ZM214 165H215V164H214ZM221 165H219V166H221ZM228 165H230V164H228ZM240 165H241V164H239V166H238V165H237V166L240 167ZM58 166H59V165H58ZM65 166H66V165H65ZM78 166H79V165H78ZM87 166H89V165H86V167H87ZM104 166L102 167V169H105ZM137 166H138V165H137ZM142 166H143V165H142ZM142 166H141V167H142ZM169 166H170V165H168L167 167H169ZM172 166H173V165H172ZM182 166H184V165H182ZM189 166H190V165H189ZM197 166H198V165H197ZM231 166H232V164H231ZM242 166H246V165H242ZM262 166H263V165H262ZM70 167H71L70 169H73L72 166H70ZM80 167H81V166H80ZM82 167H83V166H82ZM84 167H85V165H84ZM86 167H85V169H87ZM100 167H99V168H100ZM109 167H110V165H109ZM112 167H113V166H112ZM115 167H116V166H115ZM127 167H128V166H127ZM131 167H132V166H131ZM138 167H139V166H138ZM138 167H137V168H138ZM184 167H186V166H184ZM223 167H224V166H223ZM223 167H222V169H223ZM235 167H236V166H235ZM252 167H253V166H252ZM75 168H76V167H75ZM75 168H74V169H75ZM91 168H92V167H91ZM99 168H98V169H99ZM106 168H107V167H106ZM117 168H118V167H117ZM133 168H134V164H133ZM137 168H136V169H137ZM153 168H154V167H153ZM173 168H174V167H173ZM175 168H176V167H175ZM186 168H188V166H187ZM193 168H194V167H193ZM241 168H242V167H241ZM241 168H240V169H241ZM247 168H249V167H248V164H247V166H246L245 169H247ZM76 169H77V168H76ZM76 169H75V170H76ZM79 169H80V168H78V170H79ZM85 169L83 168V170H85ZM93 169H94V168H93ZM102 169H101V170H102ZM111 169H112V168L108 169L107 171L109 172ZM121 169L124 170V168H121ZM121 169L118 170V171H121V172H122L123 170H121ZM134 169H135V168H134ZM136 169H135V170H136ZM138 169H139V168H138ZM142 169H143V168H142ZM165 169H166V168H165ZM167 169H168V168H167ZM224 169H225V170L227 169L228 171L232 170L230 167H227V168L224 167ZM242 169H243V168H242ZM252 169H253V168H252ZM254 169H255V168H254ZM52 170H55V169H52ZM89 170H90V169H89ZM89 170H88V171H89ZM95 170H96V169H95ZM135 170H134V171H135ZM145 170H146V169L144 168L143 171H145ZM155 170H156V169H155ZM191 170H192V169H191ZM203 170H204V167H203ZM208 170H209V169H208ZM236 170H237V167L235 168V172H236ZM247 170H248V169H247ZM50 171H51V170H50ZM50 171H49V172H50ZM57 171L59 172V171H61V170L57 168ZM70 171H71V170H70ZM70 171H69V172H70ZM80 171H81V169H80ZM90 171H91V170H90ZM97 171H98V170H97ZM107 171L104 170V172H107ZM112 171H113V170H112ZM143 171H141V169H140V172L143 173ZM163 171H164V170H163ZM170 171H171V170H170ZM195 171H196V172H194V170H193V172H194V174H196V176L199 175L198 178L200 177V174H201V177L204 176V175H202V173H200L202 170L200 171L198 168H196ZM212 171H213V169H212ZM228 171H227V172H228ZM232 171H234V169H233ZM237 171H238V170H237ZM248 171H251V169L248 170ZM253 171H254V170H253ZM76 172H78V171H76ZM94 172H95V171H94ZM104 172H103V173H104ZM114 172H116V171H114ZM130 172H132V169L130 170ZM150 172H151V171H150ZM152 172H153V171H152ZM160 172H161V171H160ZM182 172H183V171H182ZM204 172H205V171H204ZM214 172H215V171H213V172H211V173H214ZM235 172H234V173H235ZM246 172H247V171H246ZM39 173H40L41 175H39V177H38V174H39ZM53 173H54V171H53ZM55 173H57V172H55ZM71 173H72V172H71ZM85 173H86V172H85ZM85 173H84V174H85ZM91 173L93 174V170L91 171ZM101 173H102V172H101ZM109 173H110V172H109ZM125 173H126V172H123L122 175H123V174L125 175ZM134 173H135V172H134ZM144 173H145V172H144ZM147 173H149V172H147ZM147 173H146V174H147ZM161 173H162V172H161ZM177 173H178V172H177ZM198 173H199V174H198ZM205 173H206V172H205ZM205 173H204V174H205ZM208 173H209V171H208ZM208 173H207V174H208ZM240 173H241V172H238V174H240ZM250 173H252V171H251ZM250 173H248V174H250ZM47 174H49V173H47ZM62 174H63V173H62ZM67 174H68V172H67ZM75 174H77V173H75ZM82 174H83V173H82ZM88 174H89V173H88ZM146 174H144V175H146ZM149 174H150V173H149ZM153 174H155V173L153 172ZM180 174H181V173H180ZM189 174H190V172H189ZM194 174L192 173L191 175H193V177L197 178ZM197 174H198V175H197ZM229 174L231 175V174H233V173H231V171H230ZM229 174H227V173L225 174V173H224L223 176H224V178H225L226 180H228V178L230 177ZM235 174H236V173H235ZM235 174H234V175H235ZM243 174H246V173H243ZM254 174H255V173H254ZM254 174H251V175H254ZM59 175H60V174H59ZM63 175H64V174H63ZM90 175H91V174H90ZM101 175H102V174H101ZM104 175H105V174H104ZM107 175H108V174H107ZM107 175H106V176H107ZM109 175H110V174H109ZM109 175H108V176H109ZM115 175H116V174H115ZM115 175H114V173H113V176H115ZM122 175H121L120 177L124 178V176H122ZM134 175H135V174H134ZM138 175H139V173H138ZM138 175H137V176H138ZM144 175H143V176H144ZM155 175H157V173H156ZM161 175H162V174H161ZM163 175H164V174H163ZM170 175H171V174H170ZM181 175H182V174H181ZM181 175H179V176H181ZM209 175H211V174L209 173L208 176H209ZM96 176H97V175H96ZM106 176H105V178H106ZM108 176H107V177H108ZM113 176H112V177H113ZM152 176H153V175H152ZM159 176H160V175H159ZM164 176H165V175H164ZM177 176H178V174H177ZM179 176H178V177H179ZM183 176H184V175H183ZM208 176H207V177H208ZM238 176H239V175H238ZM246 176H247V175H246ZM259 176H260V175H259ZM76 177H77V176H76ZM97 177H98V176H97ZM97 177H96V178H97ZM99 177H100V176H99ZM112 177H111V178H112ZM144 177H145V176H144ZM144 177H142V178H144ZM173 177H174V176H173ZM173 177H171V178H173ZM189 177H190V176H189ZM201 177H200V179H201ZM204 177H205V176H204ZM233 177H234V176H233ZM239 177H240V176H239ZM241 177H243V176H241ZM249 177H250V176H249ZM255 177H258V175L255 176ZM79 178H80V177H79ZM79 178H77V179H79ZM83 178H84V177H83ZM93 178H94V177H93ZM96 178H95V179H96ZM102 178H104V176H103ZM130 178H131V177H130ZM137 178H138V177H137ZM150 178H151V177H150ZM165 178H167V177H165ZM191 178H192V177H191ZM215 178H216V176H215ZM215 178H214V179H215ZM219 178H220V177H219ZM247 178H248V177H245L246 181L248 180ZM261 178H262V177H261ZM263 178H264V177H263ZM263 178H262V179H263ZM45 179H47L48 181H47V180L45 181ZM74 179H75V178H74ZM117 179H118V178H117ZM144 179H146V178H144ZM147 179H148V178H147ZM147 179H146L145 181H147ZM187 179H188V178H187ZM193 179H194V178L189 179V180H192L191 182H192V185H193V186L191 185V189H190V190L194 189V190H192V191H193L192 194L195 195L196 197H195V196H191V195H190V196H191V197H190V196H189V193H188V195H187V196H188V197H187L188 199L185 200V201H186V204L188 203L187 205L190 204V205H189L190 207H192V206H191V205H192L191 203H193L194 205H195V203H196V199H197L196 191H199V190H201V189L203 190V188H205V184H206V182H204V181H205L207 178L205 177V180L203 179L204 181H203L202 183H203V186H204V187H199V186H201L199 183H197V184L199 185V186L197 187V186H196L197 184H194V183L197 182L198 180H197V179H194V180H196V181L194 182ZM217 179H218V176H217ZM245 179H244V181H245ZM255 179H256V178H255ZM83 180H85V178H84ZM89 180H90V179H89ZM89 180H88V181H89ZM97 180H98V179H97ZM107 180H108V179H107ZM112 180H113V179H112ZM118 180H119V179H118ZM121 180H123V179H121ZM130 180H131V179H130ZM141 180H142V179H141ZM148 180H151V179H148ZM166 180H167V179H166ZM176 180H177V178H176ZM176 180H175V181H176ZM178 180H179V179H178ZM189 180H187V181H189ZM207 180H211L210 177H208ZM207 180H206V181H207ZM220 180H221V179H220ZM226 180H225V181H226ZM242 180H243V179H242ZM242 180H240V181H242ZM251 180H252V179H251ZM256 180H258V179H256ZM49 181L51 182V184H50ZM60 181H65V180H60ZM95 181H96V180H95ZM108 181H111V180H108ZM113 181H114V180H113ZM115 181H116V180H115ZM151 181H152V180H151ZM199 181H200V180H199ZM222 181H224V179H223ZM261 181H262V180H261ZM48 182H49L50 185H48ZM75 182H76V181H75ZM80 182H81V180H80ZM116 182H117V181H116ZM122 182H123V181H122ZM122 182H121V183H122ZM134 182H135V181H134ZM140 182H142V181H140V179H139V183H140ZM148 182H149V181H148ZM154 182H155V181H154ZM209 182H211V181H208V183H209ZM212 182H213V180H212ZM212 182H211V183H212ZM214 182H215V181H214ZM217 182H218V180H217ZM237 182H238V181H237ZM82 183H83V182H82ZM84 183H85V182H84ZM91 183H93V182H91ZM95 183H96V182H95ZM123 183H124V182H123ZM155 183H156V182H155ZM204 183H205V184H204ZM208 183H207V184H208ZM211 183H209L208 185L206 184V185L208 186V190H209L208 192H209V193H210L211 191L213 192V191L215 190V189H214V190H211L212 188H214V187H212V186H214L213 183H212L211 186H209ZM253 183H254V182H253ZM255 183H256V182H255ZM255 183H254V184H255ZM262 183H263V182H262ZM262 183H261L260 185H262ZM89 184H90V183H89ZM107 184H108V183H107ZM109 184H110V182H109ZM125 184H126V183H125ZM125 184H122L123 187H124ZM133 184H134V183H133ZM163 184H164V183H163ZM171 184H172V183H171ZM175 184H176V182H175ZM189 184H190V182H189ZM230 184H231V183H230ZM239 184H240V183H239ZM242 184H243V182H242ZM257 184H259V183H257ZM263 184H264V183H263ZM47 185H48V188H47ZM73 185H74V184H73ZM73 185L71 184L70 186H73ZM86 185H87V183H86ZM97 185H98V184H97ZM114 185H115V184H114ZM135 185L138 186L137 183H135ZM139 185H140V184H139ZM154 185H155V184H154ZM166 185H167V184H166ZM185 185H186V184H185ZM194 185H195V187L198 188V189L196 188L197 190H195ZM228 185H229V184H228ZM240 185H241V184H240ZM66 186H67V185H66ZM68 186H69V184H68ZM68 186H67V187H68ZM70 186H69V187H70ZM170 186H171V185H170ZM172 186H174V184H173ZM172 186H171V187H172ZM177 186L180 187L178 181H177L176 187H177ZM188 186H189V185H188ZM207 186H206V187H207ZM215 186H216V185H215ZM5 187H6V188H5ZM67 187H66V189H68ZM88 187L90 188V186H88ZM108 187H109V186H108ZM130 187H131V186H130ZM130 187H129V188H130ZM171 187H170V188H171ZM186 187H187V186H186ZM192 187H193V188H192ZM210 187H211V188H210ZM70 188H71V187H70ZM84 188H85V187H84ZM113 188H114V187H113ZM117 188L121 190V188H119L118 186H117ZM117 188H116V189H117ZM140 188H141V187H140ZM142 188H143V186H142ZM157 188H158V187H157ZM199 188H200V189H199ZM216 188H217V187H216ZM218 188H219V187H218ZM227 188H228V187H227ZM50 189H51V188H50ZM72 189H73V188H72ZM82 189H83V188H82ZM94 189H95V188H94ZM109 189H111V188H109ZM116 189H115V190H116ZM124 189H125V188H124ZM136 189H137V188H136ZM206 189H207V188H206ZM236 189H237V187H236ZM63 190H64V189H63ZM63 190H62V192H63ZM70 190H71V189H70ZM89 190H90V189H89ZM89 190H88V191H89ZM98 190H99V188H98ZM111 190H112V189H111ZM164 190H165V189H164ZM164 190H163V191H164ZM186 190H187V189H186ZM216 190H217V189H216ZM227 190H228V189H227ZM42 191H43V192H42ZM45 191H46V190H45ZM50 191H51V190H50ZM58 191H59V190H58ZM60 191H61V190H60ZM76 191H77V190H76ZM81 191H82V190H81ZM83 191H84V190H83ZM83 191H82V192H83ZM102 191H103V189H102ZM155 191H156V190H155ZM167 191H168V190H167ZM167 191H166V192H167ZM183 191H184V190H183ZM194 191H195V192H194ZM223 191H225V190H223ZM229 191H230V190H229ZM41 192H42V195H41ZM48 192H49V190H48ZM72 192H73V191H72ZM72 192H70V193H72ZM74 192H75V191H74ZM91 192H92V190H91ZM119 192H120V191H119ZM121 192H122V191H121ZM126 192H127V191H126ZM128 192H129V191H128ZM161 192H162V191H161ZM168 192H169V191H168ZM199 192H200V191H199ZM199 192H198V193H199ZM203 192H204V190H203ZM240 192H241V190H240ZM17 193L20 194L21 198H20L18 195H16ZM53 193H54V192H53ZM56 193H57V192H56ZM58 193H59V192H58ZM68 193H69V192H68ZM83 193H85V191H84ZM93 193H94V192H93ZM93 193H92V194H93ZM156 193H157V192H156ZM158 193H159V192H158ZM176 193H177V192H176ZM201 193H202V192H201ZM206 193H207V192H206ZM224 193H225V192H224ZM244 193H245V192H244ZM246 193H247V192H246ZM246 193H245V194H246ZM249 193H250V192H249ZM39 194H40V195H39ZM61 194H62V193H61ZM61 194H60V196H61ZM65 194H66V193H65ZM77 194H78V193H77ZM81 194H82V193H81ZM101 194H102V193H101ZM161 194H163V192H162ZM182 194H183V193H182ZM202 194H203V193H202ZM211 194H212V193H211ZM218 194H219V193H218ZM86 195H87V194H86ZM96 195H97V194H96ZM110 195H111V194H109V196H110ZM158 195H159V194H158ZM204 195H206V194H204ZM212 195H213V194H212ZM39 196H40V197H39ZM42 196H43V197H42ZM51 196H52V195H51ZM51 196H49V197H51ZM60 196L58 197V199H56V198H55L56 196L54 195L53 201L55 200L56 202H58V201H59L60 203L62 202V204H59V202H58V204H59V205H63V206H65L66 204L64 205V203L66 202V200L64 199V197H62L63 195H62L61 197H60ZM68 196H69V195H68ZM74 196H75V195H74ZM88 196H89V194H88ZM88 196H87V197H88ZM91 196H93V195H91ZM102 196H103V195H102ZM104 196H106V194H105ZM104 196H103V197H104ZM113 196H114V195H113ZM115 196H116V194H115ZM118 196H119V195H118ZM135 196H137V195H135ZM153 196H154V195H153ZM159 196H160V195H159ZM159 196H158V197H159ZM164 196H165V195H164ZM238 196H239V194H238ZM238 196H237V197H238ZM49 197H48V198H49ZM79 197H81V196H79ZM93 197H94V196H93ZM132 197H133V196H132ZM158 197H157V198H158ZM203 197H204V199H205L206 196H203V195H202V198H203ZM208 197H209V195H208ZM246 197H247V199H248V196H245V198H246ZM60 198H61V199H60ZM71 198H72V197H71ZM99 198H100V197H99ZM190 198H191V199L193 198L195 201H193V199L191 200ZM195 198H196V199H195ZM198 198L200 199V197H198ZM233 198H234V197H233ZM253 198H256V197H253ZM35 199H36V201H35ZM46 199H47V197H46ZM78 199H79V198H78ZM87 199H88V198H87ZM92 199H94V198H92ZM114 199H115V198H114ZM135 199H136V198H135ZM138 199H139V198H138ZM138 199H136V200L138 201ZM140 199H141V198H140ZM160 199H161V198H160ZM165 199H166V198H165ZM168 199H169V198H168ZM182 199H183V198H182ZM182 199H181V200H182ZM184 199H185V198H184ZM189 199H190L191 202L189 201ZM199 199H198V200H199ZM209 199H210V198H209ZM238 199H239V198H238ZM247 199H246V200H247ZM41 200H43V199H41ZM47 200H48V199H47ZM50 200H52V198H51ZM50 200H49V201H50ZM75 200H76V197H75ZM83 200H84V199H83ZM94 200H95V199H94ZM105 200H106V199H105ZM108 200H109V199H108ZM132 200H133V199H132ZM151 200H152V199H151ZM162 200H163V198L161 199V201H162ZM205 200H206V199H205ZM205 200L203 201V199H202L203 202H202V205H201V206L204 205L203 203L205 202ZM236 200H237V199H236ZM240 200H241V199H240ZM39 201H40V200H39ZM45 201H46V200H45ZM55 201H54V203H55ZM76 201H78V200H76ZM76 201H74V202H76ZM120 201H121V200H120ZM166 201H167V200H166ZM168 201H169V200H168ZM192 201H193V202H192ZM200 201H201V199H200ZM247 201H248V200H247ZM251 201H252V200H251ZM258 201H259V200H258ZM41 202H42V201H41ZM50 202H51V201H50ZM50 202H47V205H48V203H50ZM112 202H113V201H112ZM114 202H115V201H114ZM158 202H159V201H158ZM178 202H179V201H178ZM189 202H190V203H189ZM240 202H241V201H240ZM243 202H244V201H243ZM245 202H246V201H245ZM253 202H254V201H253ZM253 202H252V203H253ZM260 202H261V201H260ZM36 203L38 204V206L35 205ZM43 203H44V202H43ZM51 203H52V202H51ZM54 203H52L51 205H53ZM78 203H79V202H78ZM115 203H116V202H115ZM118 203H119V202H118ZM132 203H133V202H132ZM137 203H138V202H137ZM140 203H142V202L140 201ZM165 203L167 204V202H165ZM165 203H164V204H165ZM168 203H169V202H168ZM198 203H199V202H198ZM249 203H250V202H249ZM261 203H262V202H261ZM41 204H42V203H41ZM67 204H69L68 207H69V210H70V206H71V204L68 203V202H67ZM83 204H84V203H83ZM83 204H82V205H83ZM159 204H160V203H159ZM161 204H162V203H161ZM196 204H197V203H196ZM258 204H259V202H258ZM262 204H263V203H262ZM262 204H261V205H262ZM47 205H46V206H47ZM56 205H57V204H56ZM56 205H55V206H56ZM74 205H75V204H74ZM78 205H79V204H78ZM88 205H89V204H88ZM95 205H96V204H95ZM130 205H132V204H130ZM137 205H138V204H137ZM140 205H141V204H140ZM142 205H143V204H142ZM187 205H186V206H187ZM194 205H193V206H194ZM250 205H251V204H250ZM46 206H45V207H46ZM49 206H50V205H49ZM66 206H67V205H66ZM84 206H85V205H84ZM84 206H83V207H84ZM90 206H92V205H90ZM132 206H134V205H132ZM163 206H164V205H163ZM165 206H167V205H165ZM169 206H170V205H169ZM171 206H172V205H171ZM171 206H170V207H171ZM182 206H183V205H182ZM186 206H185V207H186ZM240 206L242 207L241 203H240ZM263 206H264V205H263ZM40 207H42V206H40ZM43 207H44V206H43ZM52 207H53V206H52ZM57 207H58V206H57ZM59 207H60V206H59ZM71 207H72V206H71ZM80 207H81V206H80ZM110 207H111V206H110ZM167 207H168V206H167ZM167 207H166V208H167ZM190 207H188V208L190 209ZM211 207H212V206H211ZM252 207H254V206H252ZM256 207H257V206H256ZM259 207H261V206H259ZM60 208H61V207H60ZM64 208H65V207H63L62 211H64ZM90 208H91V207H90ZM93 208H94V207H93ZM128 208H129V206H128ZM160 208H161V207H160ZM163 208H164V207H163ZM166 208H165V209H166ZM203 208H204V206H203ZM261 208H262V207H261ZM39 209H40L41 211H40ZM47 209H48V207H47ZM71 209H72V208H71ZM81 209H82V207H81ZM189 209H188V210H189ZM191 209H194V210H191ZM191 209H190V210L193 212V214H190V215H196V214H194V213L197 212V208L194 206V207L191 208ZM249 209H250V207H249ZM251 209H252V208H251ZM43 210H44V209H43ZM50 210H52V209H50ZM53 210H54V209H53ZM56 210H57L58 212H56ZM56 210H55L56 214L59 215L58 213H59V211H60V213H61V210H60V209H57V208H56ZM65 210H66V209H65ZM155 210H156V209H155ZM182 210H183V209H182ZM190 210H189V212H190ZM200 210H201V208H200ZM258 210H259V209H258ZM261 210H262V209H261ZM82 211H83V210H82ZM84 211H85V209H84ZM168 211H170L169 208H168ZM194 211H195V212H194ZM198 211H199V210H198ZM201 211H202V210H201ZM201 211H200L199 213L197 212V214H200ZM204 211H207V212H209V213L206 212V214H205ZM204 211H203L204 214L201 213V214H200L201 217H200V216H199V217L202 219V220H201V221H202L201 224H203L204 226H206V224L208 223L207 220H209V218H212L211 215H214V214H211V215H210V212H211V211L208 210L206 206H205ZM214 211H215V210H214ZM254 211H255V208H254ZM47 212H50V211H47ZM67 212H69L68 209H67ZM67 212H66V213H67ZM86 212H88V211L86 210ZM134 212H137V211H134ZM163 212H164V211H163ZM166 212H167V210H166ZM171 212H172V211H171ZM221 212H223V211H221ZM221 212L219 211V215H220V216H221ZM225 212H226V211H225ZM248 212H249V211H248ZM50 213H53L52 215H55V213H54L53 211H51ZM64 213H65V212H64ZM64 213H62V214H64ZM89 213H90V212H89ZM92 213H93V212H92ZM94 213H95V212H94ZM161 213H162V212H161ZM164 213H165V212H164ZM211 213H212V212H211ZM237 213H238V212H237ZM258 213H259V212H258ZM258 213L256 212V214H258ZM99 214H100V213H99ZM111 214H113V212H112ZM129 214H131V213H129ZM167 214H169V213L167 212ZM170 214H171V213H170ZM175 214H176V213H174V216H175ZM207 214H208L209 216H208ZM217 214H218V213H217ZM256 214H255V215H256ZM261 214H262V213H261ZM69 215H70V214H69ZM71 215H72V214H71ZM73 215H74V214H73ZM84 215H85V214H84ZM115 215H117V214H115ZM122 215H123V214H122ZM138 215H139V213H138ZM144 215H146V214H144ZM171 215H173V214H171ZM171 215H169V216H171ZM180 215H181V217L183 218L184 215H182V214H180ZM203 215H204V216H203ZM215 215H216V214H215ZM231 215H232V214H231ZM233 215H235V214H233ZM240 215H241V214H240ZM250 215H252V214L250 213ZM60 216H61V215H60ZM67 216H68V214H67ZM67 216H66V217H67ZM88 216H90V215H88ZM111 216H112V215H111ZM117 216H118V215H117ZM139 216H140V215H139ZM139 216H137V217H139ZM162 216H163V215H162ZM174 216H173V217H174ZM187 216H188V214H187ZM197 216H198V215H197ZM217 216H218V215H216L215 217L213 216V217H214L215 219H217ZM228 216H229V215H228ZM242 216H244V215H242ZM261 216H262V215H261ZM61 217L63 218V216H61ZM68 217H70V216H68ZM68 217H67L66 219H68ZM95 217H96V216H95ZM175 217H176V216H175ZM178 217H179V221H180V220H183V219L179 216V214H178ZM199 217H198V218H199ZM202 217H203V218H202ZM231 217H232V216H231ZM235 217H236V216H235ZM251 217H252V216H250V218H251ZM62 218H60V219H62ZM74 218H75V217H74ZM74 218H73V219H74ZM86 218H87V216H86ZM88 218H89V217H88ZM92 218H93V216H92ZM130 218H131V217H130ZM133 218H135V217L133 216ZM176 218H177V217H176ZM214 218H213V219H214ZM218 218H219V219H221V218L223 219L224 217H218ZM237 218H238V217H237ZM239 218H240V217H239ZM239 218H238V219H239ZM255 218H256V217H255ZM255 218H251V219H255ZM7 219H8V220L10 219V222H9V223H8V220H7ZM64 219H65V217H64ZM64 219H63V223H64ZM66 219H65V220H66ZM81 219H82V218H81ZM219 219H217V221H218ZM222 219H221V221H222ZM263 219H264V217H263ZM88 220H89V219H88ZM117 220H118V219H117ZM131 220H132V219H131ZM133 220H136V219H133ZM186 220H187V219H186ZM240 220H241V218H240ZM260 220H261V219H260ZM56 221H58V222H56ZM68 221H69V219H68ZM91 221H92V220H91ZM96 221H97V220H96ZM209 221H210V220H209ZM221 221H220V223H221ZM224 221H225V219H224ZM227 221H228V220H227ZM238 221H239V220H238ZM262 221H263V220H262ZM262 221H261V222H262ZM61 222H62V221H61ZM101 222H102V221H101ZM107 222H108V221H107ZM110 222H111V221H110ZM110 222H109V223H110ZM116 222H117V221H116ZM134 222H136V221H134ZM184 222H185V221H184ZM187 222H188V223H187ZM196 222H197V221H196ZM198 222H199V221H198ZM211 222H212V220H211ZM215 222H216V221H215ZM215 222H213V223H215ZM231 222H232V221H231ZM241 222H242V221H241ZM79 223H80V222H78V225H79ZM83 223H84V222H83ZM92 223H93V222H92ZM92 223H89V224H90L91 227L94 228V225H93ZM180 223L182 224V222H180ZM189 223H190L191 225H190ZM193 223H194V222H193ZM255 223H256V222H255ZM60 224H61V223H60ZM60 224H59V225H60ZM66 224H67V221H66ZM84 224H85V223H84ZM113 224H115V223H113ZM126 224H127V223H126ZM201 224H200V225H201ZM210 224H211V223H210ZM218 224H219V223H218ZM6 225H7V226H6ZM64 225H65V223H64ZM68 225H72V224H70V222H69ZM86 225H87L86 227H90V226H88V224H86ZM92 225H93V226H92ZM95 225H96V224H95ZM103 225H104V224H103ZM132 225H133V224H132ZM183 225L186 226V228H187L186 230H190V231L194 232L193 230L195 229V228H194V225H195V224L192 225V222L186 221V225H185L184 223H183ZM198 225H199V224H197V226H198ZM208 225H209V223H208ZM255 225H256V224H255ZM257 225H258V224H257ZM261 225H262V224H261ZM79 226H80V225H79ZM84 226H85V225H84ZM111 226H113V225H111ZM119 226H121V225H119ZM119 226H118V227H119ZM123 226H124V225H123ZM197 226H196V227H197ZM209 226H210V225H209ZM215 226H216V225H215ZM217 226H218V225H217ZM245 226H246V225H245ZM71 227H72V226H71ZM75 227H76V226H75ZM219 227H220V226H219ZM252 227H253V226H252ZM258 227H259V225H258ZM4 228H5V229H4ZM77 228H79V227L77 226ZM80 228H81V227H80ZM95 228H96V227H95ZM98 228H99V227H98ZM129 228H130V227H129ZM203 228H204V227H202V228H197V229H202V230H203ZM205 228H206V227H205ZM241 228H242V227H241ZM253 228L255 229V226H254ZM81 229H82V228H81ZM84 229H85V227H84ZM87 229H89V228H87ZM118 229H119V228H118ZM197 229H196V230H197ZM206 229H208V227H207ZM256 229H258V228H256ZM260 229H261V228H260ZM260 229H259V230H260ZM262 229H263V227H262ZM79 230H80V229H79ZM90 230H91V228H90ZM90 230H89V231H90ZM92 230H93V229H92ZM97 230H98V229H97ZM196 230H195V231H196ZM252 230H253V229H252ZM259 230H257V231H259ZM74 231H75L76 233H75ZM247 231H248V230H247ZM247 231H246V232H247ZM261 231H262V230H261ZM263 231H264V230H263ZM77 232H78V233H77ZM83 232H84V231H83ZM90 232H91V231H90ZM238 232H239V231H238ZM255 232H256V231H255ZM86 233H87V232H86ZM174 233H175V232H174ZM174 233H173V234H174ZM195 233H196V232H195ZM195 233H193V234H195ZM251 233H252V231H251ZM260 233H262V232H260ZM23 234H24V235H23ZM80 234H85V232L82 233V231H81V233H79L78 235H80ZM107 234H108V233H107ZM173 234H172V235H173ZM189 234H190V232H189ZM227 234H228V233H227ZM249 234H250V232H249ZM254 234H255V233H254ZM258 234H259V233H258ZM21 235H23L24 237H23V236L21 237ZM85 235H87V234H85ZM213 235H214V234H213ZM255 235H256V234H255ZM261 235H263V234H261ZM76 236H77V235H76ZM80 236H81V235H80ZM82 236H83V235H82ZM87 236L90 237L89 235H87ZM87 236H84V237H82V238L85 239V237H87ZM178 236H180V235H178ZM215 236H216V235H215ZM240 236H243V235H240ZM252 236H254V235H252ZM252 236H251V237H252ZM118 237H119V236H118ZM118 237H117V238H118ZM216 237H217V236H216ZM226 237H227V236H226ZM260 237H261V236H260ZM263 237H264V236H263ZM78 238H79V237H78ZM94 238H95V237H94ZM94 238H93V239H94ZM120 238H121V237H120ZM120 238H119V239H120ZM195 238H196V237H195ZM16 239H17V241H16ZM95 239H96V238H95ZM95 239H94V240H95ZM111 239H112V238H111ZM121 239H123V238H121ZM183 239H184V238H183ZM204 239H205V238H204ZM38 240H39L40 242H39ZM75 240H76V239H75ZM81 240H82V239H81ZM86 240H87V238H86ZM187 240H188V239H187ZM235 240H238V239L236 238ZM12 241H14V242H12ZM33 241H35V243L38 242L37 244H39V245L41 244V246H42L43 248H44L45 246H48L49 251L46 249L47 247L44 248V249L42 250V249H41V246L39 247V245H38L37 247H39L41 250L37 248V249L34 251V250H33V247H35L36 245L34 244ZM36 241H37V242H36ZM41 241L44 242V243H41ZM46 241H47V242H46ZM89 241H90V240H89ZM89 241H88V242H89ZM111 241H112V240H111ZM111 241H110V242H111ZM184 241H185V239H184ZM225 241H226V240H225ZM233 241H234V240H233ZM74 242H75V241H74ZM78 242H79V241H78ZM83 242H85V241L83 240ZM96 242H97V241H96ZM188 242H189V240H188ZM202 242H203V241H202ZM223 242H224V241H223ZM228 242H229V241H228ZM260 242H261V241H260ZM75 243H76V242H75ZM92 243H93V241H92ZM94 243H95V242H94ZM131 243H132V242H131ZM185 243H186V242H185ZM44 244H46V245H44ZM85 244H86V243H85ZM115 244H116V243H115ZM119 244H120V243H119ZM188 244H189V243H188ZM256 244H257V243H256ZM43 245H44V246H43ZM73 245H74V244H73ZM89 245H91V244H89ZM230 245H231V244H230ZM244 245H245V244H244ZM257 245H258L259 247L262 246L261 249L264 248V246H263L262 244H260V245L257 244ZM71 246H72V245H71ZM74 246H75V245H74ZM86 246H87V245H86ZM91 246H92V245H91ZM91 246H90V247H91ZM95 246H96V245H95ZM117 246H118V245H117ZM204 246H205V245H204ZM233 246H234V245H233ZM235 246H236V245H235ZM252 246H253V244H252ZM72 247H73V246H72ZM87 247H88V246H87ZM25 248H26V249H25ZM30 248H31L32 250H31ZM85 248H86V247H85ZM92 248H93V247H92ZM95 248H96V247H95ZM115 248H117V247H115ZM118 248H119V246H118ZM118 248H117V249H118ZM228 248H229V247H228ZM240 248H241V247H240ZM21 249H23V250H25V251H22ZM27 249H28V250L30 249V251H28ZM67 249H68V248H67ZM75 249H76V248H75ZM82 249H84V248L82 247ZM117 249H116V250H117ZM168 249H169V248H168ZM168 249H167V250H168ZM187 249H188V248H187ZM246 249H247V247H246ZM70 250H71V249H70ZM73 250H74V248H73ZM130 250H131V249H130ZM181 250H182V249H181ZM191 250H192V248H191ZM220 250H221V249H220ZM226 250H227V249H226ZM259 250H260V249H259ZM263 250H264V249H263ZM26 251H28L29 253H26ZM32 251H33L35 254H36V253H37V254L34 255V253H32ZM62 251L59 252V253L61 254ZM82 251H83V250H82ZM97 251H98V250H97ZM99 251H101L100 248H99ZM113 251H114V250H113ZM65 252L67 253V251H65ZM65 252L63 253V255L61 254V256H59L58 253H57V254H58L59 257H62V256L65 257V256H64V255H66ZM69 252H70V251L68 250V253H69ZM72 252H73V251H72ZM78 252H79V251H78ZM86 252H88V253H92V254L94 253V252H89V251H86ZM110 252H111V251H110ZM123 252H124V251H123ZM169 252H170V251H169ZM189 252H190V251H189ZM224 252H225V251H224ZM249 252H250V251H249ZM253 252H254V251H253ZM256 252H257V251H256ZM80 253H81V252H80ZM117 253H118V252H117ZM190 253H191V252H190ZM190 253H189V254H190ZM254 253H255V252H254ZM32 254H33V255H32ZM38 254H40V256H39ZM70 254H71V253H70ZM70 254H69V255H70ZM76 254H77V253H76ZM76 254H75V255H76ZM83 254H84V253H83ZM83 254L81 253V255H83ZM94 254H95V253H94ZM96 254H97V253H96ZM111 254H112V253H111ZM123 254H124V253H123ZM127 254H129V253H127ZM171 254H172V253H171ZM186 254H187V252H186ZM186 254H184V256H185ZM251 254H252V253H251ZM255 254H256V253H255ZM37 255H38V256H37ZM48 255H49V256H48ZM71 255H73V254H71ZM71 255H70V256H71ZM77 255H78V254H77ZM81 255H79V256L81 257ZM87 255H88V254H87ZM89 255L91 256V254H89ZM89 255H88V257H89ZM100 255H101V254H100ZM103 255H104V254H103ZM53 256H54V253H53ZM66 256H68V255H66ZM70 256H68V257L71 258V259H74V258H72L73 256H71V257H70ZM84 256H85V255H84ZM104 256H105V255H104ZM120 256H121V254H120ZM163 256H164V255H163ZM168 256H169V255H168ZM170 256H171V255H170ZM263 256H264V255H263ZM263 256H262V259L259 261V264H264V257H263ZM36 257H37V258H36ZM38 257H39V259H38ZM63 257H62V259H63ZM74 257H75V256H74ZM93 257H94V255H93L92 257H90V258L92 259ZM98 257H99V256H98ZM172 257H174V256H172ZM77 258H78V257H77ZM81 258H82V257H81ZM81 258H79V259L81 260ZM83 258H84V257H83ZM166 258H167V257H166ZM224 258H225V257H224ZM251 258H252V257H251ZM42 259H43V260H42ZM44 259H46V260L44 261ZM58 259H59V258H58ZM85 259H86V258H85ZM87 259H88V258H87ZM108 259H109V258H108ZM121 259H122V258H121ZM172 259H173V258H172ZM176 259H177V258H176ZM179 259H181V258H179ZM229 259H230V258H229ZM60 260H61V259H60ZM68 260H69V259H68ZM239 260H240V259H239ZM252 260H253V259H252ZM54 261H56V262H54ZM54 261H53L54 264H55V263H56V264H61L60 262L57 263V260H54ZM62 261L65 262V261H66V258H64ZM62 261H61V262H62ZM76 261H79V260H76ZM88 261H89V260H88ZM121 261H122V260H121ZM169 261H171V260L169 259ZM237 261H238V259H237ZM49 262H51V264L53 263L52 261H49ZM64 262H63V264H64ZM73 262H74V261H73ZM166 262H167V261H166ZM171 262H172V261H171ZM252 262H253V261H252ZM252 262H251V261L249 262V260H245V259H244V260H242V263H241V264H251ZM66 263H67V261H66ZM70 263H71V260H70V262L67 263V264H70ZM85 263H86V261H85ZM47 264H48V263H47ZM49 264H50V263H49ZM78 264H79V262H78ZM168 264H169V263H168ZM171 264H172V263H171ZM236 264H237V263H236ZM252 264H253V263H252Z\"/></svg>",
	"mask_w": 264,
	"mask_h": 264
}]
</instances>
